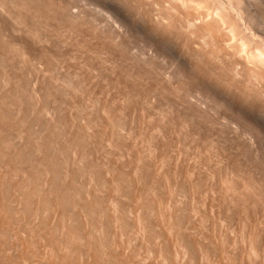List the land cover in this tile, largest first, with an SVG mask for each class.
Returning <instances> with one entry per match:
<instances>
[{"label":"rangeland","instance_id":"374dc122","mask_svg":"<svg viewBox=\"0 0 264 264\" xmlns=\"http://www.w3.org/2000/svg\"><path fill=\"white\" fill-rule=\"evenodd\" d=\"M5 2L3 3V1L2 0H0V8L2 7V6H4L5 8H6V10H4V11H2L4 8L2 7V9L0 10V22H2L3 20V22H2V24L0 23V40H1V37H2V41H0V53H1V55H0V85H1V87H0V95L2 94L3 96H0L1 98H0V100L2 101V100H4V101H0V119H1V115H5V119H7V120H4V116L2 117V119L0 120V121H2V120H4V121H2L3 122V124H5V123H7V124H5V126L6 125H8V123H9V125L8 126H6V129L7 128H9V129H7L5 132H4V135L6 136L7 135V131H8V135H9V132H10V134L11 135H9L11 138V140L9 139H7L9 142H11L12 143V146L13 147H19L18 146V144L20 145V149L18 148L17 149V147H16V150L14 149V151H18V154H20V156H22L24 153V158H25V160H26V162H25V160H24V162H25V164H22L21 162L23 161V159H22V157L20 158L19 157V155L17 154V152H15V153H9L10 151H8V150H11V152L13 151V149H10L12 146H9V145H11V143L9 144V142H8V144H4V143H6V142H4V143H2V144H4V147H6V145H8V147H10L9 149H8V147H6L7 149H2V148H0V151H1V149H2V151L0 152V153H2L3 152V150H7L6 151V153L4 152V154L2 153V156H0V157H2L3 159H4V157H6L7 156V160H8V153L9 154H11L10 156L12 157V156H14V158L17 156V157H19V158H17L18 159V162H19V159H21V161L19 162L20 164H22V165H24V167H22L21 165H19V163H18V165L19 166H21L20 168H21V170H24V169H26V171L24 170V173H22V175L24 176H22L21 175V173H19L18 174V172H20V171H18V170H20V169H18L19 168V166L17 167L16 165V167L15 166H13L12 164V167L10 166V168H12V169H18L17 170V173H16V171H14L16 174H18V175H16L14 172L13 173H11L12 172V169H11V171H10V173H9V175H8V173H5V171L7 172V170H8V172H9V170L10 169H8V167H9V165H7V163L9 162V160L11 161V159L12 160H16V158L14 159L13 157L11 158L10 156H9V160L7 161H4V160H2L1 159V161H0V179H2V175L5 173L6 174V176L4 177V178H6V181L7 182H9V184H11V186H13V188L12 187H10V190H12L13 192H18L17 193V195L15 194V195H13V197L14 196H18V195H23V194H21L20 192H22V190L24 191V189H26L29 185H30V183H29V180L31 181L32 180V182H31V185H30V187L31 188H28L27 190H25L24 192L26 193H24V192H22V193H24V197H25V200L27 199V197L31 194V191L34 193V189L36 188V192L38 193H41V191H40V189L42 188L41 186H43L44 184H42L43 182L44 183H46V184H48V183H50L51 182V180L53 181L52 183H50L51 185L52 184H54V185H56V184H58L57 186H54V187H56L55 188V190L53 191L52 189L54 188V187H48L46 184V186H44V187H46L45 189L48 191H46V190H43V191H45L44 193L42 192L41 194H45L46 192L48 193V198L46 197V196H44V197H46L47 199H51V200H53L52 199V197H54L55 198V196L58 198V194H59V192H60V195L59 196H61L62 197V199H59L61 202H62V205L64 206V212H62V213H64L63 214V220L64 219H66V220H68L69 218H72V219H70L69 221H70V223H69V221H63V222H65L64 224L63 223H61L62 221H59V219L62 217V214H60V211L59 212H57L56 211V209H55V207L54 206H52L53 207V212L51 211L50 212V207H51V204L53 203V201L55 200H53V201H51V204H50V202L48 203V205H47V208H48V206H49V211H48V213H46L47 211V208H45L44 210H43V206L44 205H46L47 204V202L49 201V200H47L46 198V203L44 204V200H43V202H41V201H39L40 203H39V205H40V207L38 208L37 206H38V200H42V199H40V198H42V196H40L39 195V193L37 194V195H39V199L37 198V200H35V198H33V197H38L35 193V196L33 195V193H32V195H30V199L28 198V200H26V202H27V206H26V204L24 205V204H22V206L21 207H19L16 203H18V204H20V202L19 201H22L23 200V202H25L24 201V199H23V196L21 197H19V198H22V199H18V201H17V199H16V203L14 202V198H18V197H12L11 195V197H12V199H13V201H12V203H15L14 205H13V207H12V203L10 204L9 202V200H7L6 201V204H8L9 203V205H11V207L12 208H14L15 207V205L17 206V207H15V211L17 212L16 214H19L20 212V214H22V212L23 211H25L26 212V214H28V217H30L29 219H28V217H26L27 215L23 212V214L24 215H18L19 216V218H22V220H24V221H16V219H19V218H17V217H14L13 215H14V213H15V211L12 209H10L11 210V212L13 213L12 215H11V213H10V216L12 217H14V218H12L13 220H15L14 222H15V224L16 223H20V224H14L13 223V221H12V223L14 224V226H10V227H5L6 225H3L4 227H5V229H7V228H9L8 230H6L5 231V229H4V227H3V229L4 230H2V228H1V232H0V235H1V233H2V235L0 236V244L1 245H3V247H1V245H0V250H1V255H0V264H15V263H17V261H15V260H18V263L17 264H19V257L21 256V258L22 259H20L21 261L23 260V258H24V263L26 264L27 262H28V264H34L33 263V261H34V259L35 260H37L38 258H39V260H38V263L40 264V263H42V264H48V262H47V260L45 261H41L42 260V258H40V256L42 257L44 254L43 253H45V251H48V249L50 250L54 245H55V247H53V248H56L57 246V244H56V241H57V243L60 241H62L61 243H63L64 241L66 242L67 240H68V233H69V231H71L69 234H71L69 237H71L72 238V240L74 241V239H78V242L76 243L75 241L74 242H72L71 241V238H69V240L66 242L67 243V246H66V248L68 249V251H69V247L70 246H68V244L69 245H71L72 246V243H74V246L71 248V249H73V251L70 249V251L68 252L67 251V249H65V247H64V249H65V251H66V253L68 252L69 254H71V255H69L68 253H67V255H69V256H65L66 258L65 259H67L68 257H70L69 259L70 260H72V263H71V261L69 260V259H67L66 261L63 259V258H61L62 257V255L65 253L64 252V249L62 248L63 246H65L66 245V243H64V245L62 246V244H60L59 246L62 248H60L59 246H58V248L59 249H61V250H59L58 248V250L60 251V252H64L62 255L61 254H59L60 252L56 249V250H54V251H56L55 253H56V256H55V253H54V256L55 257H57V259H58V261H57V259H55V264L57 263V264H59V263H61V264H76V263H78V264H82V263H87L88 261H91V259L92 258H90V257H93V255L94 254H100L101 253V258L103 257V256H106V254L105 253H102V252H105V251H103L109 244H110V248L109 247H107V248H109V249H105L106 251H107V254H108V256H106V259L103 257L102 258V262H103V264L105 263V264H111V262H109V261H113L112 262V264H126V263H128V264H138L139 262V264H144L143 262H145V263H147V261H149L148 262V264H152V261H153V263H155V264H160L161 262L163 263L164 261H165V263H163V264H166V262H168L169 264H191L190 263V261H192L193 260V263L194 264H200V262H201V264H219V262L222 260L223 261V264H228V261H227V259L230 257V259H229V263L230 264H233V263H235V262H237L238 260V262H239V264H243V263H247L248 261L250 262H248V264H252V263H254V264H261V263H264V233H262L263 231H264V210L262 211V208L264 207V205L262 206V208H261V205H260V207H259V205H258V209H256V207H255V209L254 210H257L256 212H254V210H253V212H252V210L250 209V213L248 214V213H245L244 212V210H241L242 209V207H240V206H238L237 205V202L235 203L234 202V204L231 202V198H232V194H231V198H230V193L228 192V193H226L225 191H223V192H219V191H222V190H225V186L224 185H222L221 186V182H222V180H223V176L224 175H222V180H220V178H221V176H219V174H218V172L219 173H223L224 174V171H225V168L229 165V163H224V162H226V161H228V160H230V159H234V157H235V159L237 158H239L240 159V161L239 162H241V160H242V163L245 161V158H246V161H247V159H248V161L247 162H249V163H245L246 165H244V164H242V163H240V165H243V166H241V168L242 167H244L243 169H244V171L245 172H248V173H250L251 174V176H253V178L255 179V176H256V181H259V183L261 184V187H262V185H263V189H264V177L262 178V176H261V173L260 172H263L262 174H264V141H263V137L262 136H264V134H262V133H264V128L262 127V126H259L260 124H259V122H258V120H255V119H259V115L258 116H255L254 114H255V112H257V111H259L258 109H255V107L257 108V105L260 103L259 102V98L260 99H262L261 97V95H259V93H260V91L262 90V85L264 84V58H263V56H264V32H262L263 30H264V26L262 27V26H259L258 24L256 25L255 24V26L253 25V24H250V23H247L244 27H238V25L237 24H235V23H232V20L230 21H225L224 23H221L222 22V20H221V22H220V24L221 25H219V23H218V27L219 28H217V27H214V26H212V27H207L206 25H202V23L199 21V22H196V23H198L199 25H196L195 27H193L192 25H188V22L186 21L187 20V18H190V16H192V15H194L195 14V10L193 9V11H192V8H194V5H196L195 3H194V1H196V0H192V2H193V4L194 5H192V2H191V0H184V2H188V5L189 6H187V5H185V8L183 9V5L184 4H180V3H177V4H180L179 6L176 4V3H174V2H172V0H163L162 2H161V0L159 1V0H113V2L114 3H112V0H57L58 2H59V4L57 3V1L56 2H54L53 3V5H55L56 3L58 4V5H55L56 6V8H58L59 10H57L56 8L55 9H53L52 7L53 6H51V8L55 11H50L51 10V8H49L50 7V5L49 4H47V2H45V0L43 1V0H18L19 2L17 3V0H9V3H7L8 2V0H4ZM7 1V2H6ZM12 1V2H11ZM16 3H15V2ZM24 1V2H23ZM35 1V2H34ZM45 3V4H47L48 6H45V7H47V9H49V10H47L46 12H47V14L48 15H46V16H48L49 18H50V20H51V22H50V20H49V18L47 17V19L45 18V16H43L44 15V13H46L45 12V9H44V11L43 10H41V8L43 7H40L39 8V10L40 11H38V9L36 10V8H34L35 7V5H32V4H36V6H41L42 4L43 5H45L43 2ZM47 1V0H46ZM55 1V0H54ZM157 1V2H156ZM167 1V2H166ZM170 1V2H169ZM216 1V2H215ZM23 2V3H22ZM28 2V3H27ZM29 2H32V3H29ZM65 2H66V4H65ZM108 2V3H107ZM118 2H119V5L117 6V4H118ZM127 2V3H126ZM148 2V3H147ZM161 2V3H160ZM164 2V3H163ZM219 2V3H218ZM21 4V6L19 7V8H21V9H17L16 8V6L18 7L20 4ZM39 3V4H38ZM117 3V4H116ZM130 3V4H129ZM144 3V4H143ZM156 3V4H155ZM172 3V4H171ZM8 4V5H7ZM10 4V5H9ZM22 4H23V6H22ZM24 4H27L26 6L28 7V5L30 4L31 6H29L28 7V9H27V7L26 6H24ZM38 4V5H37ZM41 4V5H40ZM109 4H111V5H109ZM114 4H116V5H114ZM121 4H123L122 6H121ZM133 4V5H132ZM135 4V5H134ZM158 4H160V5H158ZM164 4V5H163ZM168 4V5H167ZM190 4L192 5V6H190ZM213 4H215V5H213ZM64 5V6H63ZM65 5H67L68 6V8L65 6ZM158 5V6H157ZM163 5V6H162ZM175 7H174V6ZM181 5L183 6V7H181ZM54 6V7H55ZM58 6V7H57ZM71 8H70V7ZM109 6V7H108ZM117 8H116V7ZM119 6H121L119 9H118V7ZM143 6H144V8H143ZM177 6V7H176ZM210 6H211V8H210V13L211 12H213V13H211V14H215L214 16H212L211 15V18L212 17H215V16H217L218 18H219V20L220 19H224L225 18V16H226V13H224L223 12V10H224V6H223V3H222V0H211V2H210ZM214 6V7H213ZM9 7H11V8H9ZM22 7H23V9H22ZM24 7H26V9H27V11L25 10V8ZM37 7V8H38ZM62 7V8H61ZM113 7V8H112ZM115 7V8H114ZM124 8V9H122V10H120L121 8ZM158 9H157V8ZM163 7V8H162ZM186 7H187V10H186ZM190 7V8H189ZM222 7H223V10H222V12H221V9H222ZM35 10H34V9ZM107 8V9H106ZM111 8V9H110ZM131 8V9H130ZM135 8H137V9H135ZM141 8V9H140ZM150 8V9H149ZM181 8V9H180ZM31 9H33L32 11H31ZM43 9V8H42ZM62 9V11H60ZM117 9V10H116ZM168 9H169V11H168ZM190 9H191V12H189L190 11ZM216 9L218 10V11H216ZM263 9V8H262ZM261 9V14H264L263 12V10ZM7 10H8V12H7ZM65 10H66V12H65ZM70 11V12H68V11ZM106 10V11H105ZM123 10H125V11H123ZM155 12H154V11ZM159 10V11H158ZM165 10H166V13H165ZM179 10V11H178ZM180 10H181V12H180ZM184 10V11H183ZM12 11V12H11ZM17 11H19L20 13L21 12H24L23 14H19V12H17V14H14V13H16ZM41 11H43V12H41ZM48 11L51 13H48ZM64 11V12H63ZM112 11V12H111ZM119 11H121V12H119ZM149 11V12H148ZM163 11H164V13H163ZM208 11V12H209ZM215 11V12H214ZM263 11V12H262ZM14 12V13H13ZM54 12V13H53ZM57 12V13H56ZM82 12V13H81ZM138 12V13H137ZM152 12V13H151ZM170 12V13H169ZM177 12V13H176ZM194 12V13H193ZM218 12L220 13V14H218ZM5 13V15H2V14H4ZM9 13V14H8ZM63 13H67V14H63ZM81 13V14H80ZM107 13V14H106ZM113 13V14H112ZM119 13V14H118ZM126 13V14H125ZM167 13H169L168 15H167ZM175 13V14H174ZM193 13V14H192ZM217 13V14H216ZM221 13H222V16H221ZM43 14V15H42ZM55 15V14H57L59 17H55V16H52V15ZM60 14H62V15H60ZM73 15V19H75L74 21H73V19H72V15ZM77 14V15H76ZM116 14V15H115ZM121 14V15H120ZM122 14H124V15H122ZM128 14V15H127ZM145 14V15H144ZM167 16H166V15ZM179 14V15H178ZM18 16V17H15V16ZM36 15V16H35ZM44 17H42V16ZM84 15V16H83ZM126 15V16H125ZM147 15V16H146ZM175 15H176V17H175ZM225 15V16H224ZM19 16H21V17H23L22 19H24L25 18V16H26V18L28 19H26V24L24 23V21L22 22H20V23H18L19 21H20V19H18V18H21V17H19ZM39 16H41V18H43V19H39L40 17ZM50 16H52V17H50ZM63 16V18H65V17H67L66 18V20L68 19V22L67 23H69V24H71L70 26H69V24H68V26H67V24L65 25V22H66V20L64 19V20H62L61 19V17ZM71 16V17H70ZM82 16V17H81ZM86 16V17H85ZM93 16V17H92ZM143 16H145V18L143 17ZM209 16V15H208ZM207 16V18L205 19V22L206 21H208V20H210V19H208L209 17ZM264 16V15H263ZM30 17H31V19H30ZM34 17V18H33ZM55 17V18H54ZM74 17H76V18H74ZM79 17V18H78ZM154 17V18H153ZM156 17V18H155ZM174 17V18H173ZM9 18V19H8ZM18 19L19 21H17L16 19ZM32 18L34 19V20H32ZM56 18H60L61 20L59 21V20H57ZM69 18L72 20H69ZM77 18H78V21H77ZM95 18V19H94ZM150 18H152V19H150ZM160 18V19H159ZM164 18V19H163ZM167 18V19H166ZM182 18V19H181ZM2 19V20H1ZM6 19H8V20H6ZM14 21H13V20ZM53 19V20H52ZM54 19H56L55 21H54ZM86 19V21H84ZM88 19V20H87ZM139 19V20H138ZM161 19H162V21H161ZM176 19V20H175ZM43 20V21H42ZM84 22V23H77V22ZM93 20V21H92ZM98 20V21H97ZM115 20V21H114ZM135 20V21H134ZM163 20H164V23H163ZM44 21H45V23H44ZM47 21V22H46ZM59 21V22H58ZM64 21V22H63ZM72 22V23H70V22ZM77 21V22H76ZM112 21V22H111ZM117 21V22H116ZM127 21V22H126ZM161 21V22H160ZM169 22L168 24L170 25V26H168V24H167V22ZM172 21V22H171ZM176 21V22H175ZM184 21V22H183ZM5 22V23H4ZM9 22V23H8ZM15 22V23H14ZM29 22H31L30 24H29ZM33 22H35V23H33ZM61 22H63V24H61ZM121 22V23H120ZM132 22V23H131ZM143 22V23H142ZM234 22V21H233ZM13 25H12V24ZM55 23L57 24V25H59V26H57V25H55ZM60 23V24H59ZM74 23V24H73ZM91 23H93V26H92V24ZM100 23V24H99ZM118 23V24H117ZM29 24V25H28ZM35 24H36V26H35ZM39 24H40V26H39ZM53 24V25H52ZM73 24V25H72ZM78 24H80L79 26H78ZM85 24V25H84ZM87 24V25H86ZM113 24V25H112ZM139 24V25H138ZM159 24V25H158ZM181 24V25H180ZM183 24V25H182ZM194 24V23H193ZM225 24V25H224ZM5 25H7V26H5ZM10 27H9V26ZM14 25H16V26H18V27H16V26H14ZM23 25H25V26H27V27H25V26H23ZM38 25V26H37ZM78 26L77 27V30H78V32H77V30H76V27H72V26ZM82 25H83V27H82ZM90 25V26H89ZM127 25V26H126ZM176 25V26H175ZM248 25V26H247ZM22 26V27H21ZM28 26H30V27H28ZM33 26V27H32ZM54 26V27H53ZM61 26V27H60ZM64 26V27H63ZM81 26V27H80ZM85 26V27H84ZM95 26V29L93 28ZM157 26V27H156ZM161 26V27H160ZM180 26V27H179ZM187 26H188V28H187ZM32 27V28H31ZM37 27V28H36ZM39 27H42L43 29H45V27H46V29L44 30L45 32H43L44 33V35H43V33H42V31H41V33H42V35H41V33L40 32H38L37 30H42L41 28H39ZM50 27V28H49ZM72 27V29H70ZM80 27V28H79ZM86 27H88V28H86ZM98 27V28H97ZM138 27H141V28H138ZM172 27H174L173 29H172ZM184 27V28H183ZM191 27L194 29V31H196L197 32V34H199V32H202L203 33V35L201 36H199V35H196V33H194V31L191 29ZM196 27H201V29L200 30H204V29H208L207 31H200V30H198ZM223 27H224V29H223ZM263 28V29H260V28ZM26 28V29H25ZM27 28H28V30H27ZM29 28H30V30H29ZM36 28V29H35ZM54 28V29H53ZM73 28H75V29H73ZM79 28V29H78ZM86 28V29H85ZM91 28V29H90ZM101 30H100V29ZM165 28V29H164ZM178 28H180V29H178ZM190 28V29H189ZM197 30H196V29ZM252 28V29H251ZM259 28V29H258ZM32 29V30H31ZM33 29H35V30H33ZM52 29H53V31H52ZM60 29V30H59ZM67 29V30H66ZM81 29V30H80ZM82 29H84V30H87L88 32H86V31H84V30H82ZM89 29V30H88ZM140 29H142V30H140ZM183 29H185V30H183ZM213 29V30H212ZM222 29V30H221ZM229 29V30H228ZM25 30H27V31H25ZM47 30V31H46ZM94 32H93V31ZM175 30V31H174ZM183 32H182V31ZM192 32V33H194V35L193 34H191L190 33V31ZM211 30V31H210ZM224 30V31H223ZM226 30V31H225ZM257 32H256V31ZM14 31V32H13ZM23 31V32H22ZM29 31V32H28ZM31 31H32V33H31ZM65 31V32H64ZM73 31V32H72ZM81 31V32H80ZM104 31H106V32H104ZM143 31V32H142ZM145 31V32H144ZM189 31V32H188ZM215 31V32H214ZM220 31V32H219ZM223 31V32H222ZM245 31V32H244ZM250 31V32H249ZM254 31V32H253ZM21 32V33H20ZM36 33V35H37V33H39V35H35V37L33 36L34 34L33 33ZM60 32H62V33H60ZM69 32H70V34H71V36H70V34H69ZM77 33V34H75V33ZM90 32V33H89ZM91 32H93V34L91 33ZM108 32V34H106ZM140 32V33H139ZM142 32V33H141ZM188 32V33H187ZM229 32V33H228ZM252 32V33H251ZM10 33H12V34H10ZM52 33V34H51ZM57 33V34H56ZM58 33H59V35H58ZM94 33H95V35H94ZM111 33V35H109ZM155 33V34H154ZM171 33V34H170ZM186 33H187V35H186ZM202 33H200V34H202ZM205 33V34H204ZM216 33V34H215ZM219 33V34H218ZM230 33L231 34H233V35H230ZM3 34V35H2ZM6 34V35H5ZM17 34H19V35H17ZM28 34V35H27ZM32 36H31V35ZM46 34V35H45ZM49 34V35H48ZM55 34V35H54ZM75 34V36H73ZM81 36H79V35ZM98 34V35H97ZM108 35V36H105V35ZM115 34V35H114ZM155 35V37L153 36V35ZM213 35V37H215V39H216V43L214 42L215 41V39L214 38H211L212 36H209V35ZM218 34V35H217ZM224 34V35H223ZM22 35V36H21ZM30 35V36H29ZM62 35V36H61ZM76 35H77V38H76ZM99 35H101V37H106V38H101ZM103 35V36H102ZM143 35V36H142ZM152 35V36H151ZM181 35V36H180ZM183 35V36H182ZM191 35V36H190ZM220 35V36H219ZM16 36V37H15ZM23 36H25L24 38H23ZM27 36V37H26ZM29 36V37H28ZM40 36V37H39ZM46 36V37H45ZM58 36H59V38H58ZM61 36V37H60ZM78 36L80 37V38H78ZM84 36V37H83ZM86 36L88 37V39L86 38ZM92 36H93V38H92ZM94 36H96V37H94ZM116 36V37H115ZM151 36V38H149ZM177 36V37H176ZM187 36H188V38H187ZM193 36V37H192ZM198 36V37H197ZM222 36V37H221ZM243 36V37H242ZM245 36V37H244ZM247 36V37H246ZM257 36V37H256ZM260 36V37H259ZM9 37V38H8ZM19 37V38H18ZM55 37H56V39H55ZM67 37V38H66ZM108 37V38H107ZM111 37V38H110ZM184 37V38H183ZM200 37V38H199ZM203 37V38H202ZM209 37V38H208ZM229 37H231V38H229ZM6 38V39H5ZM17 38V39H16ZM32 40H31V39ZM40 38V39H39ZM64 38V39H63ZM85 38V39H84ZM100 38H101V40H100ZM118 38V39H117ZM194 38V39H193ZM208 38V39H207ZM233 38H235V39H233ZM241 38H243L244 40H242ZM253 38L255 39L254 41H253ZM258 38H259V40H258ZM9 41H8V40ZM20 39V40H19ZM22 39H23V41H22ZM30 40V42L32 43V45H31V43L29 42V41H27V40ZM35 41H34V40ZM37 39H39V40H37ZM87 39V40H86ZM91 39V40H90ZM93 39H95V40H93ZM97 39V40H96ZM108 39V41H106V40ZM110 39V40H109ZM111 39H112V41H111ZM114 39V40H113ZM152 39V40H151ZM197 39H199V40H197ZM210 39H212V40H214L213 42H211V40ZM41 40V41H40ZM45 40V41H44ZM50 40V43L48 42ZM70 40V41H69ZM80 40V41H79ZM116 40H118V41H116ZM168 40V41H167ZM184 40H186V41H184ZM193 40V41H192ZM218 40V41H217ZM221 40V41H220ZM262 40V41H261ZM17 41V42H16ZM19 41V42H18ZM22 41V42H21ZM38 41V42H37ZM83 41V42H82ZM91 43H89V42ZM101 43H100V42ZM102 41H103V43H104V45H103V43H102ZM125 41V42H124ZM146 41V42H145ZM238 41V42H237ZM252 41V42H251ZM14 42H16V43H14ZM25 42V43H24ZM52 42V43H51ZM55 42V43H54ZM102 45H100L99 43ZM122 42V43H121ZM163 42H166V43H163ZM201 42H202V44H201ZM208 42H211V43H208ZM236 42V43H235ZM242 42V43H241ZM261 42V43H260ZM36 43V44H35ZM61 43V44H60ZM76 43V44H75ZM81 43V44H80ZM86 43H88V44H86ZM94 43V44H93ZM107 43H108V47H107ZM121 43V44H120ZM126 43V44H125ZM137 43V44H136ZM186 43V44H185ZM204 43V44H203ZM206 43V44H205ZM220 43V44H219ZM254 45H253V44ZM21 44H23V45H21ZM40 44V45H39ZM42 44V45H41ZM48 44V45H47ZM61 46H60V45ZM64 44V45H63ZM82 44H85V46H83ZM111 44V45H110ZM115 44V45H114ZM116 44H117V46H116ZM123 44H124V46H123ZM141 44V45H140ZM164 44H165V46H164ZM224 44H226V45H224ZM228 44H230V45H228ZM235 45L234 47H233V45ZM237 44V45H236ZM239 44H240V46H239ZM5 45L7 46V47H9V48H7V47H5ZM20 45V46H19ZM51 45V46H50ZM63 45V46H62ZM74 45V46H73ZM91 45H93V46H91ZM112 45L114 46L113 48H112ZM119 45H121V46H119ZM139 45V46H138ZM171 45V46H170ZM184 45H186V46H184ZM214 45V46H213ZM243 45V47H241ZM79 46V47H78ZM81 46H83V47H81ZM91 47V48H89V47ZM96 46V47H95ZM100 46V47H99ZM104 46H106V48L104 47ZM127 46V47H126ZM142 46V47H141ZM201 46V47H200ZM203 46V47H202ZM216 46V48H215V50H218V51H215V52H213L214 51V48L213 47H215ZM225 46H227V47H229V48H226ZM231 46V47H230ZM237 46V47H236ZM3 47H5V48H3ZM33 47V48H32ZM86 47V48H85ZM98 47H99V49H98ZM103 49H102V48ZM109 47H110V49H109ZM119 47V48H118ZM120 47H122V48H120ZM124 47V48H123ZM141 47V48H140ZM150 47V48H149ZM152 47V48H151ZM158 47V48H157ZM177 47V48H176ZM196 47H198V48H196ZM200 47V48H199ZM218 47V48H217ZM240 48V51H239V54H236L237 56H235L234 54H232V52H233V48ZM252 47H253V49H252ZM43 48V49H42ZM108 48V49H107ZM115 48V49H114ZM149 48V49H148ZM161 48V49H160ZM165 48V49H164ZM174 48V49H173ZM185 48H187V49H185ZM221 48V49H220ZM243 48V49H242ZM15 49V50H14ZM20 49V50H19ZM49 49V50H48ZM80 49V50H79ZM95 49H97V50H95V51H97L98 52V54H97V52L95 53V54H97V55H95L94 54V50ZM119 49H121V50H119ZM207 49H209V50H207ZM212 49H213V51H212ZM246 49V50H245ZM3 50H4V52H3ZM9 50H12L11 52L9 51ZM38 50V51H37ZM40 50V51H39ZM76 50V51H75ZM103 50H104V52H103ZM106 50H107V52L108 53H106ZM111 50V51H110ZM151 50H153V51H151ZM182 50V51H181ZM185 50V51H184ZM188 50V51H187ZM212 51V53H211V55L213 56V54L214 53H216V54H214V56L216 57L217 56V54H218V56H217V58H213L212 56H210V57H208V55L207 54H210V53H208L209 51ZM221 50V51H220ZM225 50V51H224ZM242 50V51H241ZM256 50H257V52H256ZM20 51H21V53H20ZM34 53H33V52ZM80 51H83V53H81ZM85 51H87V52H85ZM94 51V52H93ZM100 51V52H99ZM120 53H119V52ZM126 51H129V52H126ZM146 51V52H145ZM210 51V52H211ZM243 51H244V53H243ZM248 51V52H247ZM10 52V53H9ZM14 52H16V53H14ZM49 52V53H48ZM90 52V53H89ZM102 52V53H101ZM115 52H117V53H115ZM143 52H144V55H143ZM155 52V53H154ZM160 52V53H159ZM202 52V53H201ZM223 52V53H222ZM226 54H225V53ZM231 52V53H230ZM251 52H253L254 54H257V55H260L259 57L261 58V59H259V60H257V61H255V62H250V64H249V60H248V57H249V55H250V53ZM259 52V53H258ZM30 53V54H29ZM33 53V54H32ZM45 53V54H44ZM71 54V56H69L70 54ZM73 53V54H72ZM89 55H88V54ZM109 53H111V54H109ZM115 53V54H114ZM150 53V54H149ZM171 53V54H170ZM173 53V54H172ZM182 53V54H181ZM206 53V54H205ZM221 53H222V55H221ZM232 54L231 56H230V54ZM249 53V54H248ZM3 54H5L4 56H3ZM22 54V55H21ZM55 56H54V55ZM78 54V55H77ZM86 56V57H84V55ZM100 54V55H99ZM109 54V55H108ZM112 54H114V56L112 55ZM125 54V55H124ZM158 54V55H157ZM179 55V56H176V55ZM200 54H204V55H200ZM226 56H224V55ZM228 54V55H227ZM244 55V56H239V55ZM252 54V53H251ZM7 55V56H6ZM13 55V56H12ZM19 55H21V56H19ZM23 55H24V57H23ZM44 55H45V57H44ZM47 55V56H46ZM49 55V56H48ZM51 55V56H50ZM103 55V56H102ZM116 55H117V57H116ZM152 55V56H151ZM174 55V56H173ZM188 55V56H187ZM221 55V56H220ZM248 55V56H247ZM263 55V56H262ZM2 56H3V59H2ZM76 57L75 59H74V57ZM78 56H80L79 58L80 59H78ZM90 56V57H89ZM105 56L108 58H105ZM120 56H122L121 58H120ZM165 56V57H164ZM196 56V57H195ZM201 56H203V57H201ZM208 58H210V60L213 58V63H214V61H215V59H217V61L219 62V64L221 65L222 63V65H221V67H220V65H218V63H217V65L214 63V65H216V66H214L213 65V63L211 62V61H209V59H207V57ZM234 56V57H233ZM239 56V57H238ZM23 57V58H22ZM27 57H30V59L29 58H27ZM36 57V58H35ZM38 57V58H37ZM47 57H49V58H47ZM87 57H89V58H87ZM92 57V58H91ZM127 57V58H126ZM159 57V58H158ZM220 57H222V59L219 58ZM228 57V58H227ZM231 59H230V58ZM237 57V58H236ZM247 57V58H246ZM7 58V59H6ZM24 58H25V60L26 61H24ZM41 58V59H40ZM51 58V59H50ZM54 58V59H53ZM103 58V59H102ZM115 58V59H114ZM119 58V59H118ZM124 58H126V59H124ZM164 58V59H163ZM182 58V59H181ZM190 58V59H189ZM194 58V59H193ZM200 58V59H199ZM201 58H203V59H201ZM206 58V59H205ZM226 58V59H225ZM239 58V59H238ZM240 58H244V60L243 59H240ZM245 58H246V60H245ZM15 59V60H14ZM33 59H35V60H33ZM85 59V60H84ZM96 59H98V60H96ZM115 61H114V60ZM130 59H131V61H130ZM230 59V60H229ZM238 60V62L237 63H239L240 64V62L241 61H239V60H242V62H244V63H241L240 65H238V64H235L236 66L235 67H237L236 69H237V71L235 70H233L234 71V74L232 73L233 71L232 70H228V69H230V68H228V65H230L233 61H235V60ZM81 60V61H80ZM83 60V61H82ZM90 60H92V61H90ZM95 60V61H94ZM102 60V61H101ZM123 60H124V62H125V64L123 63ZM134 60V61H133ZM202 60V61H201ZM223 60V61H222ZM236 60V61H237ZM41 63H40V62ZM77 61V62H76ZM97 61V62H96ZM99 61V62H98ZM109 61V62H108ZM118 63H117V62ZM146 61V62H145ZM152 61V62H151ZM168 61V62H167ZM170 61V62H169ZM209 61V62H208ZM217 61H215V62H217ZM225 61V62H224ZM228 61V62H227ZM248 61V62H247ZM259 61V62H258ZM261 61V62H260ZM29 62V63H28ZM30 62L32 63V64H30ZM102 62V63H101ZM103 62H105V63H103ZM172 62V63H171ZM180 62V63H179ZM187 62V63H186ZM206 64H205V63ZM231 62V63H230ZM256 62H258V63H256ZM21 63H23V64H21ZM88 63H90V64H88ZM109 64V67H108V64ZM115 63V64H114ZM127 63V64H126ZM132 63V64H131ZM138 63V64H137ZM148 63V64H147ZM152 63V64H151ZM196 63V64H195ZM208 63V64H207ZM230 63V64H229ZM11 64H13L12 66H11ZM28 64V65H27ZM129 64V65H128ZM134 64H136V65H134ZM144 64V65H143ZM189 64H190V66H189ZM192 64V65H191ZM225 64H226V66H225ZM228 64V65H227ZM256 64H259V68H258V65H256ZM261 64V65H260ZM2 65V66H1ZM91 65V66H90ZM139 65V66H138ZM143 66V68L141 67V66ZM155 65V66H154ZM159 65V66H158ZM171 65V66H170ZM183 65V66H182ZM212 65V66H211ZM51 66V67H50ZM84 66H86V68H82V67H84ZM125 66V67H124ZM130 66V68H128V69H130V70H127V67H129ZM145 66V67H144ZM148 66V67H147ZM192 66V68H193V72H192V69L190 68ZM203 66H205V67H203ZM214 66V68H212ZM239 66V67H238ZM247 66H251V67H247ZM255 66V67H254ZM18 67V68H17ZM22 68V69H20V68ZM28 69H27V68ZM107 67V68H106ZM112 67V68H111ZM121 67V68H120ZM132 67V68H131ZM138 67V68H137ZM162 67H163V69H162ZM183 67V68H182ZM185 67H188L189 69H185ZM206 67H207V69H206ZM209 67V68H208ZM218 67V69H219V67L221 68V69H216ZM230 67V66H229ZM257 67V68H256ZM263 67V68H262ZM2 68V69H1ZM6 68V69H5ZM7 68H8V70H10V72H8V70H7ZM24 68V69H23ZM74 68V69H73ZM77 70H76V69ZM100 68V69H99ZM109 68V69H108ZM149 68V69H148ZM157 68H158V70H157ZM213 69V70H211V69ZM239 68V69H238ZM244 68H247L248 70H249V72L252 70V72H250V73H247V74H249V75H247V74H244V73H246V72H248V70L246 69H244ZM249 68H251V69H249ZM4 69V70H3ZM85 69V70H84ZM90 69V70H89ZM103 69H106V71L105 70H103ZM108 69V70H107ZM143 69L145 70V72L143 71ZM167 69V70H166ZM198 69V70H197ZM223 69V70H222ZM244 69V70H243ZM263 69V70H262ZM12 70V71H11ZM19 70H21V71H19ZM24 70V71H23ZM48 72H47V71ZM75 70V71H74ZM82 70V71H81ZM96 70V71H95ZM99 70V71H98ZM111 70V71H110ZM118 70V71H117ZM125 72V74H123L124 72ZM128 71V75H129V78H128V75H127V71ZM134 70V71H133ZM143 71V72H140V71ZM173 70V71H172ZM187 70H189V71H187ZM201 70V71H200ZM238 70H239V72H238ZM254 70V71H253ZM3 71V72H2ZM5 71H6V74H5ZM16 71V72H15ZM45 71V72H44ZM74 71V72H73ZM79 71V72H78ZM133 71V72H132ZM148 71V74L146 73ZM207 71V72H206ZM212 71V72H211ZM232 71V72H231ZM262 71V72H261ZM8 72V73H7ZM12 72V73H11ZM23 72V73H22ZM53 72V73H52ZM69 72V73H68ZM89 72V73H88ZM91 72V73H90ZM94 72V73H93ZM135 72V73H134ZM138 72H139V75H138ZM166 72V73H165ZM188 74H187V73ZM191 72V73H190ZM195 72V73H194ZM218 74H217V73ZM220 72H222V74L220 73ZM225 72V73H224ZM232 73V75H236V76H232V77H230L231 76V73ZM261 72V73H260ZM5 75H4V74ZM36 73V74H35ZM42 73V74H41ZM50 73H51V75H50ZM81 73V75L80 76H78L79 74ZM113 73V74H112ZM115 73V74H114ZM118 73H119V75L121 74V76H119L118 75ZM132 73V74H131ZM137 73V74H136ZM169 73V74H168ZM183 76H181L180 74ZM236 73V74H235ZM252 73V74H251ZM255 73H257L256 74V76H254L255 75ZM9 75L10 76V79L8 78V77H6V75ZM15 74V75H14ZM38 74V75H37ZM40 74V75H39ZM49 74V75H48ZM59 74V75H58ZM63 74V75H62ZM77 74V75H76ZM86 74H90L89 76L88 75H86ZM94 74V75H93ZM135 74H136V76L138 77H136L135 76ZM141 74V75H140ZM146 74V75H145ZM154 74V75H153ZM185 74V75H184ZM210 74V75H209ZM223 74H225L224 76H223ZM229 74V75H228ZM242 74V75H241ZM261 74V75H260ZM7 75V76H8ZM34 75V76H33ZM39 77V78H37V76ZM57 75V76H56ZM62 75V76H61ZM68 75H69V77H68ZM84 75V76H83ZM96 75V76H95ZM110 75V76H109ZM115 75V76H114ZM125 75V76H124ZM127 75V76H126ZM131 75H132V77H131ZM150 75V76H149ZM158 77H157V76ZM160 75V76H159ZM178 75V76H177ZM220 75V76H219ZM238 75V76H237ZM2 76H5L4 78H5V81L4 80H1V79H4V78H2ZM16 76V77H15ZM23 76V77H22ZM29 76H31V78L29 77ZM34 77V79H33V77ZM71 76V77H70ZM76 76V77H75ZM89 78H88V77ZM93 76V78H91ZM123 76H124V80H122L123 79ZM147 77L146 78V80H145V78L143 79V77ZM152 76L154 77V78H152ZM162 76V77H161ZM170 76V77H169ZM174 76V77H173ZM226 76H227V78H226ZM251 76V77H250ZM12 77H14L13 79H11ZM22 77V78H21ZM43 77H46V78H43ZM66 77V78H65ZM107 77V78H106ZM116 77V78H115ZM118 77V78H117ZM127 77V78H126ZM130 77H131V80H130ZM141 77V78H140ZM178 77V79H176ZM216 77L218 78V77H220V78H218V79H216ZM236 77H238L239 79H237ZM248 77V79H246ZM254 77V78H253ZM256 77H258V78H256ZM10 80V83H12V84H10V83H8V85H9V87H11L10 89H9V87H8V85L6 84V82H9V80ZM18 78V79H17ZM28 78V79H27ZM36 78H37V80H36ZM44 79V81H43V79ZM56 78V79H55ZM57 78H58V80H57ZM69 80H68V79ZM75 78H77V79H75ZM85 78V79H84ZM116 80H115V79ZM148 78H150V80L148 79ZM163 78V79H162ZM171 78V79H170ZM181 78V79H180ZM184 78H186V79H184ZM241 78H242V80H241ZM15 79V80H14ZM40 81H39V80ZM50 79H52V80H50ZM66 79H67V81H66ZM71 79V80H70ZM90 79H91V82H90ZM94 79V80H93ZM108 79V80H107ZM129 79V80H128ZM157 79H158V81H160V83L157 81ZM174 79H176V80H174ZM192 79H194V80H192ZM206 79V80H205ZM220 79H222V80H220ZM223 79H225V80H223ZM31 80V81H30ZM64 82H63V81ZM77 80V81H76ZM85 80H88L87 82L85 81ZM99 80V81H98ZM104 80V81H103ZM134 80V81H133ZM143 82H142V81ZM182 80H184V81H186V82H184L183 81V83H182ZM190 80V81H189ZM202 80H205L206 82H207V80H209L207 83H206V88L205 89H211V93H210V89H209V93L207 92V94L208 95H211L212 94V92H213V94H215L214 92H215V90L216 89H218V90H216V91H218V93L220 92L219 90H221V92H220V94L218 95V93H217V97H216V95H214L215 97H216V99L218 98V96H219V100H220V98H222V100H220V101H223V103L222 102H220V104L218 103L219 102V100L217 101L215 98H214V96H213V98L215 99H213L212 98V95L210 96V98H212L215 102H212L213 100L212 99H210L208 96H207V94L205 93L207 90H205L204 89V84H205V82L202 84V86H203V88L201 87V81ZM218 80H219V82H222V84L224 85H222L221 83H220V85H222V88H221V86L219 85V83H217L218 82ZM232 80H234V81H232ZM237 80V81H236ZM245 80L247 81V82H245ZM249 80V81H248ZM12 81V82H11ZM15 81V82H14ZM27 81V82H26ZM34 81V82H33ZM38 81L40 82V83H42V84H39L38 83ZM55 81V82H54ZM81 81V82H80ZM95 81V82H94ZM101 81V82H100ZM116 81V82H115ZM118 81V82H117ZM128 81H131V82H128ZM136 81V82H135ZM140 81V82H139ZM144 81H146V83L144 82ZM168 81V82H167ZM180 81V82H179ZM193 81H195L194 83H193ZM223 81H225V82H223ZM239 81V82H238ZM251 81V82H250ZM254 81V82H253ZM5 82V83H4ZM18 82V83H17ZM30 82H31V84H30ZM48 82V83H47ZM61 82H63V83H61ZM78 82V83H77ZM90 82V83H89ZM105 82V83H104ZM125 82V83H124ZM148 82V83H147ZM151 82V83H150ZM163 82V83H162ZM174 82H176V83H174ZM178 82V83H177ZM200 82V83H199ZM217 83L216 85L218 86V88H217V86H215L214 84L215 83ZM238 82V83H237ZM241 82V83H240ZM248 82H250V83H248ZM261 82V83H260ZM4 83V84H3ZM15 83V84H14ZM28 85H27V84ZM34 83H36V84H34ZM37 83H38V85H37ZM44 83H45V85H44ZM53 83V84H52ZM56 83V84H55ZM70 83H72V85H69ZM82 83H83V85H82ZM89 83V84H88ZM119 83V84H118ZM129 83H131V85L129 84ZM155 83V84H154ZM165 83V84H164ZM168 83V84H167ZM174 83V84H173ZM181 83L182 84H184L185 83V85H181ZM188 83V84H187ZM213 83V84H212ZM243 83V84H242ZM257 83V84H256ZM6 84V85H5ZM18 84H19V86H18ZM23 84V86H21V85ZM24 84H26V85H24ZM34 85V88H33V85ZM46 84H47V86H48V88L49 87H51V88H46L47 86H46ZM57 84H58V86H57ZM66 84V85H65ZM87 84H88V86H87ZM90 84H91V86H90ZM99 84V85H98ZM105 84V85H104ZM107 84V85H106ZM110 84V85H109ZM135 86H134V85ZM146 84V86L144 87V85ZM169 84H170V86H169ZM181 86H180V85ZM208 84H209V86H208ZM212 84V85H211ZM225 84H227V85H225ZM242 84V85H241ZM247 84H249V87H248V85ZM252 84V85H251ZM259 84V85H258ZM12 85V86H11ZM38 87H37V86ZM55 85V86H54ZM85 85V86H84ZM102 87H101V86ZM109 85V86H108ZM114 85V86H113ZM119 85L121 86V87H119ZM158 85V86H157ZM210 85H211V87H210ZM254 85H256V86H259L258 87V89L261 87V89H260V91H259V93L257 92L256 93V86H254ZM261 85V86H260ZM6 86V87H5ZM16 86V87H15ZM26 86V87H25ZM31 86V87H30ZM46 86V87H45ZM70 86V87H69ZM72 86V87H71ZM82 86V87H81ZM93 86V87H92ZM100 86V87H99ZM107 86V87H106ZM151 86H153L152 88H151ZM197 86V87H196ZM214 86V87H213ZM226 86V87H225ZM239 86V87H238ZM245 89V91L247 92V90L246 89H248L249 91L251 90V87L253 88V86L254 87H256L255 88V92L254 93H252V90H251V96H253V97H251L250 98V95L249 96H247L249 93H245V91H243L244 89L242 88V87ZM8 87V88H7ZM20 87V88H19ZM25 87V88H24ZM28 87V88H27ZM52 87H53V89H52ZM56 87V88H55ZM74 87V88H73ZM80 87V88H79ZM98 89H97V88ZM137 89H136V88ZM147 87V88H146ZM177 87H179V88H177ZM183 87H184V89H183ZM209 87V88H208ZM212 87H213V89H215V90H213L212 89ZM216 87V88H215ZM247 87V88H246ZM15 88V89H14ZM18 88V89H17ZM35 88H37L38 90H36ZM68 88V89H67ZM70 88H72V89H77L76 91H73L72 89L70 90ZM82 88V89H81ZM86 88V89H85ZM100 88H102V89H100ZM108 88V89H107ZM115 88V89H114ZM151 88V89H150ZM155 88V89H154ZM164 88V89H163ZM174 88V89H173ZM193 88V89H192ZM221 88V89H220ZM223 88L224 89H226L227 91H231L230 93L229 92H227L226 90H223ZM237 88H239V90H240V92H238L237 90ZM240 88H242V89H240ZM250 88V89H249ZM3 89H5V91L3 90ZM26 89V90H25ZM28 89H30V90H28ZM35 89V90H34ZM40 89V90H39ZM52 89V90H51ZM56 89H57V92H56ZM85 89V90H84ZM91 89V90H90ZM136 89V90H135ZM175 89H177V90H175ZM184 91H183V90ZM203 89V90H202ZM230 89H232V90H230ZM254 89V88H253ZM10 90V91H9ZM16 90V91H15ZM22 91V92H20V91ZM45 90V91H44ZM51 90V91H50ZM87 90H89V91H87ZM114 90V91H113ZM123 90V91H122ZM139 90V91H138ZM140 90H142V91H140ZM151 90V91H150ZM154 90V91H153ZM156 90H158V91H156ZM160 90V91H159ZM179 90V91H178ZM197 90H198V93H197ZM204 90H205V92H204ZM213 90V91H212ZM242 90V91H241ZM18 91V92H17ZM31 91H32V93H31ZM34 91V92H33ZM35 91H36V94H35ZM47 91V92H46ZM55 91V92H54ZM61 91V92H60ZM71 91V92H70ZM87 91V92H86ZM103 91V92H102ZM105 91L107 92V93H105ZM108 91H112V92H108ZM122 92V93H120V92ZM130 91V92H129ZM134 91H135V94H134ZM161 91H164L163 93H161ZM172 91V92H171ZM174 91V92H173ZM178 91V92H177ZM189 91V92H188ZM200 91V92H199ZM202 91V92H201ZM225 92V93H222V92ZM236 91H237V93H236ZM258 91V90H257ZM4 92V93H3ZM38 92V93H37ZM42 92V93H41ZM44 92H46V93H44ZM53 92V94H51ZM72 92H74V93H72ZM90 92V93H89ZM95 92V93H94ZM116 92H117V94H116ZM126 92V93H125ZM158 92V93H157ZM159 92H160V95H159ZM178 93V95H177V93ZM192 92V93H191ZM233 92V93H232ZM242 92V93H241ZM7 93V94H6ZM17 93H18V95H17ZM27 93V94H26ZM41 93V94H40ZM49 95H48V94ZM59 93V94H58ZM61 93V94H60ZM69 93V94H68ZM75 93H76V95H75ZM80 93V94H79ZM86 93V94H85ZM115 93V96L113 95ZM140 95H139V94ZM144 93V95H142ZM153 93L155 94V96L153 95ZM166 93H169V94H166ZM205 93V94H204ZM222 93V94H221ZM227 93V96L226 95H224V94H226ZM243 93H245V95L243 94ZM10 94V95H9ZM14 94V95H13ZM17 96H16V95ZM32 94V95H31ZM40 94V95H39ZM72 94H73V96H72ZM78 94V95H77ZM100 94V95H99ZM104 95L103 96V98H102V95ZM111 94V95H110ZM123 94H125L129 99H127V98H125L124 96H123ZM138 94V95H137ZM162 94V95H161ZM164 94V95H163ZM185 94V95H184ZM234 95L233 96V99H232V101H231V99L229 100L227 97H228V95L232 98V95ZM259 95V97H257V96H254V95ZM13 95V96H12ZM27 95V96H26ZM31 95V96H30ZM34 95V96H33ZM37 95V96H36ZM67 95V96H66ZM119 95V96H118ZM166 95H168V96H166ZM176 95V96H175ZM206 95V96H205ZM222 97H221V96ZM224 95V96H223ZM239 95V96H238ZM6 96V97H5ZM14 96H16V97H14ZM30 96V97H29ZM41 96H42V99H40L41 98ZM51 96H52V98H51ZM68 96H70V97H68ZM76 96V97H75ZM90 96H92V98L90 97ZM98 98H97V97ZM111 96H113L112 98H111ZM143 96H144V98H143ZM182 96V97H181ZM10 97V98H9ZM75 97V98H77V101H72V100H74L73 98ZM88 98V99H86V98ZM105 97H106V99H105ZM109 97V98H108ZM117 97V98H116ZM119 97V98H118ZM135 97V98H134ZM147 97H149L148 99H147ZM164 97V98H163ZM167 97H168V99H167ZM197 97H199V98H197ZM226 97V98H225ZM243 97V98H242ZM247 97H248V99L250 98L252 101H253V104L252 103H250L249 104V102H252V101H249L248 99H247ZM4 98V99H3ZM14 98V99H13ZM27 98V99H26ZM31 98H32V100H31ZM35 98V99H34ZM40 99V101L42 102H40L39 100H37V99ZM44 98V99H43ZM51 98V99H50ZM54 98H57V100L56 99H54ZM61 98V99H60ZM72 100H71V99ZM101 98V99H100ZM133 98V99H132ZM155 98H156V100H155ZM160 98V99H159ZM176 98V99H175ZM205 98V99H204ZM239 98V99H238ZM50 99V100H49ZM82 99V100H81ZM94 99V100H93ZM107 99H109L108 101L109 102H107ZM111 99V100H110ZM114 99V100H113ZM118 99V100H117ZM125 99H126V101H125ZM142 99H143V102H142ZM149 99H150V102H149ZM166 99V100H165ZM190 99V100H189ZM198 99H201V100H199L198 101ZM224 99V100H223ZM227 101H226V100ZM236 99H238V100H236ZM254 99V100H253ZM19 100H20V102H19ZM76 100V99H75ZM85 100V101H84ZM101 100V101H100ZM104 100V101H103ZM106 100V101H105ZM119 100H121L120 102H121V104H120V102H119ZM125 102H124V101ZM132 100V101H131ZM147 101V102H145V101ZM162 100V101H161ZM170 100V101H169ZM238 101V103L239 102H241V103H243L244 102V100H245V106H243V107H241L242 105H244V103L243 104H241V103H239V105H241V106H239L238 105V103L235 101ZM258 100V101H257ZM13 101V102H12ZM31 101V102H30ZM40 102L39 104L37 103V102ZM55 101H56V103H55ZM81 101V102H80ZM90 103H89V102ZM93 101H94V103H96V104H98V105H96V104H94L93 103ZM130 101V102H129ZM157 101V102H156ZM182 101V102H181ZM198 101V102H197ZM202 101V102H201ZM217 101V102H216ZM224 101H226V103H227V106H228V108H229V110H228V108H227V106H226V103H224ZM231 103H233L232 105L233 106H238L239 107V109H238V107L236 108H234L233 106L231 107V105H228V104H231ZM17 102V103H16ZM28 104H27V103ZM58 102H60V103H58ZM74 102V103H73ZM117 102V103H116ZM167 102H169V103H167ZM184 102V103H183ZM196 102V103H195ZM229 102V103H228ZM257 104V105H255L254 106V104L255 103ZM20 103V104H19ZM29 103H30V105H29ZM35 103H36V105H35ZM44 103L46 104V106L44 105ZM72 103V104H71ZM76 103V105H74ZM79 103H81V104H79ZM105 103V104H104ZM129 103V104H128ZM133 103V104H132ZM140 103V104H139ZM147 103V104H146ZM166 103V104H169V105H166V106H164V104ZM187 103V104H186ZM205 103V104H204ZM214 103L216 104H219V105H221V106H215L214 105ZM222 103V104H221ZM235 103V104H234ZM24 104V106L22 107V105ZM43 104V105H42ZM48 104V105H47ZM50 104V105H49ZM57 104V105H56ZM63 104H64V107H63ZM66 104V105H65ZM89 104V105H88ZM91 104V105H90ZM104 104V105H103ZM128 104V105H127ZM132 104V105H131ZM151 104H153V105H151ZM192 104V105H191ZM207 104L209 105V108H208V106H207ZM216 104V105H217ZM225 104V105H224ZM247 104V105H246ZM249 104V105H248ZM261 104H262V102H261ZM6 105V106H5ZM21 105V107H19ZM26 105H27V108H26ZM52 105H53V107H52ZM84 105V106H83ZM95 105V106H94ZM100 105H102V106H100ZM105 105H107V109H106V106ZM124 105V106H123ZM131 105V106H130ZM142 105H144V106H142ZM151 105V106H150ZM157 105V106H156ZM177 107H176V106ZM183 105V106H182ZM201 105V106H200ZM29 106V107H28ZM34 106H36V108L34 107ZM77 106V107H76ZM88 106V107H87ZM89 106H90V108H89ZM98 106V107H97ZM110 106V107H109ZM126 106V107H125ZM161 106V107H160ZM174 106V107H173ZM189 106V107H188ZM191 106V107H190ZM207 106V107H206ZM230 106V107H229ZM248 108H247V107ZM15 107V108H14ZM32 107H34V109L32 108ZM66 107V108H65ZM71 109H69V108ZM80 109H79V108ZM94 107V108H93ZM104 107V108H103ZM113 109H112V108ZM130 107V108H129ZM136 107V108H135ZM141 107V108H140ZM142 107H144L143 108V110H142ZM149 107V108H148ZM160 107V108H159ZM167 107V108H166ZM179 107L181 108V110L179 109ZM220 107V108H219ZM254 108V109H251V108ZM3 108V109H2ZM5 108H7L6 109V111H5ZM12 110H11V109ZM20 108H22L21 110H20ZM50 110H49V109ZM91 108H93V110H91ZM99 108V109H98ZM111 108L112 110H109V109ZM123 110H122V109ZM126 108V109H125ZM145 108H146V110H145ZM159 110H158V109ZM178 109V111H177V113H176V110ZM194 108V109H193ZM219 108V109H218ZM222 108V109H221ZM231 108V109H230ZM243 108L244 109V111H241V113H239V111L241 110V109ZM245 108H247L246 110H245ZM10 109V110H9ZM18 109V110H17ZM28 109V110H27ZM30 109V110H29ZM33 109V110H32ZM41 109V110H40ZM60 109V110H59ZM63 109H65V110H63ZM75 111H74V110ZM105 109V110H104ZM130 109H132V110H130ZM134 109V110H133ZM147 109H149V110H147ZM166 109V110H165ZM184 109V110H183ZM212 109V110H211ZM234 109L236 110H238V112L237 111H234ZM242 109V110H243ZM24 110V111H23ZM35 110H36V112H35ZM56 110V111H55ZM69 110V111H68ZM107 110V111H106ZM109 110V111H108ZM116 110H118V112L116 111ZM145 110V111H144ZM153 110V111H152ZM163 110H165V112L163 111ZM190 112H189V111ZM199 110V111H198ZM206 110H207V112H206ZM231 110H233V112H235L236 114H237V116L239 117L240 116V114H242L241 115V117L244 119V118H246L247 116V118L249 119V118H252V123H253V125H252V123L250 124L249 122H250V120L251 119H249V120H247V119H245L246 120V122L245 121H241V119L242 118H240V119H238V118H235L234 116H236L235 114H232L233 112H231ZM250 110V111H249ZM253 110V112H251ZM254 110H255V112H254ZM4 111V114H2V112ZM19 111H21V112H19ZM32 111H33V113H32ZM41 111V112H40ZM60 111V112H59ZM90 111L93 113V115H94V117H93V115H92V113H90ZM101 111V112H100ZM114 111H116V112H114ZM138 111V112H137ZM167 111V112H166ZM169 111H170V113H169ZM172 111V112H171ZM185 111V112H184ZM187 111V112H186ZM205 111V112H204ZM218 111V112H217ZM221 111V112H220ZM231 113V115L229 114V112ZM11 113V112H13V113H11V114H9V113ZM18 112V113H17ZM51 112H52V115H51ZM72 113V115H71V113ZM76 112V113H75ZM83 112V114H81ZM85 112V113H84ZM87 112H89V113H87ZM99 112V113H98ZM106 113V115L104 114V113ZM145 112V113H144ZM163 112L165 113V114H163ZM179 112V113H178ZM184 112V113H183ZM192 112V113H191ZM249 112H251V114L252 113H254L253 114V116L255 117L254 118V120H253V117H252V115H251V117H249L250 115L249 114H247V113H249ZM25 113V114H24ZM35 113V114H34ZM59 113V114H58ZM67 113V114H66ZM69 113H70V115H69ZM80 113V114H79ZM110 113V114H109ZM133 113H134V115H133ZM148 113V114H147ZM168 113V114H167ZM171 113H172V115H171ZM186 113V114H185ZM190 113V114H189ZM194 113V114H193ZM225 113V114H224ZM259 113V112H258ZM8 114V115H7ZM34 114V115H33ZM54 114V115H53ZM77 114V115H76ZM89 114V115H88ZM111 114H113L112 116H110V118H109V116L108 115H111ZM116 114L118 115V116H116ZM122 114H124V115H122ZM129 114H131V115H129ZM145 114V115H144ZM171 116H170V115ZM178 114V115H177ZM210 114V115H209ZM220 114V115H219ZM229 114V115H228ZM257 114V113H256ZM10 115V117H7V116H9ZM17 115H19V116H17ZM47 115V116H46ZM86 115V116H85ZM88 115V116H87ZM98 115V116H97ZM121 115V116H120ZM133 115V116H132ZM162 115V116H161ZM164 115V116H163ZM174 115V116H173ZM181 115H182V118H180L181 117ZM195 115V116H194ZM200 115V116H199ZM243 115H245V117L243 116ZM247 115V116H246ZM17 116V117H16ZM22 116H23V118H22ZM42 116H44V117H41ZM49 116V117H48ZM54 116V117H53ZM58 116V117H57ZM72 116H74V118L72 119L71 117ZM75 116H76V118H77V120H75L74 121V119H76L75 118ZM101 116V117H100ZM107 118H106V117ZM130 116V117H129ZM168 117V118H165V117ZM169 116H170V119H171V117H174L172 120H170L169 119ZM193 118H192V117ZM204 116V117H203ZM219 116V117H218ZM233 116V117H232ZM31 117H33V118H31ZM47 117V118H46ZM56 117V118H55ZM98 117V118H97ZM116 117V118H115ZM119 117V118H118ZM121 117V118H120ZM142 117V118H141ZM148 117H150V118H148ZM257 117V118H256ZM9 118V119H8ZM27 118V119H26ZM56 120H55V119ZM64 118V119H63ZM100 118V119H99ZM115 118V119H114ZM125 118V119H124ZM154 118V119H153ZM156 118V119H155ZM162 118V119H161ZM165 120H164V119ZM176 118H178V119H176ZM188 118V119H187ZM191 118V119H190ZM201 118V119H200ZM205 118H206V120H205ZM212 118V119H211ZM223 118V119H222ZM15 119V120H14ZM51 119V120H50ZM53 119V120H52ZM63 119V120H62ZM66 119V120H65ZM81 119V120H80ZM98 119V120H97ZM102 119V120H101ZM110 119V120H109ZM118 121H117V120ZM132 119V120H131ZM140 119V120H139ZM144 119H145V121H144ZM147 119V120H146ZM158 119H160L161 120V122H158V121H160V120H158ZM185 119H187V120H185ZM190 119V120H189ZM204 119V120H203ZM238 119V120H237ZM11 120V121H10ZM30 120V121H29ZM45 120V121H44ZM80 122H79V121ZM91 120H94L93 122L91 121ZM107 120H108V122H107ZM131 122H130V121ZM136 120V121H135ZM155 120V121H154ZM157 120V121H156ZM163 120V121H162ZM176 120V121H175ZM182 120H184V121H182ZM225 120V121H224ZM19 121H21L20 123H19ZM28 122V123H26V122ZM39 121V122H38ZM47 121H48V123H49V125L47 124ZM57 121V122H56ZM67 121H69V122H67ZM98 121V122H97ZM113 121H117L116 123L117 124H115V122H113ZM147 121V122H146ZM152 121V122H151ZM165 121V122H164ZM167 121H169V122H167ZM173 121V122H172ZM176 123H175V122ZM179 121V122H178ZM185 121H187L186 123H185ZM239 121H241L242 123H245V124H249L250 126L252 125V126H254L253 128V130L251 131V127L249 128L250 129V132H253V131H255V129H256V131L258 132H254L256 135H255V137H258L259 136V133L261 132V131H263V132H261L260 133V135L261 136H259V137H261V138H258V141L257 140H255V137H254V133H247L248 131H249V129H247L246 127H249L248 125H245V124H242V123H239ZM247 121H249V122H247ZM5 122V123H4ZM34 124H33V123ZM46 124H45V123ZM52 122V123H51ZM65 122V123H64ZM72 122V123H71ZM86 122V123H85ZM97 122V123H96ZM101 124H100V123ZM103 122V123H102ZM105 122V123H104ZM107 122V123H106ZM112 122V123H111ZM125 122V123H124ZM134 122V123H133ZM143 123V125L141 124V129H139L140 128V123ZM157 122V123H156ZM163 122H164V124H163ZM167 122V123H166ZM183 122V123H182ZM201 122H203V123H201ZM208 122V123H207ZM215 122V123H214ZM12 123H14L13 125H12ZM32 123V124H31ZM39 123V124H38ZM43 123V124H42ZM57 123V124H56ZM61 123V124H60ZM80 125H79V124ZM89 123V124H88ZM96 125H95V124ZM100 124V125H97V124ZM122 123V124H121ZM128 123V124H127ZM145 123V124H144ZM162 123V124H161ZM169 123H171L170 124V126H169ZM178 123H182V126L181 125H179ZM193 123V124H192ZM220 123V124H219ZM225 123V124H224ZM228 123V124H227ZM233 123V124H232ZM236 123V124H235ZM19 124V125H18ZM51 124H53L52 126H51ZM66 124H67V126H66ZM73 124V125H72ZM83 124H85V125H83ZM107 126H105V125ZM122 126H121V125ZM158 124H160V125H158ZM165 124L167 125V126H165ZM173 124V125H172ZM176 124V125H175ZM187 126H186V125ZM192 124V125H191ZM243 126H242V125ZM12 127H11V126ZM18 125V126H17ZM24 125V126H23ZM27 125V126H26ZM37 125V126H36ZM39 125V126H38ZM74 125H76V126H74ZM89 125V126H88ZM93 125V126H92ZM117 125H119V127L117 126ZM124 125V126H123ZM131 125V126H130ZM136 125H138V126H136ZM146 125H148L147 127H146ZM153 125H155V126H153ZM188 125H191V126H188ZM206 125H207V127H206ZM211 127H210V126ZM217 125V126H216ZM229 125V126H228ZM232 125H235V126H233V128L236 130V128H237V131H235V132H233V130H231V129H233L232 128ZM240 125V126H239ZM259 127H258V126ZM5 126H3V127H5ZM75 128H73V127ZM88 126V127H87ZM99 128H98V127ZM103 126V127H102ZM108 126H109V128H110V130H108V132L105 130V129H109L108 128ZM117 126V127H116ZM154 128H152V127ZM160 127V130L158 129L159 127ZM169 126V127H168ZM173 126V127H172ZM221 126V127H220ZM222 126H223V128H222ZM26 127V128H25ZM39 127V128H38ZM68 127V128H67ZM83 127H84V129H83ZM92 127V128H91ZM95 127V128H94ZM105 127V128H104ZM116 127V128H115ZM122 127H123V129H122ZM133 127V128H132ZM139 127V128H138ZM156 127V128H155ZM158 127V128H157ZM162 127H163V129H162ZM165 127V128H164ZM177 127V128H176ZM183 127V128H182ZM184 127H185V130L187 129V128H189V129H187L188 131H189V133H190V137H188L189 135V133L187 134L186 133V131H184ZM191 127H193L192 129H190ZM204 127V128H203ZM217 127V128H216ZM225 127H226V129H225ZM231 129H230V128ZM240 127V128H239ZM244 127H245V130H247V132L246 131H244L243 129H244ZM37 128V129H36ZM46 128H47V131H46ZM70 128V129H69ZM86 128H90V129H88V130H90V131H88V133L86 132L87 131V129ZM104 128V130H102ZM112 128V129H111ZM144 128V129H143ZM147 128H149L148 129V131H147ZM215 128V129H214ZM220 128H221V130H220ZM238 128H239V131H241V133L242 134H240V132L238 131ZM3 129H5V128H3ZM23 129H25V130H23ZM27 129V130H26ZM30 129H32V131H30ZM44 129V130H43ZM49 129V130H48ZM51 129V130H50ZM78 129V130H77ZM86 129V130H85ZM101 129V130H100ZM151 129V130H150ZM155 130V131H153V130ZM168 129V130H167ZM170 129V130H169ZM176 129H177V131H176ZM181 130L182 131V133H181V131H179V130ZM198 129V130H197ZM219 129V130H218ZM227 129H228V131H227ZM242 129V130H241ZM13 130V131H12ZM24 132H23V131ZM41 130V131H40ZM61 130H63L62 132H61ZM74 130V131H73ZM85 130V131H84ZM93 130H95V131H93ZM113 130V132H115L116 134V136L115 135H112V134H114V133H110L111 131ZM118 130H120V132H118ZM123 130V131H122ZM126 130V131H125ZM131 130V131H130ZM133 130H135L134 132H133ZM140 130V131H139ZM143 131V133H142V131ZM163 130H165V131H163ZM223 130H224V133H223ZM226 130V131H225ZM229 130H231L233 133H231ZM260 130V131H259ZM22 131V132H21ZM34 131V132H33ZM53 131V132H52ZM77 131V132H76ZM80 131V132H79ZM84 131V132H83ZM91 131H93V132H91ZM100 131V132H99ZM127 133H125V132ZM139 131V132H138ZM146 131V132H145ZM152 131V132H151ZM159 131H160V133H159ZM168 131V132H167ZM174 131V132H173ZM176 131V132H175ZM187 131V132H188ZM197 131V132H196ZM219 131V132H218ZM243 131L244 132H246V133H244L245 135H243ZM27 132V133H26ZM41 132V133H40ZM43 132H45V133H43ZM49 132V133H48ZM66 132V133H65ZM74 132V133H73ZM99 134L98 136H97V133ZM103 132V133H102ZM117 132L118 133H120V134H117ZM122 132V133H121ZM130 132V133H129ZM141 132V134L142 135H139V133ZM154 132V133H153ZM157 132V133H156ZM163 132V133H162ZM171 132V133H170ZM184 132V133H183ZM193 132V133H192ZM210 132V133H209ZM229 132V133H228ZM239 132V133H238ZM6 133V134H5ZM19 133V134H18ZM20 133H22V134H20ZM47 133H48V135H47ZM57 135H56V134ZM59 133V134H58ZM79 135H77V134ZM81 133V134H80ZM83 133V134H82ZM92 133V134H91ZM108 133H109V135H108ZM136 133V134H135ZM167 133V134H166ZM197 133V134H196ZM201 133V134H200ZM213 135H212V134ZM231 134V135H228V134ZM239 135H243L244 136V138L242 137V136H238L237 134ZM31 134V135H30ZM33 134H34V136H33ZM40 134V135H39ZM43 134V135H42ZM65 136H64V135ZM67 134V135H66ZM68 134H70V135H68ZM87 136H86V135ZM93 134H95V135H93ZM101 134H103V135H101ZM107 134V136H105ZM125 136H124V135ZM129 134V135H128ZM160 136L159 137V139L161 140H158V135ZM164 134V135H163ZM172 134H173V136H172ZM192 134V135H191ZM15 135V136H14ZM20 135H22V137H20ZM23 135H25V136H23ZM56 135V136H55ZM63 135V136H62ZM86 137H85V136ZM93 135V136H92ZM118 135H120V137L118 136ZM131 135V136H130ZM135 135V136H134ZM137 135V136H136ZM138 135H139V137H138ZM149 135V136H148ZM154 135V137L152 138V136ZM171 135V136H170ZM179 135V136H178ZM183 137H182V136ZM198 135V136H197ZM205 135V136H204ZM208 135V136H207ZM221 135V136H220ZM229 137H228V136ZM235 135H237L236 137H238V139L241 137L242 139L240 140V143L243 145V143L245 142V140H247L248 138V140H247V142H248V145L250 144L251 145V147H250V145L248 146V145H245V143H244V146H242V145H240V143L238 142V139L237 138H233V136H235ZM248 135V136H247ZM251 135H253V136H251ZM8 136V137H9ZM48 138H46V137ZM54 136V137H53ZM81 136H82V138H81ZM96 136V137H95ZM101 138H100V137ZM112 136H115V137H113L112 138ZM124 136V137H123ZM130 136V137H129ZM134 136V137H133ZM151 136V138H149ZM164 136H165V138H164ZM188 138H190V140H188L187 139V137ZM191 136H193V137H191ZM223 136V137H222ZM228 138H227V137ZM231 136H232V138L235 140V141H237L238 143H239V145H238V148L239 147H241L242 149H241V151H239V149L236 147V144H237V142L235 143V141L234 140H231V139H229V138H231ZM245 136H247L248 138H246ZM18 137H20V138H18ZM24 137V138H23ZM27 137V138H26ZM39 137V138H38ZM64 137V138H63ZM78 139H77V138ZM93 137V138H92ZM99 137V138H98ZM107 137V138H106ZM109 137H110V139H109ZM126 137H128V138H126ZM136 137V138H135ZM142 137V138H141ZM172 137H174V138H171ZM178 137V138H177ZM179 137H180V139H179ZM186 137V138H185ZM195 137V138H194ZM200 139H199V138ZM250 137H251V139H250ZM253 137H254V139H253ZM7 138V137H6ZM34 138V139H33ZM75 138H76V140H75ZM90 138V139H89ZM91 138H92V140H91ZM95 138H96V140H95ZM115 138V139H114ZM131 138H132V140H131ZM141 138V139H140ZM147 138V139H146ZM148 138H149V140H148ZM156 140H155V139ZM162 138H164V139H162ZM168 138V139H167ZM171 139V141H170V139ZM192 138V139H191ZM203 138V139H202ZM208 138V139H207ZM220 138V139H219ZM223 138V139H222ZM246 138V139H245ZM263 138V139H262ZM13 139V140H12ZM50 139V140H49ZM56 139H57V141H56ZM79 139H82L81 141L79 140ZM97 139H98V142H97ZM107 142V145H108V147H107V145H105L106 144V142L104 141V140ZM115 141H114V140ZM123 139V140H122ZM127 139H128V142L129 143H127V142H125V141H127ZM135 139V140H134ZM139 139V140H138ZM144 139V140H143ZM152 139H153V141H152ZM186 139V141H184ZM196 139V140H195ZM213 139V140H212ZM245 139V140H244ZM254 140V142H253V140ZM260 139V140H259ZM1 140V139H0ZM15 140H17L18 142H16ZM21 140V141H20ZM64 140V141H63ZM86 140V141H85ZM87 140H88V142H87ZM112 140V141H111ZM117 140H118V142H117ZM122 140V141H121ZM163 140H164V142H163ZM178 140H180V142L178 141ZM188 140V141H187ZM252 140V141H251ZM262 140V141H261ZM30 141V142H29ZM75 141H77L76 143H75ZM79 141V142H78ZM124 141V142H123ZM138 141V142H137ZM140 141V142H139ZM148 141V142H147ZM151 141V142H150ZM193 141H194V143H193ZM200 141V142H199ZM202 141H204V143L206 144V143H208V144H202L201 142ZM206 141H208V142H206ZM213 141V142H212ZM218 141V142H217ZM220 141V142H219ZM226 141V142H225ZM229 141V142H228ZM233 141V142H232ZM244 141V142H243ZM257 141V142H256ZM1 142V141H0ZM27 142V143H26ZM50 142V143H49ZM62 142V143H61ZM63 142H64V144H63ZM82 142V143H81ZM94 144H93V143ZM101 144H100V143ZM134 143L135 144V146H134V144H131V143ZM154 142V143H153ZM158 142V143H157ZM168 142V143H167ZM171 142V143H170ZM183 142H185L184 144H183ZM197 142V143H196ZM199 142V143H198ZM234 144H232V143ZM247 142H246V144H247ZM253 142V144H251V143ZM260 142V143H259ZM23 144L22 146H21V144ZM47 143V144H46ZM56 143L58 144V145H56ZM61 143V144H60ZM87 143V144H86ZM99 143V144H98ZM103 143H104V145H103ZM112 144V145H110V144ZM118 143V144H117ZM124 143H126V144H124ZM141 143H142V145H141ZM143 143H145V145L143 144ZM151 143V144H150ZM159 143H161L160 145H159ZM164 143H165V145L167 146H165L164 145ZM167 143V144H166ZM169 143H170V145H169ZM180 145H179V144ZM220 143H222V144H220ZM226 143V144H225ZM1 144V143H0ZM36 144H40V148H39V146L37 147V146H35ZM52 144H54V145H52ZM67 146H66V145ZM72 144V145H71ZM79 144V145H78ZM131 146H130V145ZM137 144V145H136ZM153 144H155V146H156V148L154 147V145ZM175 144V145H174ZM194 144V145H193ZM197 144H199L198 146H197ZM214 144H215V146H214ZM229 144H232V145H229ZM254 144H256V146L254 145ZM25 145V146H24ZM43 147H42V146ZM64 145V146H63ZM78 145V146H77ZM89 147H88V146ZM99 145H101L100 147H99ZM116 145H117V151H116ZM129 145V146H128ZM141 145V146H140ZM148 145V146H147ZM158 145V146H157ZM162 145L164 146L163 148H166V149H163L162 148ZM181 145H183V146H186V147H183V146H181ZM217 145V146H216ZM219 145V146H218ZM253 145V146H252ZM2 146V145H1ZM0 146V147H1ZM28 146H31V147H28ZM57 146V147H56ZM58 146H60L59 148H58ZM80 146H82V147H80ZM87 146V147H86ZM109 146L111 147L110 148V150L108 149L109 148ZM119 146V147H118ZM124 146H125V148H124ZM127 146V147H126ZM134 146V147H133ZM139 146V147H138ZM143 146V147H142ZM174 146V147H173ZM179 146H181V147H179ZM189 146H190V148H189ZM196 146H197V148H196ZM206 147V150H205V147ZM212 146H213V148H212ZM222 146V147H221ZM229 146V148L230 149H232L231 151H229L228 152V150H229V148L227 149V147ZM247 148H246V147ZM263 148H262V147ZM3 147V146H2ZM12 147V148H13ZM39 148V149H37V151H36V148ZM41 147L43 148V149H41ZM64 147V148H63ZM98 147V148H97ZM104 149H102V148ZM121 147V148H120ZM123 147V148H122ZM131 147V150L129 149V148ZM147 147V148H146ZM150 148V150H151V148L153 147V149L152 150H154V151H150V150H148L149 148ZM170 147V148H169ZM202 149H201V148ZM204 147V148H203ZM217 147V148H216ZM219 147H220V149L222 148H224V150L223 151H227V154L228 153H231V152H234L235 153V156L231 153V154H228V155H230V157L229 158H227L228 157V155L224 152L223 153V155H222V151L221 150H218L219 149ZM249 147H250V151H252L251 152V154L249 153L250 151L248 150H244L245 148L246 149H249ZM254 147L257 149V150H260V151H256V149L254 150ZM261 149H260V148ZM34 148V149H33ZM48 148V149H47ZM61 148V149H60ZM78 149L77 151H75L76 149ZM89 148V150H87ZM113 148V149H112ZM120 148V149H119ZM132 148H134V150L132 149ZM138 148H140V149H138ZM143 148V149H142ZM157 148H159V149H157ZM183 148V149H182ZM187 148V149H186ZM208 148V149H207ZM217 149V152H216V149ZM252 148V149H251ZM32 149V150H31ZM56 149V150H55ZM67 149H69V150H67ZM75 149V150H74ZM96 149V150H95ZM99 149V150H98ZM107 149V150H106ZM120 151H119V150ZM127 149V150H126ZM140 150L139 152L141 153V157H142V160H144V162L141 160V158H139L140 156H139V152H137L136 150ZM169 149V150H168ZM181 149V150H180ZM186 149V150H185ZM203 149L206 151H203ZM210 149H212V150H214L215 151V154H217L216 156H215V154H214V151L212 152V150H210ZM225 149H227V150H225ZM263 149V150H262ZM19 150H20V152H19ZM24 150V151H23ZM38 150L40 151V150H43V151H45V154H43L44 152H41L40 151V155H35V152L36 153H38L39 154V152H38ZM62 150V151H61ZM72 150V151H71ZM95 152H94V151ZM113 150H114V152H113ZM125 150V151H124ZM146 150V151H145ZM165 150H166V152H165ZM180 150V151H179ZM183 150V151H182ZM189 150V151H188ZM193 150H196V151H193ZM210 150V151H209ZM234 150V151H233ZM23 151V152H22ZM26 151V152H25ZM29 153H28V152ZM54 151V152H53ZM98 151H100V152H98ZM103 151V152H102ZM119 151V152H118ZM124 151V152H123ZM132 153H131V152ZM143 152V156H142V152ZM149 153H148V152ZM156 151H158V153L156 152ZM168 151H169V154H168ZM199 153H198V152ZM218 151H221V154L218 156ZM242 151H244V153H242ZM255 151V152H254ZM76 152V153H75ZM78 152V153H77ZM82 152V153H81ZM84 152H85V154H84ZM97 152V153H96ZM125 152L127 153V154H125ZM128 152H129V154H128ZM133 152L135 153V154H133ZM152 152H154L153 154H152ZM161 152V153H160ZM183 154H182V153ZM192 152V153H191ZM206 154H205V153ZM209 152V153H208ZM237 152V153H236ZM243 154H241V153ZM257 152V153H256ZM262 154H261V153ZM69 153V154H68ZM100 153V154H99ZM110 153V154H109ZM116 153V154H115ZM144 153H146V154H144ZM152 155H151V154ZM198 153V154H197ZM201 153H202V155H201ZM240 153V154H239ZM247 153H248V155H247ZM258 153H260V154H258ZM15 154V155H14ZM30 155V157H29V155ZM67 154V155H66ZM80 155V157H79V155ZM96 154H98V155H96ZM106 154V155H105ZM108 154V155H107ZM148 154V155H147ZM160 154H162L161 155V159H163L162 161H164L165 162V164H164V162L163 163H161L162 161H161V159L159 158V156L158 155H160ZM176 154V155H175ZM179 154V155H178ZM185 154H186V156H185ZM197 154V157L198 158H195V155ZM202 156H200V155ZM227 155V159L228 160H224V162H222L223 161V159L225 158L224 157V155ZM239 154V156L238 157H236V155H238ZM253 154V155H252ZM256 154V155H255ZM6 155V156H5ZM26 155V156H25ZM27 155H28V157H27ZM35 155V156H34ZM41 155H44V156H41ZM47 155V156H46ZM60 155V156H59ZM64 155V156H63ZM81 155H82V159H81ZM94 155V156H93ZM111 155V156H110ZM119 157H118V156ZM123 155H125V158L126 159H128V160H126L125 158H124V156ZM132 155V156H131ZM151 155V157H149ZM168 156V155H170V156H168V157H163L162 158V156ZM172 155V156H171ZM184 155V156H183ZM187 155H189V156H187ZM204 155H206V157L204 156ZM208 155H209V157H208ZM212 155V156H211ZM214 155V156H213ZM225 155V156H226ZM233 155V156H232ZM259 155V156H258ZM35 158H34V157ZM37 156V157H36ZM56 156V157H55ZM73 156V157H72ZM76 156V157H75ZM92 156V157H91ZM108 156V157H107ZM112 156H113V158L115 159V158H117V160L116 161H114V159H112ZM134 156V157H133ZM146 156V157H145ZM148 156V157H147ZM152 156H154V157H152ZM183 156V157H182ZM210 156L212 157V158H214V159H212V158H210ZM243 156V158H241ZM256 156H257V158H256ZM46 157H48V158H46ZM61 157V158H60ZM72 157V158H71ZM85 157V158H84ZM107 157V158H106ZM131 159H130V158ZM175 157V158H174ZM177 157V158H176ZM186 157V158H185ZM201 157V159H199ZM215 157H217V158H215ZM219 157V158H218ZM220 157H224L223 159H220ZM232 157V158H231ZM249 157V158H248ZM251 157V158H250ZM260 157V158H259ZM33 158V159H32ZM38 158V159H37ZM53 160H52V159ZM75 158V159H74ZM76 158H78L77 160H76ZM91 158H93V159H91ZM95 158L97 159V160H95ZM104 158V159H103ZM122 159V161L120 160V159ZM146 158V159H145ZM148 158L150 159V160H148ZM153 158V159H152ZM164 158H165V160H167V161H165L164 160ZM168 158V159H167ZM174 158V159H173ZM180 160H179V159ZM196 160H195V159ZM205 158H207V160L205 159ZM225 158V159H226ZM253 158V159H252ZM70 159V160H69ZM71 159H73V160H71ZM80 159V160H79ZM105 159H111V160H106L105 161ZM156 160V162H157V164H156V162H153V163H151L152 161H155ZM173 159V160H172ZM185 161H184V160ZM192 159V160H191ZM213 160V161H211V160ZM216 159V160H215ZM238 159V160H239ZM250 159V160H249ZM254 159H259L260 161L258 162V161H256V160H254ZM262 159V160H261ZM32 160H34V161H32ZM43 160V161H42ZM46 160V161H45ZM51 160V161H50ZM61 160V161H60ZM86 160H88V163H87V161ZM99 160V161H98ZM131 160H133V162H131ZM170 160H171V162H170ZM175 160H176V162H175ZM193 160H194V163H193ZM197 160H199V162L197 161ZM205 160H206V162H205ZM210 160V161H209ZM5 163V162H7V163H5L8 167H6L7 168V170H6V168H5V164L3 163V162ZM29 161V162H28ZM48 161H50V162H48ZM54 161L56 162V163H54ZM58 161V162H57ZM67 162V165H68V168L66 167V165H64V164H66L65 162ZM72 161H74V162H72ZM77 161H78V163H77ZM80 161V162H79ZM84 161V162H83ZM86 161V162H85ZM94 163H93V162ZM130 161V162H129ZM135 161V162H134ZM137 161V162H136ZM147 161H148V163H147ZM174 161V162H173ZM181 161V162H180ZM217 161V162H216ZM252 161H254V162H252ZM17 162V161H16ZM15 161L14 162H9V163H13V164H15L16 163ZM32 162V163H31ZM52 162V164H48V163H51ZM64 162V163H63ZM71 162H72V165L74 164L75 166H77V167H73V169L72 170H74L75 168V170L74 171H76L77 169H78V171H76V174L79 172V170L80 169H84L83 170V172H82V170H80L83 174H78V175H80V177L78 178L77 177V175L75 176V178H74V176L73 175H75V172L74 171H67L66 169H68V170H70L71 169V167H70V164H71ZM81 162H83V163H81ZM104 162H106V163H104ZM115 162H117V163H115ZM125 162V163H124ZM128 162V163H127ZM139 162H142L141 163V165L139 164ZM184 162H185V164H184ZM190 162V163H189ZM195 162H197V164L195 163ZM207 162H210V163H208L207 164ZM211 162H213V164L211 163ZM220 162H222L223 164H221ZM229 162V161H228ZM253 164H255L256 162L257 163H259V164H257L256 163V165H253ZM29 165H28V164ZM38 163H40V164H42V167H41V165L39 164L38 165ZM45 163H46V166H47V168L50 166V168H43V167H46L45 166ZM59 163V164H58ZM64 165H62V164ZM86 163V164H85ZM102 163V164H101ZM115 163V164H114ZM145 163H146V165H145ZM150 163V164H149ZM161 163V164H160ZM167 163H169V165L171 166H169ZM171 163V164H170ZM177 163V164H176ZM180 163V164H179ZM201 163V164H200ZM204 163V164H203ZM250 163H251V165H250ZM2 164H4V165H2ZM17 164V163H16ZM32 164L34 165V166H32ZM36 164V165H35ZM62 165V168L60 167V166H58V167H60L61 169H59L60 171L63 169V171H58V169H57V165ZM85 166H84V165ZM103 164H105V166L103 165ZM106 164H108L109 165V167H108V165H106ZM114 164V165H113ZM134 164V165H133ZM135 164H137V165H135ZM148 164V165H147ZM190 164V165H189ZM209 164H211L212 166H213V168H212V166H210ZM228 164V165H227ZM52 165H53V167H56V171L54 170V169H52L53 167H52ZM55 165V166H54ZM79 165V166H78ZM81 165V166H80ZM144 165V166H143ZM152 167H151V166ZM153 165H155L154 167H153ZM180 167H178V166ZM184 165V166H183ZM189 165V166H188ZM193 166V168H192V166ZM206 165H208V166H210V167H205ZM217 166V167H215L214 168V166ZM222 165V166H221ZM227 165V166H226ZM249 167H248V166ZM253 165V166H252ZM4 166V167H3ZM37 166V167H36ZM39 166L41 167V168H39ZM87 166H88V168H87ZM121 166H122V168H121ZM130 166V167H129ZM133 166V167H132ZM135 166V167H134ZM137 166V167H136ZM138 166H139V169H138ZM140 166H142V167H140ZM145 166H146V169H145ZM177 166V167H176ZM186 166H188V167H186ZM263 166V167H262ZM3 169H2V168ZM14 167V168H13ZM28 167V168H27ZM32 167V168H31ZM36 167V168H35ZM69 167H70V169H69ZM89 167H91V168H89ZM100 167H103V168H100ZM111 167V168H110ZM117 167V168H116ZM124 167V168H123ZM147 167H149V168H147ZM159 167V168H158ZM163 167H165V169L163 168ZM166 167H168V168H166ZM170 167V168H169ZM173 167L175 168V169H173ZM201 167V168H200ZM222 167H223V169H222ZM225 167V168H224ZM248 167V168H247ZM257 167V168H256ZM23 168V169H22ZM35 168V169H34ZM37 168H38V170H37ZM44 169V171H43V169ZM128 168V169H127ZM140 168H141V170H140ZM151 168V169H150ZM182 168V169H181ZM184 168V169H183ZM186 168H187V170H186ZM190 168V169H189ZM217 168V169H216ZM219 168V169H218ZM247 168V169H246ZM262 169V170H260V169ZM47 169V171H45ZM52 169V171H49V170H51ZM96 169V170H95ZM101 169V170H100ZM130 169V170H129ZM132 169H133V171H132ZM152 169H154L153 171H152ZM156 169V170H155ZM161 169H163V170H161ZM168 169V170H167ZM202 169H203V171H202ZM213 169H215V171H217L216 173H215V171L213 170ZM221 169V170H220ZM249 169V170H248ZM257 169V170H256ZM32 170H33V172H32ZM37 170V171H36ZM99 170V171H98ZM107 170L109 171V173L107 172ZM134 170H137V171H134ZM138 170H139V172H138ZM161 170V171H160ZM178 170V171H177ZM180 170V171H179ZM195 170H197L196 172H195ZM198 170H199V172H200V170H201V172H202V174H201V172H200V174H199V172H198ZM205 170H207L206 172H204ZM212 170V171H211ZM250 170H251V172H250ZM259 170V171H258ZM41 171V172H40ZM49 171V172H48ZM53 171H54V173H53ZM66 171H67V174L69 175V173L68 172H71L73 175H72V177H73V179L75 180L76 179V177L78 178V180H76V183H74V180L72 181V177L70 178V175L68 176V177H66L67 176V174H66ZM102 171V172H101ZM130 171V172H129ZM141 171V172H140ZM143 171H145V172H143ZM150 171V172H149ZM155 171H156V173H155ZM157 171H158V173H157ZM173 171V172H172ZM183 171V172H182ZM214 171V172H213ZM242 171V170H241ZM258 173H257V172ZM4 172V173H3ZM25 172H26V174H25ZM42 172H44V173H42ZM48 172V173H47ZM50 172H52V173H50ZM55 172H56V174L57 175H55V176H53V178L54 177H56L55 179H52V174L54 175L55 174ZM61 173V174H63L64 172H65V174H66V176H64L65 174H63L62 175V177H61V174L59 175V173ZM63 172V173H62ZM87 172H89L90 173V175L87 173ZM102 174H101V173ZM111 172V173H110ZM153 172V173H152ZM160 172H161V174H162V176L160 177L159 176V174H160ZM164 172V173H163ZM175 172H177V173H175ZM181 172H182V174H181ZM198 172V173H197ZM208 172V173H207ZM243 172V171H242ZM241 172V173H242ZM256 174H255V173ZM3 173V174H2ZM32 173V174H31ZM50 173V174H49ZM80 173V172H79ZM86 173V174H85ZM94 173H96V174H94ZM115 173V174H114ZM121 173V174H120ZM128 173H130V176H132V177H130L129 176V174ZM134 175H133V174ZM137 173V174H136ZM149 173V174H148ZM175 173V174H174ZM206 173H207V175H206ZM211 175H210V174ZM225 173H226V171H225ZM248 173H246V175H248ZM252 173H254V174H252ZM4 174V175H5ZM11 174V175H10ZM93 174H94V176H93ZM107 174V175H106ZM113 174V175H112ZM118 174H120V175H118ZM123 174V175H122ZM145 174V175H144ZM160 174V175H161ZM166 176H165V175ZM167 174H168V176H167ZM177 175L176 177L175 176H172V175ZM180 174V175H179ZM187 174L189 175V177H192V178H189L188 176H187ZM190 174H191V176H190ZM196 174H198V175H196ZM203 174H205L204 176H203ZM214 174H216V175H214ZM249 174V175H250ZM8 175V176H7ZM17 176V178H15L16 176ZM31 175V176H30ZM34 175V176H33ZM37 175V176H36ZM45 175H51V176H49L50 177V179L51 180H49V177L48 176H45ZM91 177V179L90 180H92V181H90V180H88L89 179V176ZM114 175H115V179H113L114 178ZM124 175H126V176H124ZM139 175H140V177H139ZM144 175V176H143ZM148 175H149V178H148ZM179 175V176H178ZM184 175V176H183ZM194 175V176H193ZM226 175V174H225ZM242 175V174H241ZM243 175H244V173H243ZM245 175V176H246ZM10 176V178L8 179V177ZM15 176V177H14ZM64 176V177H63ZM82 176V177H81ZM93 176V177H92ZM100 176V177H99ZM106 176L108 177V176H110V177H108L107 179H106ZM111 176H112V179H111ZM123 176H124V178H123ZM134 176H136V177H134ZM157 176V177H156ZM164 176V177H163ZM171 176V177H170ZM200 176H201V178H200ZM207 176V177H206ZM216 176V177H215ZM19 177V178H18ZM25 177L27 178V177H30V179L29 178H27L26 180H28V181H26L25 180ZM46 177H48L47 179L49 180V181H47L46 182V180L47 179H45L44 180V178H46ZM57 177H59V178H57ZM83 177H85V179L83 178ZM99 177V178H98ZM120 177V178H119ZM130 177V179H128L127 180V178H129ZM141 177H143V179L141 178ZM147 177V178H146ZM151 177V178H150ZM177 177H179V178H177ZM194 177V178H193ZM215 177V178H214ZM217 177H219V178H217ZM261 177V178H260ZM3 178V180H5ZM12 178V179H11ZM43 178V179H42ZM62 178L64 179H66V178H70L71 179V181H69V179L67 180L68 182L66 183V182H64V181H62ZM87 178V179H86ZM119 178V179H118ZM141 178V179H140ZM165 178H167V179H165ZM171 178H173V179H171ZM183 178V179H182ZM184 178L185 179H187V180H184ZM189 178V179H188ZM196 178V179H195ZM197 178H199L198 180H197ZM204 178H205V180H204ZM207 178V179H206ZM209 178H211L210 179V181H211V183L209 182ZM212 178H214V179H212ZM224 178H225V176H224ZM258 178L259 179H261V180H258ZM16 179V180H15ZM40 179V180H39ZM41 179H42V181H41ZM58 179V180H57ZM59 179H60V181H59ZM135 179L138 181V183H137V181H135ZM139 179V180H138ZM147 179H149V180H147ZM157 181H156V180ZM176 179V180H175ZM179 179V180H178ZM182 179V180H181ZM193 179V180H192ZM218 181H217V180ZM3 180H1V181H3ZM10 180V181H9ZM20 181V182H18V181ZM24 180L26 181V182H28L27 183V185H25V183H24ZM44 180V181H43ZM65 180V181H66ZM103 180H105L104 182H103ZM107 180V181H106ZM123 182H122V181ZM125 180V181H124ZM127 180V181H126ZM147 180V181H146ZM153 180V181H152ZM155 180V181H154ZM165 180H166V183H165ZM167 180H169L170 182H168ZM188 180H191L192 182L191 183H189L190 181H188ZM203 180V181H202ZM212 180H213V182H212ZM263 180V181H262ZM39 181V182H38ZM77 181H78V183L79 184H77ZM87 181H90V182H88V183H86ZM118 181H120L119 183H118ZM139 181H143V182H140L139 183ZM145 181V182H144ZM174 181L176 182L175 184L177 185H175L174 184ZM181 181H183V182H181ZM195 181V182H194ZM196 181H198V182H196ZM206 181V183L208 184V186H207V184H203L202 182H205ZM18 182V183H17ZM24 184H23V183ZM41 182V183H40ZM62 182V183H61ZM96 182H97V184L98 183H100V184H98V185H100V186H98V185H96L95 186V184H96ZM146 182H154V184L152 183V185H150V184H148V183H146ZM159 182V183H158ZM179 182V183H178ZM185 182H187V183H185ZM209 182V183H208ZM220 184H219V183ZM15 183V184H14ZM38 185H37V184ZM65 183V184H64ZM82 183L84 184L83 186H82ZM94 183V184H93ZM122 183V184H121ZM126 183H128V184H126ZM133 183V184H132ZM146 184L145 185V187H144V184ZM158 183V184H157ZM162 183V184H161ZM168 183V184H167ZM171 183V184H170ZM184 183V184H183ZM201 183H202V186H201ZM258 183V184H259ZM0 184H1V182H0ZM13 184V185H12ZM18 184V185H17ZM78 186H77V185ZM80 184H81V186H80ZM86 184H90V185H92V186H90V185H86ZM115 184V185H114ZM119 184V186L121 187H123V189H122V187L120 188L119 186H117ZM141 184V185H140ZM156 184V185H155ZM165 184V185H164ZM186 184V185H185ZM187 184H188V186H187ZM191 184H193V185H191ZM196 184H198V185H200V186H197ZM211 184H213L212 185V187H214V189L212 188V190H210L211 188H210V186H211ZM225 184V183H224ZM259 184V185H260ZM21 185V186H20ZM24 185H25V187H24ZM36 187H35V186ZM39 185H41L40 187V189L37 187V186H39ZM61 185H62V187H61ZM66 185L68 186V187H66ZM78 187V189H76V186ZM93 185L95 186V187H93ZM114 185V186H113ZM125 185V186H124ZM131 185H133V186H131ZM136 185V186H135ZM143 185V186H142ZM154 185V186H153ZM160 185L162 186V187H160ZM171 187H175V188H171ZM173 185V186H172ZM196 185V187H193V186H195ZM204 185V186H203ZM215 185H217V186H215ZM219 185V186H218ZM226 185V184H225ZM16 186V187H15ZM18 186V187H17ZM50 186V185H49ZM59 186H60V188H59ZM84 186H86L87 187V189H86V187H84ZM92 187V190H91V188L90 187ZM116 186L117 187H119V188H117V190L119 191H117L116 190ZM127 186H128V188H127ZM137 186H138V189H137ZM140 186V187H139ZM141 186L143 187L142 189H141ZM147 186V187H146ZM163 186H165L164 187V189H163ZM187 186V187H186ZM14 187L16 188V189H14ZM20 187V188H19ZM43 187V188H44ZM81 188V191H80V188ZM98 187V189H96ZM109 187V188H108ZM131 187V188H130ZM134 187V188H133ZM158 187V189H156ZM160 187V188H159ZM167 187V188H166ZM199 187H203L201 190H200V188ZM206 189H205V188ZM216 187V188H215ZM221 187H225L224 189H220ZM12 188V189H11ZM18 188V189H17ZM22 188V189H21ZM24 188V189H23ZM32 188H33V190H32ZM42 188V189H43ZM48 188H49V190H48ZM50 188H52L51 190L53 191V193L50 191ZM88 188H90L89 190H91V192L88 190ZM93 188H95V189H93ZM145 188L147 189V188H149V189H147V190H145ZM178 188V189H177ZM193 188V189H192ZM199 188V189H198ZM209 188V189H208ZM261 188V189H262ZM19 189H21V190H19ZM68 189V190H67ZM73 189V190H72ZM85 189V190H84ZM129 189V190H128ZM154 189H155V191H154ZM159 189H161V190H159ZM168 189V190H167ZM171 189V190H170ZM180 189V190H179ZM185 189V190H184ZM190 191H189V190ZM192 189V190H191ZM195 189V190H194ZM18 190V191H17ZM39 190V191H38ZM60 190V191H59ZM76 190H77V192H76ZM87 190V191H86ZM105 190V191H104ZM134 190V191H133ZM143 190H145V191H143ZM149 190H152V191H149ZM164 190V191H163ZM177 191V192H174V191ZM199 190L201 191V192H199ZM207 190H208V193H207ZM210 190V191H209ZM215 190V191H214ZM26 191H30L28 194H27V192ZM58 191V192H57ZM75 192V193H77V195H79L80 194V198L79 197H77V195L75 194V193H72V192ZM83 191V192H82ZM84 191H86V192H84ZM89 191V192H88ZM93 191V192H92ZM94 191H96L95 193H94ZM98 191L101 193V194H103V195H101V194H99L98 193ZM108 191V192H107ZM114 191H115V193H114ZM143 191V192H142ZM160 191V192H159ZM163 191V192H162ZM168 191V192H167ZM170 191H171V193H170ZM183 191V192H182ZM185 191H188V193L187 192H185ZM194 191V192H193ZM202 191H203V193H202ZM264 191V190H263ZM13 192H11V193H13ZM54 192H55V194H54ZM67 192H69V193H67ZM88 192V194L89 193H91V195H89L88 196V194H85V193H87ZM109 192L111 193V194H109ZM116 192L118 193L117 195H116ZM137 192H138V194H137ZM158 192V193H157ZM180 192V193H179ZM191 192V193H190ZM195 192H197V193H195ZM204 192H206V194L204 193ZM213 192H215L214 194H213ZM217 192V193H216ZM219 192V193H218ZM226 193V194H224V196L223 195H221V194H223V193ZM10 193V194H11ZM52 193V197L50 198V194ZM57 193V194H56ZM64 193V194H63ZM97 193V194H96ZM116 195L115 197H114V194ZM127 193H129V194H127ZM135 193V194H134ZM144 193V194H143ZM152 193H153V196H152ZM155 193H156V195H155ZM173 193V194H172ZM174 193L175 194H178V195H174ZM193 193V194H192ZM202 193V194H201ZM221 193V194H220ZM264 193V192H263ZM75 194V195H74ZM125 194H126V196H125ZM133 194H134V196H133ZM143 194V195H142ZM159 194V195H158ZM162 194H163V196H162ZM171 194V195H170ZM184 194V195H183ZM192 194V195H191ZM197 194V195H196ZM212 194V195H211ZM219 194V195H218ZM227 194H229V196L227 195ZM28 195V196H27ZM53 195H55V196H53ZM64 195V196H63ZM71 195V196H70ZM97 195V196H96ZM131 195V196H130ZM144 195H146L145 196V198L144 197H142L141 198V196H144ZM158 195V196H157ZM166 195H168V196H166ZM174 196V198H175V196H176V198L174 199V198H172L173 196ZM181 195H182V197H181ZM203 195V196H202ZM205 195V196H204ZM209 195H211V196H209ZM215 195V198L213 197ZM27 196V197H26ZM33 196V197H32ZM68 198H67V197ZM75 196V197H74ZM86 196H87V198H86ZM91 196V197H90ZM125 196V197H124ZM135 196H140L139 197V200L138 199H136L137 197H135ZM172 196V197H171ZM177 196H178V199H177ZM187 196V197H186ZM191 196H193L194 197V199L191 197ZM199 196V197H198ZM221 198V200H220V198ZM225 196H226V198H225ZM34 199H32V198ZM70 197V198H69ZM93 197V198H92ZM112 197V198H111ZM119 197V198H118ZM130 197V198H129ZM136 199H134V198ZM150 197V198H149ZM152 197H154V199H158L157 201H155V200H153L152 199ZM163 197H165V199H167V200H165V199H163ZM166 197H168V198H166ZM170 197V198H169ZM182 198V199H180V198ZM186 197V198H185ZM196 197V198H195ZM217 197V198H216ZM223 197L227 200V202H226V200L225 199H223ZM78 200H77V199ZM111 198V199H110ZM129 198V199H128ZM146 198L147 199H149V200H146ZM198 198H201V199H199V200H197ZM219 198V199H218ZM32 199V200H31ZM64 199H66V200H64ZM76 199V200H75ZM98 199V200H97ZM102 199V200H101ZM113 199H114V201H113ZM122 199H125V200H127V201H125V200H122ZM132 199V200H131ZM141 199L143 200V202L141 201ZM161 199H162V201L164 202V204L162 203V201H161ZM171 199H173V200H171ZM192 199V200H191ZM203 199H205V200H203ZM215 199V200H214ZM218 199V200H217ZM229 199V200H228ZM30 200L31 201H33V202H30ZM76 202H74V201ZM88 200V201H87ZM95 200V201H94ZM100 200V201H99ZM112 200V201H111ZM120 200V201H119ZM128 200H129V203H127L128 202ZM136 201V205H134L135 204V201ZM152 202H151V201ZM180 200V202H178V201ZM197 200V201H196ZM211 200H214L213 202L211 201ZM223 200L225 201L224 203H223ZM233 200V199H232ZM64 201H66V202H64ZM89 201H91V202H89ZM97 201H99V202H97ZM116 201V202H115ZM125 203H124V202ZM132 202V204H131V202ZM138 201H140V202H138ZM146 201V202H145ZM155 203H154V202ZM170 201V202H169ZM183 201V202H182ZM228 201H230V202H228ZM262 201H264V200H262ZM23 202H21V203H23ZM94 202V203H93ZM97 202V203H96ZM115 202V203H114ZM121 202V203H120ZM142 202V203H141ZM149 202V203H148ZM167 204H166V203ZM172 202V203H171ZM195 202V203H194ZM197 202H198V204H199V206H197L198 204H197ZM200 202V203H199ZM37 203V204H36ZM42 203L44 204V205H42ZM75 205H74V204ZM85 203L87 204L86 206H85ZM111 204V206L112 205H114V208L116 209H114L113 208V206L111 207L110 206V204ZM123 203V204H122ZM139 203H140V205H141V207H146L145 209L144 208H140V205H139ZM143 203H146L145 205L143 204ZM152 203V204H151ZM161 203V204H160ZM174 203V209H173V206H172V204ZM182 203H183V206L185 207H182ZM194 203V204H193ZM205 205H204V204ZM209 203V204H208ZM214 203H217V204H214ZM229 203V204H228ZM263 203V202H262ZM262 203H259V204H262ZM30 204V205H29ZM34 204H36V205H34ZM98 205V204H100L99 205V208L97 207L96 208V206H95V208L92 206V205ZM105 206H104V205ZM108 204V205H107ZM117 205V207L118 208H116V205ZM126 204V205H125ZM128 204H129V206L131 205V207L132 206H134V207H129L128 206ZM143 204V205H142ZM158 204V205H157ZM159 204H160V206L163 204L164 206H166L165 208H164V206H163V214H161L162 212V207H159ZM170 204H171V206H170ZM179 206V207H181V208H183V209H181V208H179L177 205ZM180 204V205H179ZM188 204V205H187ZM190 204V205H189ZM192 204H193V206H192ZM203 204V205H202ZM212 204H214V205H211ZM225 204H228V205H225ZM232 204V205H231ZM235 204H236V206H235ZM264 204V203H263ZM9 205H6V206H9ZM34 205V206H33ZM42 205V206H41ZM52 205H54V204H52ZM153 205V206H152ZM167 205H168V207H167ZM196 205V206H195ZM210 205V206H209ZM216 205V206H215ZM220 205V206H219ZM25 206H26V208H25ZM31 206V207H30ZM70 206V207H69ZM76 208V209H74V207ZM77 206H79L78 208L79 209H77ZM82 206V207H81ZM88 206H91V207H93L92 208V210H91V207H88ZM103 206V207H102ZM136 206H138V209H137V211L135 210L136 209ZM170 206V207H169ZM189 206H191L190 207V209H189ZM202 206H205V207H202ZM225 206H227V210H226V208H225ZM22 207H24L25 208V210H23L24 208H22ZM27 207H29V208H27ZM68 207V208H67ZM73 207V209H70V208H72ZM102 207V208H101ZM106 209H105V208ZM111 207V208H110ZM126 207H129V209H133L131 212H130V210L129 209H127ZM152 207V208H151ZM171 207H172V209L173 210H175V212L173 211V210H171ZM197 207H198V209H197ZM210 207H213L212 209L210 208ZM214 207H215V210L214 211H212L213 209H214ZM219 207V208H218ZM234 207H235V209H234ZM238 207V208H237ZM8 209L10 208V207H7ZM32 208H33V210H32ZM35 208V209H34ZM37 208V209H36ZM40 208H41V210H40ZM85 208H88L87 209V211L85 210ZM90 208V209H89ZM110 208V209H109ZM120 208V210H118ZM155 208V209H154ZM160 209V211H159V209ZM179 208V209H178ZM193 208V209H192ZM206 210H205V209ZM222 208V209H221ZM238 210H237V209ZM259 208L261 209V210H259ZM20 209V211L18 212V210ZM81 209V210H80ZM82 209H83V211H85L84 213H83V211H82ZM103 209V210H102ZM104 209H105V211H104ZM109 209V210H108ZM112 209H114V210H112ZM143 211H142V210ZM196 209V210H195ZM219 209V210H218ZM229 209V210H228ZM231 209V210H230ZM22 210V211H21ZM30 210V211H29ZM37 210H39V212L37 213L36 211ZM68 210V211H67ZM74 211V212H72V211ZM91 210V211H90ZM95 210H97V211H99V210H101V212L100 213H103L102 211H104L105 213H103V214H106V215H104V216H106V218L105 217H102L103 215L102 214H100L99 212V214L100 215H102L101 217L102 218H104L102 221H98V220H101L100 218H98L99 217V214H97V212L95 211ZM106 210H108L109 212L111 211L112 212V214H111V216H108V214H109V212L107 211L106 212ZM127 210H129V211H127ZM141 211L142 213H143V215H141L142 213L140 212V216H144V211L145 212H147L148 211V213H146L145 215L146 216H152V219L151 218H148V217H145L144 216V220H143V218H141L142 220L140 221V222H142V224H144L143 226L144 227H146V228H149L148 229V231H147V233L145 232V230H146V228H145V230H144V232H143V234H142V231H139V230H141V229H139L140 227V223L138 222V220L140 219V218H137V215L139 214V212L138 211ZM147 210V211H146ZM165 210V211H164ZM178 210V211H177ZM187 210H189V211H187ZM191 210V211H190ZM193 210V211H192ZM219 212H218V211ZM227 212V214H226V212ZM234 210V211H233ZM35 211V212H34ZM43 211V212H42ZM117 211V212H116ZM123 211V212H122ZM168 211V212H167ZM184 211V212H183ZM199 211V212H198ZM230 211V212H229ZM233 211V212H232ZM261 211V212H260ZM34 212V213H33ZM51 214H53V213H57V215L58 214H60L61 215V217H60V215H58V217H59V219H58V217H57V215H56V218L53 216V215H49L50 213ZM69 212V213H68ZM72 212V213H71ZM88 212H90V213H88ZM116 212V213H115ZM120 212H121V215L120 216H118V218L120 217V219L118 220L119 221V225H118V222H117V227H118V229H121L120 231H118L115 227V225L113 224V222L115 221V219L117 220V215H115V214H120ZM127 212V213H126ZM130 214H129V213ZM134 212H135V214H134ZM138 212V213H137ZM155 212V213H154ZM158 212V213H157ZM172 212V213H171ZM180 212V213H179ZM182 212H183V214H182ZM198 214H197V213ZM204 214H203V213ZM211 212V213H210ZM217 212V213H216ZM257 213L256 214V216H255V214H252V213ZM46 214L45 215V218H44V214ZM55 213V214H56ZM79 213V214H78ZM86 213V216H85V218H84V214ZM113 213H114V215H113ZM134 215H133V214ZM151 215H150V214ZM160 213V214H159ZM168 213H169V216H168ZM172 214V216H174L175 215V217H172L171 216V214ZM177 213V214H176ZM179 213V214H178ZM190 213V214H189ZM200 213V214H199ZM209 213V214H208ZM232 213V214H231ZM237 213V214H236ZM16 214H15V216H16ZM30 214H33L34 216H30ZM36 214H40L39 215V217H37L38 215H36ZM43 215V217H42V215ZM54 214V215H55ZM68 214V215H67ZM75 214V215H74ZM78 214V215H77ZM83 214V215H82ZM95 214H97V215H95ZM109 214V215H110ZM124 214V215H123ZM153 214H155V215H153ZM184 214H186V215H184ZM207 214V215H206ZM213 214V215H212ZM230 216H229V215ZM245 214V215H244ZM251 214V215H250ZM262 214V215H261ZM49 215V216H48ZM67 215V216H66ZM71 215H72V217H71ZM87 215H89V217L87 216ZM93 215H94V217H93ZM112 215H113V217H115L116 216V218H112V219H114L113 220V222H112V220L110 221V224H109V218L108 217H112ZM130 215V216H129ZM157 215H159V216H157ZM162 215H163V219H162ZM164 215H165V217H164ZM194 215V216H193ZM195 215H196V217H195ZM204 215V217H202ZM217 215V216H216ZM220 217H219V216ZM36 216V217H35ZM41 216V217H40ZM52 216L54 217V218H52ZM78 216H79V218H78ZM121 216H123V218H121ZM134 216V217H133ZM139 215H138V217H140ZM169 218L170 216V218L171 219H167V217ZM184 216V217H183ZM200 216V217H199ZM213 216V217H212ZM238 216H241V217H238ZM253 216H255V217H253ZM260 216H262L263 218H260ZM10 217V218H11ZM25 217V218H24ZM48 217H49V219H48ZM82 217V218H81ZM95 217H97V219L95 218ZM131 217V218H130ZM181 217V220L179 219ZM191 217V218H190ZM210 217V219H208V218ZM215 217V218H214ZM230 218V219H228V218ZM244 217H247V218H244ZM36 218H37V220H36ZM50 218H51V220L53 219V220H55V221H51L50 220ZM76 218H77V220H76ZM84 218V219H83ZM94 218H95V220H94ZM129 218H130V220H129ZM135 218V219H134ZM145 218H148L147 219V223H146V219ZM157 218H159V219H157ZM164 218H165V220H164ZM175 218H177V219H175ZM183 218V219H182ZM186 218V219H185ZM195 218H197L196 220H195ZM201 218V219H200ZM205 218V222L203 221V219ZM217 218H219V219H217ZM224 218V219H223ZM226 218H227V220H226ZM236 218V219H235ZM239 218V219H238ZM253 218V219H252ZM258 218V219H257ZM263 221H261L260 219ZM43 221H42V220ZM62 219H60V220H62ZM89 219V220H88ZM106 219H109V220H106ZM122 219H124L123 221V226L122 225H120V221L122 220ZM128 219V220H127ZM136 219H137V222L136 223H138V227H137V225H136V223H135V221H136ZM153 219H154V222H153ZM161 219V220H160ZM167 219V220H166ZM178 219H179V221H178ZM207 219V220H206ZM47 220V221H46ZM83 220H84V222H83ZM85 220H86V222H85ZM97 220V221H96ZM106 220V221H105ZM149 220V221H148ZM152 220V221H151ZM163 220V221H162ZM171 220V221H170ZM183 220H185V221H183ZM198 220H200V221H198ZM202 220V221H201ZM209 220V223H207V221ZM214 220H217V222L219 223H215L216 221H214ZM223 220V221H222ZM225 220L227 221V222H225ZM230 220H233L232 222L230 221ZM238 220V221H237ZM243 220V221H242ZM249 220V221H248ZM31 221V222H30ZM32 221H34V223L32 222ZM35 221L38 223L39 221H40V224L39 225H43V227H37L36 228V226H38L37 225V223L35 224ZM49 221H50V223H49ZM74 221H75V223H74ZM79 221V222H78ZM80 221H81V223H80ZM88 221V222H87ZM108 221V222H107ZM132 221H134V223L132 222ZM161 221V222H160ZM165 221H167V222H165ZM177 223H175V222ZM178 221V222H177ZM187 221V222H186ZM190 221H194V223L192 224V222H190V225L188 224ZM200 222V223H198V222ZM214 221V222H213ZM222 221V222H221ZM229 221L231 222V223H229ZM235 221V222H234ZM249 222V223H252L251 225L252 226H250V224L249 223H246V222ZM253 221L255 222V223H253ZM256 221H258V222H260V223H257ZM43 222V223H42ZM47 222V223H46ZM55 223L57 226H55L53 223ZM58 222H60L62 225H64V227L66 228V230H64L65 228H61V227H63L61 224H59ZM100 222H102V223H104V224H102V223H100ZM106 222V223H105ZM112 222V223H111ZM157 222V224H155ZM165 222V223H164ZM171 222H173L172 224H171ZM196 222L198 223V224H196ZM11 223V224H12ZM26 223V224H25ZM70 224V226H69V224ZM76 223H78V225L76 224ZM92 223H95V224H92ZM97 223V224H96ZM100 223V224H99ZM115 223V222H114ZM121 223H122V221H121ZM132 223V224H131ZM150 223V224H149ZM153 223L155 224V227H154V225H153ZM162 223H164V224H166V225H164V224H162ZM179 223H181V224H179ZM182 223H184L185 225H183ZM213 223V224H212ZM215 223V224H214ZM221 223H226V224H221ZM257 223V224H256ZM261 223L263 224V226L261 225ZM10 224V223H9ZM12 224V225H13ZM25 224V225H24ZM33 224H35V228L38 230V229H40V228H42V229H40V231H38V232H41L42 230V232L40 233V234H38V232H35V230L36 229H34L33 228V230H31V231H33L34 232V234H33V232H31L32 234H29L30 232V230H29V227H33ZM68 224V225H67ZM75 224V225H74ZM82 224L84 225V226H82ZM101 224H102V227L104 228L105 227V230L102 228V230L104 231V233H103V231L101 232L98 228H97V226L98 227H100L101 226ZM130 224H131V226H130ZM134 224V226H136V227H134V226H132ZM167 224H168V226L169 227H171V226H173V229H171V228H168V226H167ZM176 224L177 226H179V227H177V226H174V225ZM193 225V228H192V225ZM204 224V225H203ZM205 224H207V226L205 225ZM212 224V225H211ZM221 224V225H220ZM256 224V225H255ZM18 225H20V226H18ZM87 225V226H86ZM88 225H90V227L92 228H90ZM92 225V226H91ZM93 225H95V226H93ZM100 225V226H99ZM104 225V226H103ZM109 225V226H108ZM111 225H114V226H112V227H114L115 228V230H113V228L112 227H110ZM126 226V228H125V226ZM130 226V229H129V226ZM152 225V226H151ZM164 225V226H163ZM183 226V228L185 229H183V230H181L182 229V226ZM186 225H187V227H186ZM196 225V227L194 228V226ZM198 225V226H197ZM202 225H203V228H202ZM218 225V226H220V227H216V226ZM224 225V229H223V226ZM228 225H229V227H228ZM245 225H247V226H245ZM255 225V226H254ZM7 226H9V225H7ZM24 226V227H23ZM49 226V227H48ZM55 226V227H54ZM86 226V227H85ZM124 227L123 228V230L125 229V231H123L122 230V227ZM181 226V227H180ZM188 226H191V227H189V230H188ZM200 226V227H199ZM210 226V227H209ZM234 227V228H232V227ZM242 228H241V227ZM254 226V227H253ZM258 226H260V227H258ZM14 227H15V229H14ZM18 227H21L20 229L18 228ZM85 227V228H84ZM95 227H96V229H95ZM161 227V228H160ZM168 229H167V228ZM175 227V228H174ZM178 228V230H177V228ZM204 227H209V229H207V228H204ZM211 227H213V228H211ZM216 227V228H215ZM252 227V228H251ZM256 227V228H255ZM258 227V228H257ZM263 227V228H262ZM13 228V229H12ZM45 228H47L46 230H45ZM50 228V229H49ZM53 228V229H52ZM83 228V229H82ZM88 228H90V229H88ZM101 228V227H100ZM107 228V229H106ZM109 228H110V230H109ZM112 228V229H111ZM133 228H135V229H133ZM137 228V229H136ZM156 228V229H155ZM162 228H165V229H162ZM191 228V229H190ZM219 228H220V230H221V228L223 229L222 231H220L219 230ZM227 228V229H226ZM241 228V229H240ZM253 228H255V230L253 229ZM262 228V229H261ZM10 229L12 230V232H10ZM18 229V230H17ZM62 231H60V230ZM83 230V231H80V230ZM95 229V230H94ZM128 231H127V230ZM151 229V230H150ZM157 229H158V231H160V234H158L159 232L157 231ZM159 229H162V230H159ZM172 231H171V230ZM175 229H176V231H179V232H176L175 231ZM180 229V230H179ZM187 229V230H186ZM196 231H195V230ZM203 229V230H202ZM227 231H226V230ZM231 229H233V231L231 230ZM239 229V230H238ZM245 229V230H244ZM250 229V230H249ZM259 229V230H258ZM15 230V232L17 231L18 232V235L23 231V230H25L24 232L25 233H22L21 234V236L20 237H18L19 238V242H21L22 241V239H20V238H22V235L24 234H26L25 235V238L24 239H26V240H28L27 238H29L30 239V237L32 238L34 235H42V233H44L43 234V236L41 237L40 236V238H39V236L37 235V237L35 238V240H34V237L30 240V241H32V240H34L33 241V243H32V247L31 248H29L30 246H31V242L29 241V243L30 244H28L27 242L28 241H26V242H24V239H23V241L22 242H24V243H22L23 245H25V249H27L26 247H28V249L30 250L27 254H31L30 252H32V254L33 255H30V256H32V257H30V258H28V257H26V256H24V257H22V253H20L22 250H20V248H22L23 250H24V246L21 244L20 245V243H17L16 244V247L18 246V244H19V246H18V249H16L15 247H11V244L13 245V243L14 242H18L17 241V237H15V235L17 236V232L15 233V235H14V233H13V231ZM50 232H48V231ZM54 231V234H53V231ZM58 230V231H57ZM94 230V231H93ZM99 230V231H98ZM109 230V231H108ZM116 230H117V232H116ZM132 232H130V231ZM134 230V231H133ZM135 230H137V231H135ZM153 230H154V232H156V234L155 233H153L152 234V232H153ZM167 230V231H166ZM175 231V233H173L174 231ZM200 230H202V231H200ZM253 230V234L256 236V240H254V241H256V242H258V243H254V241H253V245H254V247L256 246V248H258L257 246H259V245H261L262 244V246H260L258 249H259V251H258V249H255V251L253 252V251H248V250H252L251 248H249L248 249V245L247 244H249L250 243V241L251 240H253V239H255V236L253 235V236H251L252 235V231ZM79 231H80V233H79ZM85 231V232H84ZM114 231H115V233H114ZM121 231H123L122 233H124V234H122V237H121ZM172 232L171 233V238L169 237V239H168V236H170V233L169 232ZM189 231V232H188ZM194 233H193V232ZM200 233H199V232ZM207 231V232H206ZM212 233H214V234H216L215 236H214V234H212ZM215 231V232H214ZM218 231V232H217ZM220 231V232H219ZM224 231V232H223ZM228 231H229V233H228ZM235 231H237V233H235ZM241 231V232H240ZM248 231V233H249V235H248V233H246ZM250 231V232H249ZM260 231H262V232H260ZM9 232V233H8ZM57 232V233H56ZM63 232H65V233H67V234H65L64 233V236L62 235V233ZM87 232H89V235H87L86 233ZM91 232H92V234H91ZM95 232H99L98 233V235L97 236H99V237H97L96 236V234H95ZM100 232L103 234H101V235H99L100 234ZM113 232V233H112ZM119 232H120V234H119ZM137 232V233H136ZM150 234H152V235H150ZM165 232L166 233H168V234H165ZM185 232V233H184ZM190 232H191V234H190ZM222 232V233H221ZM240 234H239V233ZM257 232V233H256ZM11 233H13V234H11ZM36 233V234H35ZM47 233H49V234H47ZM61 234L60 236H61V238L64 240H61V238H60V236H59V234ZM76 233H77V235L78 236H76ZM109 233H110V236H109ZM118 233V234H117ZM131 233V234H130ZM162 233V234H161ZM164 233V234H163ZM187 233V234H186ZM199 233V234H198ZM202 233V234H201ZM203 233H204V235H203ZM206 233H208V234H206ZM218 233L221 235H218ZM224 233V234H223ZM228 233V238H227V234ZM234 233V234H233ZM242 233V234H241ZM243 233H245V234H247V235H245V234H243ZM251 233V234H250ZM258 233H260V234H258ZM46 234H47V237L50 239H48L47 237H46ZM51 234H53L54 235V237L52 238V236L53 235H51ZM84 234V235H83ZM85 234H86V236H85ZM95 234V235H94ZM113 234H116V235H114V236H117V238L116 237H114L113 236ZM128 236H127V235ZM133 234V236H130V235H132ZM138 234H140V235H138ZM141 234L143 235V236H141ZM144 234H147V235H150L149 237H147V235H144ZM175 234H180V235H178L179 237H180V241H179V239L177 240L178 242H176L177 244L179 243V242H181V241H184V242H182V246H181V244L179 243V245H177L176 243H175V240H172V242H170L171 241V239H175V238H173V235H174V237H177V238H179L177 235H175ZM185 234V235H184ZM190 235V237H189V235ZM193 234V236H191ZM200 237V236H203V237H205V238H201V240L200 239H197L198 237H197V235ZM233 234V235H232ZM236 234V235H235ZM239 234V235H238ZM4 235V236H3ZM6 235H7V237H6ZM11 235V236H10ZM15 237H13V236ZM24 235H23V237H24ZM28 235H32V236H28ZM51 235V236H50ZM118 235L120 236V237H118ZM124 235V236H123ZM136 235V236H135ZM138 235V236H137ZM158 235H160L159 237H160V240H158ZM166 237H165V236ZM168 235V236H167ZM184 235V236H183ZM243 235V236H242ZM3 236V237H2ZM26 236H27V238H26ZM45 236V238H43ZM65 236H66V239H65ZM82 236H85V237H82ZM87 236H89L88 238H87ZM94 236V237H93ZM101 236H103V237H101ZM111 236H113V237H111ZM126 236V238L128 239V237H131L130 239H128V240H126V238L124 239V237ZM136 238H135V237ZM141 236V237H140ZM145 236V237H144ZM162 236V237H161ZM185 237V238H183V237ZM195 236V237H194ZM209 236H211V237H209ZM214 237V239L216 238V236H218L217 238V240L215 239H213V237ZM225 236V238H226V242L225 243H222V242H224L225 241V239L223 238V237ZM242 236V237H241ZM244 236H246V237H244ZM249 236V237H248ZM12 237V238H11ZM107 237H108V240H107ZM135 239H134V238ZM151 237H154V238H151ZM156 237V238H155ZM165 237V238H164ZM186 237H187V239H186ZM189 237V238H188ZM231 237V238H230ZM233 237V238H232ZM237 237V239H235ZM248 237V238H247ZM252 237H253V239H252ZM2 238V239H1ZM6 238V239H5ZM47 238V239H46ZM56 238V239H55ZM57 238H59V239H57ZM94 238V239H93ZM97 238V239H96ZM112 238H115V239H117V240H113ZM120 238V239H119ZM122 238H123V240H122ZM138 238V239H137ZM140 238H141V241H143V243H145L146 242V246H145V244H143L141 241H138V240H140ZM150 238V239H149ZM182 238H183V240H182ZM243 238H245L244 240L245 241H243ZM250 238V240H248ZM7 239H8V241H7ZM13 239L15 240V241H13ZM43 239V240H42ZM85 239V240H84ZM98 241V243H97V241ZM110 239V240H109ZM137 239V240H136ZM154 241H152V240ZM156 239V240H155ZM162 239V240H161ZM163 239H164V242H165V239H166V242H165V245H164V242H163ZM186 239V240H185ZM197 239V240H196ZM207 239V240H206ZM210 239V240H209ZM229 239H231L230 241H229V243H228V245L226 244L227 242H228V240ZM4 240H6V241H4ZM13 242V243H11V241ZM45 240V241H44ZM50 241V242H48V241ZM53 240V241H52ZM54 240H55V242H54ZM93 240V241H92ZM100 240H102V241H104V244L105 245H103V242H101ZM149 241L150 240V242L149 243H147V241ZM189 240H193V241H189ZM209 240V241H208ZM212 240V241H211ZM214 240V241H213ZM218 240H222V241H219L218 242ZM238 240V241H237ZM2 241H3V243H2ZM43 243H42V242ZM77 241V240H76ZM81 241V242H80ZM83 241V242H82ZM87 241V242H86ZM95 241V242H94ZM115 241H117L116 243H115ZM119 241V242H118ZM131 243H129V242ZM151 241H152V243H151ZM158 241H161V242H158ZM169 241V242H168ZM198 241V242H197ZM201 241V242H200ZM216 241V242H215ZM235 241V242H234ZM6 242V246H4V243ZM35 242H37L36 244H35ZM59 242V243H60ZM69 242H71V244L69 243ZM79 242L81 243V244H83L84 246H85V248L87 247L88 249H89V247L88 246H90L91 245V242L92 243H95V244H92V245H94V246H92L93 248H95V249H98L99 248V252L97 251L96 253H95V251L96 250H94V249H92L91 250V246H90V251L86 248H84L83 247V245L81 246V244H79ZM90 242V243H89ZM99 242H101L100 243V245L102 244L103 246H105L104 248H103V250H101L102 252H100V248L101 247H95V246H97V245H99ZM106 242V243H105ZM114 242V243H113ZM126 242V243H125ZM135 244V243H137V244H135L137 247H135V245L133 244V243ZM163 242V245L161 244ZM175 243V245H174V243ZM191 244H190V243ZM210 242V243H209ZM213 242V243H212ZM248 242V243H247ZM252 242V241H251ZM7 243H8V245H7ZM48 243V244H47ZM53 243V244H52ZM108 243V244H107ZM115 245V244H118V245H116V246H113V244ZM122 243V244H121ZM124 243V244H123ZM154 243H155V245H154ZM161 245H160V244ZM172 243V245L175 247L176 245H177V248H178V246H181V248H178L179 249V251H180V249H181V251H180V253L182 252V254H183V250L185 249L187 252H185L184 251V254L182 255V254H180L179 253V251L177 250V248L175 247H173L172 245H170ZM183 243H185V244H183ZM188 243V244H187ZM193 243L195 244L196 243V245H194L193 246ZM200 243H202V244H200ZM205 243V244H204ZM206 243H207V245H206ZM230 243H232V244H230ZM236 243V244H235ZM246 245H245V244ZM27 244H28V246H27ZM33 244H34V247H33ZM43 244V245H42ZM50 244H52L51 246L52 247H50ZM130 246V247H128V245ZM133 244V245H132ZM140 244V245H139ZM141 244H143V246L141 245ZM149 244V245H148ZM201 246H200V245ZM212 244V245H211ZM221 244H223V245H221ZM245 245V248H244V245ZM251 244V243H250ZM35 245L37 246L36 248H38V249H34L35 248ZM39 245H40V247H39ZM46 245V246H45ZM150 245H152V247L150 248ZM157 245V246H156ZM160 245V246H159ZM187 245V246H186ZM199 245V246H198ZM206 245V246H205ZM217 245V246H216ZM218 245H220V246H218ZM10 248H14L15 249V251H14V249H10ZM13 246H15V243H14V245ZM21 246V247H20ZM23 246V247H22ZM45 248H44V247ZM102 246V247H103ZM113 246V247H112ZM118 246H119V248H118ZM133 246V247H132ZM149 248H148V247ZM156 246V247H155ZM158 246L159 247H161V250H159L158 249ZM163 246H165V247H163ZM168 246V247H167ZM170 246V247H169ZM183 246H185V248H183ZM208 246H210V247H208ZM213 246V247H212ZM222 246H224V247H222ZM231 246H232V248H231ZM233 246H234V248H233ZM240 246V247H239ZM251 246V245H250ZM249 246V247H250ZM20 247V248H19ZM82 247V248H81ZM123 248V247H125V248H129L128 250L127 249H125V248H123V251H122V249H121V251H120V248ZM142 247V248H141ZM146 247L148 248V249H146ZM193 247H195V248H193ZM200 247V248H199ZM202 247V248H201ZM213 249H212V248ZM216 247V248H215ZM220 247H222L223 249H224V251H221V250H223L222 248H220ZM227 247V248H226ZM243 247V248H242ZM253 247V248H254ZM9 248V249H8ZM46 248H48V249H46ZM82 249L81 251L83 252H81L80 251V249ZM115 248H118L119 249V251H118V249H117V251L115 250ZM131 248H132V250H131ZM133 248H135V249H133ZM136 248H138V250L140 251V253L139 252H137L138 250L136 249ZM143 248H144V250H143ZM166 248V249H165ZM193 248V249H192ZM197 248V249H196ZM205 249L206 251H207V253H206V251H204V250H202V249ZM209 248L211 249L210 251H208L209 250ZM218 248H220V249H218ZM228 249V250H226V249ZM235 248H237V249H240V250H236ZM3 249V250H2ZM27 249V250H28ZM45 249V250H44ZM74 249H76V250H79V251H75ZM102 249V248H101ZM114 249V250H113ZM125 249V250H124ZM152 249V251L151 252H147V251H150V250ZM156 250V252L154 251V250ZM158 249V250H157ZM167 249H169V250H171V253H170V251L168 250L167 251ZM183 249V250H182ZM191 249V250H190ZM200 249L202 250V251H200ZM233 249H235V250H233ZM261 249H262V251H261ZM7 250V251H6ZM16 250H18V253H16ZM35 250V251H34ZM94 250V251H93ZM112 250V251H111ZM146 250V251H145ZM164 250H165V253H164V255L166 256V258H167V256L168 257H170L171 259H169V258H167L166 260H165V256L162 254L163 252H164ZM172 250H174L173 252H172ZM175 250H177V253L178 254H176L175 255V253H176V251ZM214 250V251H213ZM226 250V251H225ZM244 250V251H243ZM2 251H3V254H2ZM11 251V252H10ZM25 251V250H24ZM37 251H39V252H37ZM74 251H75V254H74ZM92 251L94 252L93 254H92ZM115 251H116V254H118V257L115 255ZM128 251V252H127ZM130 251H132L130 254H127V253H129ZM133 251H135V252H133ZM144 252V254H146V256H148L149 257V255H150V257H149V259H146V256L144 255V254H142L143 252ZM161 253H160V252ZM205 252V255H204V253L203 254H201L202 252ZM212 251V252H211ZM218 251V252H217ZM240 253H239V252ZM257 251V252H256ZM27 252V251H26ZM52 252H53V250H52ZM70 252H72V253H70ZM86 252V253H85ZM112 252H113V254H112ZM123 252V253H122ZM125 252H127V253H125ZM139 253V254H137V253ZM154 252V253H153ZM169 252V253H168ZM208 252H210V254H208ZM217 252V253H216ZM222 252H224L222 255H221V253ZM229 254H227V253ZM244 252V253H243ZM245 252H250V254H251V252H253V253H255L256 252V254L257 253H259L258 255H259V257H258V259L257 258H255V256H254V258H251L250 256H252V255H249V253L247 254V253H245ZM7 253V254H6ZM10 253V255H8ZM11 253H12V257H10L11 256ZM36 253H38V254H36ZM66 253H65V255H66ZM80 253V254H79ZM86 255H85V254ZM87 253H88V255H87ZM110 253V254H109ZM135 253V254H134ZM149 253H152V254H156L155 255V257H157V259L159 258V257H161V258H159L158 260L155 258V257H151V254H149ZM167 253V254H166ZM173 253H174V255H173ZM186 253V254H185ZM189 253H192V254H189ZM213 253H216L217 254V256H215L216 254H214L213 255ZM219 253V254H218ZM234 253V254H233ZM239 253V254H238ZM261 253V254H260ZM6 254V255H5ZM20 255L19 257H18V255ZM34 254L37 256L36 258H35V256H34ZM58 254V255H57ZM73 254V255H72ZM79 254V255H78ZM104 254V255H103ZM159 254H161V255H159ZM170 254H171V256H170ZM199 254H200V256H199ZM207 254V255H206ZM263 254V255H262ZM9 257H8V256ZM14 255V256H13ZM39 255V256H38ZM76 255V256H75ZM78 255V256H77ZM84 255V256H83ZM103 255V256H102ZM113 257H112V256ZM124 255L129 259H127V258H125L124 257ZM139 255H143V256H139ZM164 256V258H163V256ZM185 255H186V257L187 258H185ZM190 255V256H189ZM196 257H195V256ZM202 255H204V256H202ZM210 255V256H209ZM226 255H227V257H226ZM239 256V257H237V256ZM246 255V256H245ZM248 255V256H247ZM260 255H262V256H260ZM5 256V257H4ZM64 256V255H63ZM84 257L83 259L81 258H79V257ZM89 256V257H88ZM95 256V255H94ZM97 256V255H96ZM95 256V257H96ZM121 258H120V257ZM129 256H131V258H129ZM180 256H181V258H180ZM183 256V257H182ZM192 256V257H191ZM209 256V257H208ZM241 256V257H240ZM244 256V257H243ZM257 256V255H256ZM1 257H3V258H1ZM16 257V258H15ZM26 257V258H25ZM90 258V260L88 259V258ZM95 257H93V258H95ZM109 259H108V258ZM116 257V260L114 259ZM133 257L134 258H137L136 260L135 259H133ZM138 257H143V258H138ZM174 257H177V259H179V260H177V259H175ZM193 258L192 260H191V258ZM198 257V258H197ZM208 258V260L211 258V257H213V258H211V262H208V260H207V258ZM219 257V259H217V258ZM234 257V258H233ZM7 258V259H6ZM9 258H10V262H9ZM14 258H15V260H14ZM73 258V259H72ZM85 258H87L88 259V261L86 260L85 261ZM118 258H119V260H118ZM123 258H125L124 259V261H126V262H124L123 263ZM145 258V259H144ZM153 258V259H152ZM188 258H190V259H188ZM195 258V259H194ZM200 258V259H199ZM205 258V259H204ZM216 258V259H215ZM236 258V259H235ZM238 258V259H237ZM247 258V259H246ZM249 258V259H248ZM251 258V259H250ZM5 259V260H4ZM13 259V260H12ZM61 259H62V261H61ZM75 259V260H74ZM106 261H105V260ZM131 259V260H130ZM142 261H141V260ZM162 259H164L163 261H161ZM169 259V260H168ZM181 259H184L183 260V262H182V260ZM202 259V260H201ZM234 259H235V262H233L234 261ZM2 260H4L5 261V263L2 261ZM65 262H64V261ZM69 260V261H68ZM81 260H83V261H81ZM99 260V261H100ZM128 260V261H127ZM146 260V261H145ZM150 260H152V261H150ZM174 260V261H173ZM187 260V261H186ZM204 260V261H203ZM226 260V262L224 263V261ZM231 260V261H230ZM243 260H244V262H243ZM8 261V262H7ZM15 261V262H14ZM59 261H61V262H59ZM76 261V262H75ZM78 261V262H77ZM100 261V262H101ZM117 261V262H116ZM134 261H135V263H134ZM137 261V262H136ZM139 261V262H138ZM179 261H180V263H179ZM215 261V262H214ZM222 261H221V263H222ZM251 261H255V262H252L251 263ZM3 262V263H2ZM7 262V263H6ZM67 262V263H66ZM69 262V263H68ZM80 262V263H79ZM102 262H101V264H102ZM109 262V263H108ZM120 262V263H119ZM142 262V263H141ZM157 262V263H156ZM171 262H173V263H171ZM177 262V263H176ZM188 262V263H187ZM204 262V263H203ZM233 262V263H232ZM238 262L237 263H235V264H238ZM21 263H23V262H20V264ZM23 263V264H24ZM37 263V264H38ZM161 263V264H162ZM167 263V264H168ZM50 264V263H49Z\"/></svg>","mask_w":264,"mask_h":264},{"label":"bare ground","instance_id":"6f19581e","mask_svg":"<svg viewBox=\"0 0 264 264\" xmlns=\"http://www.w3.org/2000/svg\"><path fill=\"white\" fill-rule=\"evenodd\" d=\"M2 1H3V3L5 2L4 0H2ZM12 1H13V0H12ZM12 1H11V2H12ZM21 1H22V0H21ZM27 1H28V0H27ZM43 1H44V0H43ZM43 1H42V2H43ZM56 1H57V0H55V1H54V0H47V1L45 0V2H47V4L50 5L49 8H51V6H53V7H52L53 9L56 8L55 5H58V4H59V2H58L59 0H58V1H57L58 4L56 3L55 5H53V3L56 2ZM106 1H107V0H106ZM139 1H140V0H139ZM152 1H153V0H152ZM159 1H160V0H159ZM162 1H163V0H161V2H162ZM164 1H165V0H164ZM217 1H218V0H217ZM6 2H7V1H6ZM14 2H15V1H14ZM18 2H19V1L17 0V3H18ZM23 2H24V1H23ZM23 2H22V3H23ZM34 2H35V1H34ZM153 2H154V1H153ZM156 2H157V1H156ZM161 2H160V3H161ZM166 2H167V1H166ZM169 2H170V1H169ZM172 2H174V3H176V4H177V3H180V4H181V3L183 2L182 4H184V5H183L184 7L181 5V7H183V9L185 8V5L189 6V5H188V2L186 3V2H184V0H172ZM191 2H192V0H191ZM210 2H211V0H196V1H194V3H195L196 5H194L193 2H192V5H194V8H192V11H193V9H194V10H195V14L192 15V16H190V18H187L186 21L188 22V25H189V26L192 25L193 27H195L196 25H199V24L196 23V22H199V21H200V22L202 23V25H206L207 27H212V26H214V27L219 28L218 26L221 25V24H220L221 20H222L221 23H224L225 21L227 22V21H229V20H230V21L232 20V23L237 24L238 27H240V28H241V27H244L247 23L253 24L254 26H255V24H256V25L258 24L259 26H262V25L264 26V16H263L264 14H261V12H260L262 8L264 9V0H222L223 6H224V10H223V7H222L221 12H222V10H223V12L225 11L224 13H226V16L224 15L225 18H224V19H220V20H219L220 17L218 18L217 16L211 18V15L214 16L215 14H211V13H213V12L210 13V11H209L210 8H211V6H210ZM215 2H216V1H215ZM7 3H9V0H8ZM15 3H16V2H15ZM27 3H28V2H27ZM29 3H32V2H29ZM43 3H44V2H43ZM107 3H108V2H107ZM112 3H114L113 0H112ZM126 3H127V2H126ZM147 3H148V2H147ZM163 3H164V2H163ZM218 3H219V2H218ZM19 4H20V3H19ZM38 4H39V3H38ZM38 4H37V5H38ZM44 4H45V3H44ZM47 4H45V5H43V4L41 5V4H40L41 6H39V7L36 6V4H32V5H35L34 8H36V10L38 9V11H40L39 8L43 6V7H42L43 9L41 8V10L44 11V9L46 8V9H45V12H46L47 10H49V9H47V7H45V6H48ZM65 4H66V2H65ZM116 4H117V3H116ZM116 4H114V5H116ZM129 4H130V3H129ZM143 4H144V3H143ZM155 4H156V3H155ZM171 4H172V3H171ZM180 4H177V5L179 6ZM7 5H8V4H7ZM9 5H10V4H9ZM26 5H27V4H24V6H26ZM59 5H60V4H59ZM109 5H111V4H109ZM118 5H119V2H118V4H117V6H118ZM122 5H123V4H121V6H122ZM132 5H133V4H132ZM134 5H135V4H134ZM158 5H160V4H158ZM158 5H157V6H158ZM163 5H164V4H163ZM163 5H162V6H163ZM167 5H168V4H167ZM192 5L190 4V6H192ZM213 5H215V4H213ZM20 6H21V4H20L18 7L16 6V8H17V9H21V8H19ZM22 6H23V4H22ZM29 6H31V5L29 4L28 7H29ZM54 6H55V7H54ZM63 6H64V5H63ZM65 6L68 8L67 5H65ZM121 6H119L118 9H119ZM173 6H174V5H173ZM2 7L4 8L2 11L6 10V8H5L4 6H2ZM2 7L0 8V10L2 9ZM26 7H27V6H26ZM26 7H24V8H25V10L27 11L28 7H27V9H26ZM31 7H32V6H31ZM37 7H38V8H37ZM44 7H45V8H44ZM57 7H58V6H57ZM69 7H70V6H69ZM108 7H109V6H108ZM115 7H116V6H115ZM115 7H114V8H115ZM174 7H175V6H174ZM176 7H177V6H176ZM179 7H180V6H179ZM213 7H214V6H213ZM9 8H11V7H9ZM34 8H33V9H34ZM52 8H51L50 11L53 10ZM61 8H62V7H61ZM70 8H71V7H70ZM112 8H113V7H112ZM116 8H117V7H116ZM143 8H144V6H143ZM156 8H157V7H156ZM162 8H163V7H162ZM189 8H190V7H189ZM22 9H23V7H22ZM33 9H31V11H32ZM56 9L59 10L58 8H56ZM106 9H107V8H106ZM110 9H111V8H110ZM122 9H124V8L122 7L120 10H122ZM130 9H131V8H130ZM135 9H137V8H135ZM140 9H141V8H140ZM149 9H150V8H149ZM157 9H158V8H157ZM180 9H181V8H180ZM263 9H262V10H263ZM34 10H35V9H34ZM116 10H117V9H116ZM186 10H187V7H186ZM43 11H41V12H43ZM53 11H54V10H53ZM60 11H62V9H61ZM67 11H68V10H67ZM105 11H106V10H105ZM123 11H125V10H123ZM153 11H154V10H153ZM158 11H159V10H158ZM168 11H169V9H168ZM178 11H179V10H178ZM183 11H184V10H183ZM208 11H209V12H208ZM216 11H218V10L216 9ZM263 11H264V10H263ZM263 11H262V12H263ZM7 12H8V10H7ZM11 12H12V11H11ZM15 12H16V11H15ZM17 12H19V11H17ZM17 12H16V13L13 12V13H14V14H17ZM54 12H55V11H54ZM54 12H53V13H54ZM63 12H64V11H63ZM65 12H66V10H65ZM68 12H70V11H68ZM111 12H112V11H111ZM119 12H121V11H119ZM148 12H149V11H148ZM154 12H155V11H154ZM180 12H181V10H180ZM189 12H191V9H190ZM214 12H215V11H214ZM23 13H24V12H21V13L19 12V14H23ZM43 13H44V12H43ZM48 13H50V12L48 11ZM56 13H57V12H56ZM70 13H71V12H70ZM81 13H82V12H81ZM81 13H80V14H81ZM137 13H138V12H137ZM151 13H152V12H151ZM163 13H164V11H163ZM165 13H166V10H165ZM169 13H170V12H169ZM169 13H167V15H168ZM176 13H177V12H176ZM193 13H194V12H193ZM193 13H192V14H193ZM263 13H264V12H263ZM8 14H9V13H8ZM45 14L48 15L47 12L44 13V15H43V14H42V15L45 16V18L47 19L48 16H46ZM50 14H51V13H50ZM63 14H67V13H63ZM106 14H107V13H106ZM112 14H113V13H112ZM118 14H119V13H118ZM125 14H126V13H125ZM174 14H175V13H174ZM216 14H217V13H216ZM218 14H220V13L218 12ZM2 15H5V13L2 14ZM42 15H41V16H42ZM60 15H62V14H60ZM71 15H72V14H71ZM76 15H77V14H76ZM115 15H116V14H115ZM120 15H121V14H120ZM122 15H124V14H122ZM127 15H128V14H127ZM144 15H145V14H144ZM165 15H166V14H165ZM167 15H166V16H167ZM178 15H179V14H178ZM208 15H209V16H208ZM35 16H36V15H35ZM41 16H39V17H40L39 19H43V18H44L43 16H42L43 18H41ZM52 16H55V17L57 16V17H59L57 14H55V15L53 14ZM52 16H50V17H52ZM83 16H84V15H83ZM125 16H126V15H125ZM146 16H147V15H146ZM207 16L209 17L208 19H210V20H208V21L205 22V19L207 18ZM221 16H222V13H221ZM15 17H18V16L16 15ZM19 17H21V16H19ZM55 17H54V18H55ZM70 17H71V16H70ZM81 17H82V16H81ZM85 17H86V16H85ZM92 17H93V16H92ZM143 17L145 18V16H143ZM175 17H176V15H175ZM22 18H23V17L18 18V19H20V21H19L18 19H16V18H15V19H16L17 21H19L18 23H20L21 21H22V22L24 21V23L26 24V19H27L28 17L26 18V16H25L26 19H25V18L22 19ZM33 18H34V17H33ZM33 18H32V20H34ZM48 18H49V17H48ZM52 18H53V17H52ZM66 18H67V17H65V18H63V16L61 17L62 20H64V19L66 20ZM74 18H76V17H74ZM78 18H79V17H78ZM78 18H77V21H78ZM153 18H154V17H153ZM155 18H156V17H155ZM173 18H174V17H173ZM8 19H9V18H8ZM8 19H6V20H8ZM30 19H31V17H30ZM56 19L59 20V21L61 20L60 18H56ZM56 19H54V21H55ZM72 19H73V15H72ZM94 19H95V18H94ZM150 19H152V18H150ZM159 19H160V18H159ZM163 19H164V18H163ZM166 19H167V18H166ZM181 19H182V18H181ZM1 20H2V19H1ZM12 20H13V19H12ZM27 20H28V19H27ZM49 20H50V18H49ZM52 20H53V19H52ZM57 20H56V21H57ZM69 20H71V19L69 18ZM74 20H75V19H73V21H74ZM87 20H88V19H87ZM138 20H139V19H138ZM175 20H176V19H175ZM3 21H4V20H3ZM3 21H2V22H3ZM13 21H14V20H13ZM42 21H43V20H42ZM56 21H55V22H56ZM59 21H58V22H59ZM71 21H72V20H71ZM77 21H76V22H77ZM79 21H80V20H79ZM84 21H86V19H85ZM92 21H93V20H92ZM97 21H98V20H97ZM114 21H115V20H114ZM134 21H135V20H134ZM161 21H162V19H161ZM161 21H160V22H161ZM233 21H234V22H233ZM2 22H0V23L2 24ZM46 22H47V21H46ZM50 22H51V20H50ZM63 22H64V21H63ZM63 22H61V24H63ZM67 22H68V19H67L66 22H65V25L67 24V26H68L69 23H67ZM69 22H70V21H69ZM111 22H112V21H111ZM116 22H117V21H116ZM126 22H127V21H126ZM166 22H167V21H166ZM171 22H172V21H171ZM175 22H176V21H175ZM183 22H184V21H183ZM4 23H5V22H4ZM8 23H9V22H8ZM14 23H15V22H14ZM30 23H31V22H29V24H30ZM33 23H35V22H33ZM44 23H45V21H44ZM70 23H72V22H70ZM77 23H84V22H81V21H80V22H77ZM120 23H121V22H120ZM131 23H132V22H131ZM142 23H143V22H142ZM163 23H164V20H163ZM168 23H169V22H167V24H168ZM193 23H194V24H193ZM218 23H219V25H218ZM11 24H12V23H11ZM29 24H28V25H29ZM31 24H32V23H31ZM59 24H60V23H59ZM73 24H74V23H73ZM73 24H72V25H73ZM91 24H92V26H93V23H91ZM99 24H100V23H99ZM117 24H118V23H117ZM169 24H170V23H169ZM169 24H168V26H170L172 23H171L170 25H169ZM195 24H196V25H195ZM2 25H3V24H2ZM12 25H13V24H12ZM52 25H53V24H52ZM55 25H57V24L55 23ZM70 25H71V24H69V26H70ZM79 25H80V24H78V26H79ZM84 25H85V24H84ZM86 25H87V24H86ZM112 25H113V24H112ZM138 25H139V24H138ZM158 25H159V24H158ZM180 25H181V24H180ZM182 25H183V24H182ZM200 25H201V24H200ZM200 25H199V26H200ZM202 25H201V26H202ZM224 25H225V24H224ZM243 25H244V26H243ZM5 26H7V25H5ZM8 26H9V25H8ZM10 26H11V25H10ZM10 26H9V27H10ZM14 26H16V25H14ZM23 26H25V25H23ZM35 26H36V24H35ZM37 26H38V25H37ZM39 26H40V24H39ZM57 26H59V25H57ZM78 26H77V27H78ZM89 26H90V25H89ZM126 26H127V25H126ZM175 26H176V25H175ZM247 26H248V25H247ZM263 26H262V27H263ZM16 27H18V26H16ZM21 27H22V26H21ZM25 27H27V26H25ZM28 27H30V26H28ZM32 27H33V26H32ZM32 27H31V28H32ZM53 27H54V26H53ZM60 27H61V26H60ZM63 27H64V26H63ZM72 27H76V26L74 25V26H72ZM72 27H71L70 29H72ZM77 27H76V30H77ZM80 27H81V26H80ZM80 27H79V28H80ZM82 27H83V25H82ZM84 27H85V26H84ZM156 27H157V26H156ZM160 27H161V26H160ZM179 27H180V26H179ZM255 27H256V26H255ZM36 28H37V27H36ZM36 28H35V29H36ZM39 28H41L42 30H40V31L37 30L38 32H40V33H41V31H42V33L45 32L44 30L46 29V27H45V29H43L42 27H39ZM49 28H50V27H49ZM79 28H78V29H79ZM86 28H88V27H86ZM86 28H85V29H86ZM93 28L95 29V26H94ZM97 28H98V27H97ZM138 28H141V27H138ZM173 28H174V27H172V29H173ZM183 28H184V27H183ZM187 28H188V26H187ZM196 28L198 29L199 27H196ZM196 28H195V29H196ZM259 28H260V27H259ZM259 28H258V29H259ZM263 28H264V27H263ZM263 28H260V29H263ZM25 29H26V28H25ZM35 29H33V30H35ZM53 29H54V28H53ZM53 29H52V31H53ZM73 29H75V28H73ZM90 29H91V28H90ZM99 29H100V28H99ZM164 29H165V28H164ZM178 29H180V28H178ZM189 29H190V28H189ZM191 29L194 31V29H193L192 27H191ZM197 29H196V30H197ZM200 29H201V27H200L198 30H200ZM223 29H224V27H223ZM251 29H252V28H251ZM27 30H28V28H27ZM27 30H25V31H27ZM29 30H30V28H29ZM31 30H32V29H31ZM59 30H60V29H59ZM66 30H67V29H66ZM80 30H81V29H80ZM82 30H84V29H82ZM88 30H89V29H88ZM100 30H101V29H100ZM140 30H142V29H140ZM183 30H185V29H183ZM204 30L207 31L208 29H204ZM204 30H200V31H204ZM212 30H213V29H212ZM221 30H222V29H221ZM228 30H229V29H228ZM35 31H36V30H35ZM37 31H36V32H37ZM46 31H47V30H46ZM84 31L88 32L87 30H84ZM92 31H93V30H92ZM174 31H175V30H174ZM181 31H182V30H181ZM185 31H186V30H185ZM189 31H190V30H189ZM189 31H188V32H189ZM210 31H211V30H210ZM223 31H224V30H223ZM223 31H222V32H223ZM225 31H226V30H225ZM255 31H256V30H255ZM13 32H14V31H13ZM22 32H23V31H22ZM28 32H29V31H28ZM64 32H65V31H64ZM72 32H73V31H72ZM77 32H78V30H77ZM80 32H81V31H80ZM93 32H94V31H93ZM93 32H91V33L93 34ZM104 32H106V31H104ZM142 32H143V31H142ZM142 32H141V33H142ZM144 32H145V31H144ZM182 32H183V31H182ZM188 32H187V33H188ZM214 32H215V31H214ZM219 32H220V31H219ZM244 32H245V31H244ZM249 32H250V31H249ZM253 32H254V31H253ZM256 32H257V31H256ZM262 32H264V30H263ZM20 33H21V32H20ZM31 33H32V31H31ZM42 33H41V35H42ZM60 33H62V32H60ZM74 33H75V32H74ZM78 33H79V32H78ZM89 33H90V32H89ZM139 33H140V32H139ZM187 33H186V35H187ZM190 33L193 34V35H194V33H196V35H199V36H200V35H201V36L203 35L202 32H199V34H197L196 31H194V33H192V32L190 31ZM200 33H202V34H200ZM228 33H229V32H228ZM251 33H252V32H251ZM10 34H12V33H10ZM33 34H34L33 36L35 37L36 33L34 32ZM51 34H52V33H51ZM56 34H57V33H56ZM69 34H70V32H69ZM75 34H77V33H75ZM75 34H74L73 36H75ZM106 34H108V32H107ZM154 34H155V33H154ZM170 34H171V33H170ZM204 34H205V33H204ZM215 34H216V33H215ZM218 34H219V33H218ZM218 34H217V35H218ZM2 35H3V34H2ZM5 35H6V34H5ZM17 35H19V34H17ZM27 35H28V34H27ZM30 35H31V34H30ZM30 35H29V36H30ZM37 35H39V33H37ZM37 35H36V36H37ZM43 35H44V33H43ZM45 35H46V34H45ZM48 35H49V34H48ZM54 35H55V34H54ZM58 35H59V33H58ZM78 35H79V34H78ZM94 35H95V33H94ZM97 35H98V34H97ZM104 35H105V34H104ZM109 35H111V33H110ZM114 35H115V34H114ZM152 35H153V34H152ZM152 35H151V36H152ZM208 35H209V34H208ZM223 35H224V34H223ZM230 35H233V34L230 33ZM21 36H22V35H21ZM29 36H28V37H29ZM31 36H32V35H31ZM61 36H62V35H61ZM61 36H60V37H61ZM70 36H71V34H70ZM79 36H80V35H79ZM79 36H78V38L81 37V36H80V37H79ZM99 36L101 37V35H99ZM102 36H103V35H102ZM105 36H108V35H105ZM142 36H143V35H142ZM151 36H150L149 38H151ZM153 36L155 37V35H153ZM180 36H181V35H180ZM182 36H183V35H182ZM190 36H191V35H190ZM203 36H204V35H203ZM209 36H212L211 38H214V39H215V37H213V35H209ZM219 36H220V35H219ZM2 37H3V36H2ZM2 37H1V40H0V41L3 40ZM15 37H16V36H15ZM24 37H25V36H23V38H24ZM26 37H27V36H26ZM39 37H40V36H39ZM45 37H46V36H45ZM83 37H84V36H83ZM88 37H89V36H88ZM88 37L86 36L87 39H88ZM94 37H96V36H94ZM108 37H109V36H108ZM108 37H107V38H108ZM115 37H116V36H115ZM176 37H177V36H176ZM192 37H193V36H192ZM197 37H198V36H197ZM221 37H222V36H221ZM242 37H243V36H242ZM244 37H245V36H244ZM246 37H247V36H246ZM256 37H257V36H256ZM259 37H260V36H259ZM3 38H4V37H3ZM8 38H9V37H8ZM18 38H19V37H18ZM58 38H59V36H58ZM66 38H67V37H66ZM76 38H77V35H76ZM89 38H90V37H89ZM92 38H93V36H92ZM101 38L104 39V38H106V37H101ZM101 38H100V40H101ZM110 38H111V37H110ZM183 38H184V37H183ZM187 38H188V36H187ZM199 38H200V37H199ZM202 38H203V37H202ZM208 38H209V37H208ZM208 38H207V39H208ZM229 38H231V37H229ZM5 39H6V38H5ZM16 39H17V38H16ZM30 39H31V38H30ZM39 39H40V38H39ZM39 39H37V40H39ZM55 39H56V37H55ZM63 39H64V38H63ZM84 39H85V38H84ZM87 39H86V40H87ZM117 39H118V38H117ZM193 39H194V38H193ZM233 39H235V38H233ZM241 39L244 40L243 38H241ZM7 40H8V39H7ZM19 40H20V39H19ZM26 40H27V39H26ZM31 40H32V39H31ZM33 40H34V39H33ZM90 40H91V39H90ZM93 40H95V39H93ZM96 40H97V39H96ZM105 40H106V39H105ZM109 40H110V39H109ZM113 40H114V39H113ZM151 40H152V39H151ZM197 40H199V39H197ZM210 40H211V42L214 41V40H212V39H210ZM254 40H255V39L253 38V41H254ZM258 40H259V38H258ZM8 41H9V40H8ZM22 41H23V39H22ZM22 41H21V42H22ZM27 41L30 42V40H27ZM34 41H35V40H34ZM40 41H41V40H40ZM44 41H45V40H44ZM69 41H70V40H69ZM79 41H80V40H79ZM106 41H108V39H107ZM111 41H112V39H111ZM116 41H118V40H116ZM167 41H168V40H167ZM184 41H186V40H184ZM192 41H193V40H192ZM217 41H218V40H217ZM220 41H221V40H220ZM259 41H260V40H259ZM261 41H262V40H261ZM16 42H17V41H16ZM16 42H14V43H16ZM18 42H19V41H18ZM37 42H38V41H37ZM48 42L50 43V40H49ZM82 42H83V41H82ZM88 42H89V41H88ZM99 42H100V41H99ZM99 42H98V43H99ZM124 42H125V41H124ZM145 42H146V41H145ZM211 42H208V43H211ZM214 42L216 43V39H215ZM237 42H238V41H237ZM251 42H252V41H251ZM24 43H25V42H24ZM30 43H31V42H30ZM32 43H33V42H32ZM32 43H31V45H32ZM51 43H52V42H51ZM54 43H55V42H54ZM89 43H90V42H89ZM100 43H101V42H100ZM100 43H99V44H100ZM102 43H103V41H102ZM121 43H122V42H121ZM121 43H120V44H121ZM163 43H166V42H163ZM235 43H236V42H235ZM241 43H242V42H241ZM260 43H261V42H260ZM35 44H36V43H35ZM60 44H61V43H60ZM60 44H59V45H60ZM75 44H76V43H75ZM80 44H81V43H80ZM86 44H88V43H86ZM90 44H91V43H90ZM93 44H94V43H93ZM125 44H126V43H125ZM136 44H137V43H136ZM185 44H186V43H185ZM201 44H202V42H201ZM203 44H204V43H203ZM205 44H206V43H205ZM219 44H220V43H219ZM252 44H253V43H252ZM21 45H23V44H21ZM39 45H40V44H39ZM41 45H42V44H41ZM47 45H48V44H47ZM63 45H64V44H63ZM63 45H62V46H63ZM82 45L85 46V44H82ZM100 45H101V44H100ZM103 45H104V43H103ZM110 45H111V44H110ZM114 45H115V44H114ZM140 45H141V44H140ZM224 45H226V44H224ZM228 45H230V44H228ZM232 45H233V44H232ZM236 45H237V44H236ZM253 45H254V44H253ZM19 46H20V45H19ZM50 46H51V45H50ZM60 46H61V45H60ZM73 46H74V45H73ZM83 46H81V47H83ZM91 46H93V45H91ZM101 46H102V45H101ZM116 46H117V44H116ZM119 46H121V45H119ZM123 46H124V44H123ZM138 46H139V45H138ZM164 46H165V44H164ZM170 46H171V45H170ZM184 46H186V45H184ZM213 46H214V45H213ZM234 46H235V45H233V47H234ZM239 46H240V44H239ZM5 47H7V46L5 45ZM5 47H3V48H5ZM78 47H79V46H78ZM88 47H89V46H88ZM95 47H96V46H95ZM99 47H100V46H99ZM99 47H98V49H99ZM104 47L106 48V46H104ZM107 47H108V43H107ZM113 47H114V46L112 45V48H113ZM126 47H127V46H126ZM141 47H142V46H141ZM141 47H140V48H141ZM200 47H201V46H200ZM200 47H199V48H200ZM202 47H203V46H202ZM225 47H226V48H229V47H227V46H225ZM230 47H231V46H230ZM233 47H232V48H233ZM236 47H237V46H236ZM241 47H243V45H242ZM7 48H9V47H7ZM32 48H33V47H32ZM85 48H86V47H85ZM89 48H91V47H89ZM101 48H102V47H101ZM118 48H119V47H118ZM120 48H122V47H120ZM123 48H124V47H123ZM149 48H150V47H149ZM149 48H148V49H149ZM151 48H152V47H151ZM157 48H158V47H157ZM176 48H177V47H176ZM196 48H198V47H196ZM213 48H214V51H213V49H212L213 52L218 51V50H215L216 46L213 47ZM217 48H218V47H217ZM1 49H2V48H1ZM1 49H0V50H1ZM5 49H6V48H5ZM42 49H43V48H42ZM102 49H103V48H102ZM107 49H108V48H107ZM109 49H110V47H109ZM114 49H115V48H114ZM160 49H161V48H160ZM164 49H165V48H164ZM173 49H174V48H173ZM185 49H187V48H185ZM220 49H221V48H220ZM242 49H243V48H242ZM252 49H253V47H252ZM14 50H15V49H14ZM19 50H20V49H19ZM48 50H49V49H48ZM79 50H80V49H79ZM93 50H94V49H93ZM95 50H97V49H95ZM95 50H94V51H95ZM119 50H121V49H119ZM207 50H209V49H207ZM245 50H246V49H245ZM253 50H254V49H253ZM9 51L11 52L12 50H9ZM37 51H38V50H37ZM39 51H40V50H39ZM75 51H76V50H75ZM94 51H93V52H94ZM110 51H111V50H110ZM151 51H153V50H151ZM181 51H182V50H181ZM184 51H185V50H184ZM187 51H188V50H187ZM210 51H211V50H210ZM210 51L208 52V53H210V54H207L208 57L212 56V55H211L212 51H211V52H210ZM220 51H221V50H220ZM224 51H225V50H224ZM239 51H240V48H233V52H232V54H234L235 56H237L236 54H239ZM241 51H242V50H241ZM3 52H4V50H3ZM10 52H9V53H10ZM12 52H13V51H12ZM32 52H33V51H32ZM80 52L83 53V51H80ZM85 52H87V51H85ZM96 52H97V51H95L94 54H95ZM99 52H100V51H99ZM103 52H104V50H103ZM118 52H119V51H118ZM126 52H129V51H126ZM145 52H146V51H145ZM218 52H219V51H218ZM247 52H248V51H247ZM256 52H257V50H256ZM14 53H16V52H14ZM20 53H21V51H20ZM33 53H34V52H33ZM33 53H32V54H33ZM48 53H49V52H48ZM89 53H90V52H89ZM101 53H102V52H101ZM106 53H108L107 50H106ZM115 53H117V52H115ZM115 53H114V54H115ZM119 53H120V52H119ZM154 53H155V52H154ZM159 53H160V52H159ZM201 53H202V52H201ZM219 53H220V52H219ZM219 53H218V54H219ZM222 53H223V52H222ZM222 53H221V55H222ZM224 53H225V52H224ZM230 53H231V52H230ZM230 53H229V54H230ZM243 53H244V51H243ZM249 53H250V52H249ZM249 53H248V54H249ZM251 53H252V54H251ZM251 53H250V55H249V57H248L249 64H250V62H255V61L261 59V58L259 57L260 55L254 54L253 52H251ZM258 53H259V52H258ZM29 54H30V53H29ZM44 54H45V53H44ZM69 54H70V53H69ZM72 54H73V53H72ZM87 54H88V53H87ZM97 54H98V52H97ZM97 54H95V55H97ZM109 54H111V53H109ZM109 54H108V55H109ZM114 54H112V55L114 56ZM149 54H150V53H149ZM170 54H171V53H170ZM172 54H173V53H172ZM181 54H182V53H181ZM205 54H206V53H205ZM214 54H216V53H214ZM214 54H213V56H212L213 58L215 57ZM218 54H217V56H218ZM225 54H226V53H225ZM232 54H230V56H231ZM0 55H1V53H0ZM4 55H5V54H3V56H4ZM21 55H22V54H21ZM21 55H19V56H21ZM53 55H54V54H53ZM77 55H78V54H77ZM83 55H84V54H83ZM88 55H89V54H88ZM99 55H100V54H99ZM124 55H125V54H124ZM143 55H144V52H143ZM157 55H158V54H157ZM200 55H204V54H200ZM209 55H210V56H209ZM221 55H220V56H221ZM223 55H224V54H223ZM227 55H228V54H227ZM3 56H2V59H3ZM6 56H7V55H6ZM12 56H13V55H12ZM46 56H47V55H46ZM48 56H49V55H48ZM50 56H51V55H50ZM54 56H55V55H54ZM69 56H71V54H70ZM102 56H103V55H102ZM151 56H152V55H151ZM173 56H174V55H173ZM176 56H179V55L177 54ZM187 56H188V55H187ZM217 56H216L215 58H217ZM224 56H225V55H224ZM239 56H244V55L241 54V55H239ZM239 56H238V57H239ZM247 56H248V55H247ZM262 56H263V55H262ZM23 57H24V55H23ZM23 57H22V58H23ZM44 57H45V55H44ZM71 57H72V56H71ZM73 57H74V56H73ZM79 57H80V56H78V59L81 58V57H80V58H79ZM84 57H86V56L84 55ZM89 57H90V56H89ZM89 57H87V58H89ZM116 57H117V55H116ZM121 57H122V56H120V58H121ZM164 57H165V56H164ZM195 57H196V56H195ZM201 57H203V56H201ZM206 57H207V56H206ZM208 57H207V59H209V61H211V62L213 63V61H212L213 58L210 60L211 57H210V58H208ZM225 57H226V56H225ZM233 57H234V56H233ZM27 58L30 59V57H27ZM35 58H36V57H35ZM37 58H38V57H37ZM47 58H49V57H47ZM75 58H76V57H74V59H75ZM91 58H92V57H91ZM105 58H107V57L105 56ZM126 58H127V57H126ZM126 58H124V59H126ZM158 58H159V57H158ZM203 58H204V57H203ZM203 58H201V59H203ZM218 58H219V57H218ZM220 58L222 59V57H220ZM220 58H219V59H220ZM227 58H228V57H227ZM229 58H230V57H229ZM236 58H237V57H236ZM246 58H247V57H246ZM246 58H245V60H246ZM263 58H264V56H263ZM0 59H1V58H0ZM6 59H7V58H6ZM40 59H41V58H40ZM50 59H51V58H50ZM53 59H54V58H53ZM102 59H103V58H102ZM107 59H108V58H107ZM114 59H115V58H114ZM114 59H113V60H114ZM118 59H119V58H118ZM163 59H164V58H163ZM181 59H182V58H181ZM189 59H190V58H189ZM193 59H194V58H193ZM199 59H200V58H199ZM205 59H206V58H205ZM225 59H226V58H225ZM230 59H231V58H230ZM230 59H229V60H230ZM238 59H239V58H238ZM240 59H243V60H244V58H240ZM14 60H15V59H14ZM33 60H35V59H33ZM75 60H76V59H75ZM84 60H85V59H84ZM96 60H98V59H96ZM236 60H237V59H236ZM236 60L233 61L232 63L230 62V63H231V64L229 63L230 65L227 64V65H228V68H230V69H228V70H232V71H233V70H234V71L236 70V71H237V69H236L237 67H235V66H236L235 64L240 65L241 63H244V62H242V60H239V61H241L240 64H239V63H237L238 60H237V61H236ZM24 61H26L25 58H24ZM80 61H81V60H80ZM82 61H83V60H82ZM90 61H92V60H90ZM94 61H95V60H94ZM101 61H102V60H101ZM114 61H115V60H114ZM130 61H131V59H130ZM133 61H134V60H133ZM201 61H202V60H201ZM209 61H208V62H209ZM215 61H217V59H215ZM215 61H214V63H215L216 65H217V63H218V65H220V64H219V62H220L219 60H218L219 62H218V61L215 62ZM222 61H223V60H222ZM39 62H40V61H39ZM76 62H77V61H76ZM96 62H97V61H96ZM98 62H99V61H98ZM108 62H109V61H108ZM116 62H117V61H116ZM125 62H126V61H125ZM125 62H124V60H123V63H124V64H125ZM145 62H146V61H145ZM151 62H152V61H151ZM167 62H168V61H167ZM169 62H170V61H169ZM224 62H225V61H224ZM227 62H228V61H227ZM247 62H248V61H247ZM258 62H259V61H258ZM258 62H256V63H258ZM260 62H261V61H260ZM28 63H29V62H28ZM40 63H41V62H40ZM101 63H102V62H101ZM103 63H105V62H103ZM117 63H118V62H117ZM171 63H172V62H171ZM179 63H180V62H179ZM186 63H187V62H186ZM204 63H205V62H204ZM214 63H213V65H214ZM263 63H264V62H263ZM21 64H23V63H21ZM30 64H32V63L30 62ZM88 64H90V63H88ZM107 64H108V63H107ZM114 64H115V63H114ZM126 64H127V63H126ZM131 64H132V63H131ZM137 64H138V63H137ZM147 64H148V63H147ZM151 64H152V63H151ZM195 64H196V63H195ZM205 64H206V63H205ZM207 64H208V63H207ZM222 64H223V63H222ZM222 64H221V65H222ZM244 64H245V63H244ZM12 65H13V64H11V66H12ZM27 65H28V64H27ZM128 65H129V64H128ZM134 65H136V64H134ZM143 65H144V64H143ZM191 65H192V64H191ZM216 65H214V66H216ZM221 65H220V67H221ZM250 65H251V64H250ZM256 65H258V68H259V64H256ZM260 65H261V64H260ZM263 65H264V64H263ZM1 66H2V65H1ZM90 66H91V65H90ZM136 66H137V65H136ZM138 66H139V65H138ZM140 66H141V65H140ZM154 66H155V65H154ZM158 66H159V65H158ZM170 66H171V65H170ZM182 66H183V65H182ZM189 66H190V64H189ZM211 66H212V65H211ZM214 66H213L212 68H214ZM225 66H226V64H225ZM229 66H230V67H229ZM50 67H51V66H50ZM108 67H109V64H108ZM124 67H125V66H124ZM141 67L143 68V66H141ZM144 67H145V66H144ZM147 67H148V66H147ZM203 67H205V66H203ZM220 67H219V69H221ZM238 67H239V66H238ZM247 67H251V66H247ZM254 67H255V66H254ZM17 68H18V67H17ZM19 68H20V67H19ZM26 68H27V67H26ZM82 68H86V66H84V67H82ZM106 68H107V67H106ZM111 68H112V67H111ZM120 68H121V67H120ZM128 68H130V66L127 67V70H130V69H128ZM131 68H132V67H131ZM137 68H138V67H137ZM182 68H183V67H182ZM186 68L189 69L188 67H185V69H186ZM190 68L192 69V72H193V68H192V66H191ZM208 68H209V67H208ZM256 68H257V67H256ZM262 68H263V67H262ZM1 69H2V68H1ZM5 69H6V68H5ZM20 69H22V68H20ZM23 69H24V68H23ZM27 69H28V68H27ZM73 69H74V68H73ZM75 69H76V68H75ZM99 69H100V68H99ZM108 69H109V68H108ZM108 69H107V70H108ZM148 69H149V68H148ZM162 69H163V67H162ZM206 69H207V67H206ZM210 69H211V68H210ZM216 69H218V67H217ZM219 69H218V70H219ZM238 69H239V68H238ZM244 69L246 70L247 68H244ZM244 69H243V70H244ZM249 69H251V68H249ZM3 70H4V69H3ZM7 70H8V68H7ZM76 70H77V69H76ZM84 70H85V69H84ZM89 70H90V69H89ZM103 70L106 71V69H103ZM127 70H126V71H127ZM157 70H158V68H157ZM166 70H167V69H166ZM197 70H198V69H197ZM211 70H213V69H211ZM222 70H223V69H222ZM247 70H248V69H247ZM262 70H263V69H262ZM11 71H12V70H11ZM19 71H21V70H19ZM23 71H24V70H23ZM46 71H47V70H46ZM48 71H49V70H48ZM48 71H47V72H48ZM74 71H75V70H74ZM74 71H73V72H74ZM81 71H82V70H81ZM95 71H96V70H95ZM98 71H99V70H98ZM110 71H111V70H110ZM117 71H118V70H117ZM122 71H123V70H122ZM133 71H134V70H133ZM133 71H132V72H133ZM139 71H140V70H139ZM143 71L145 72L144 69H143ZM143 71H140V72H143ZM172 71H173V70H172ZM187 71H189V70H187ZM200 71H201V70H200ZM232 71H231V72H232ZM234 71L232 72L233 74H234ZM253 71H254V70H253ZM2 72H3V71H2ZM8 72H10V70H8ZM8 72H7V73H8ZM15 72H16V71H15ZM44 72H45V71H44ZM78 72H79V71H78ZM123 72H124V71H123ZM206 72H207V71H206ZM211 72H212V71H211ZM231 72H230V73H231ZM238 72H239V70H238ZM250 72H252V70H251ZM250 72H249V70H248V72H246V73H244V74H247V73H250ZM261 72H262V71H261ZM261 72H260V73H261ZM11 73H12V72H11ZM22 73H23V72H22ZM52 73H53V72H52ZM68 73H69V72H68ZM88 73H89V72H88ZM90 73H91V72H90ZM93 73H94V72H93ZM126 73H127V75H128V71H127ZM134 73H135V72H134ZM146 73L148 74V71H147ZM165 73H166V72H165ZM186 73H187V72H186ZM190 73H191V72H190ZM194 73H195V72H194ZM216 73H217V72H216ZM220 73L222 74V72H220ZM224 73H225V72H224ZM232 73H231V76H230V77H232V76H236V75H232ZM252 73H253V72H252ZM252 73H251V74H252ZM3 74H4V73H3ZM5 74H6V71H5ZM5 74H4V75H5ZM35 74H36V73H35ZM41 74H42V73H41ZM112 74H113V73H112ZM114 74H115V73H114ZM121 74H122V73H121ZM121 74L119 75V73H118L119 76H121ZM123 74H125V72H124ZM131 74H132V73H131ZM136 74H137V73H136ZM136 74H135V76H136ZM168 74H169V73H168ZM179 74H180V73H179ZM187 74H188V73H187ZM217 74H218V73H217ZM235 74H236V73H235ZM256 74H257V73H255L254 76H256ZM7 75H8V74H7ZM7 75H6V77H8V78L10 79V76H9V75L7 76ZM14 75H15V74H14ZM37 75H38V74H37ZM37 75H36V76H37ZM39 75H40V74H39ZM48 75H49V74H48ZM50 75H51V73H50ZM58 75H59V74H58ZM62 75H63V74H62ZM62 75H61V76H62ZM76 75H77V74H76ZM80 75H81V73H80L78 76H80ZM86 75H88V74H86ZM89 75H90V74H89ZM89 75H88V76H89ZM93 75H94V74H93ZM127 75H126V76H127ZM138 75H139V72H138ZM140 75H141V74H140ZM145 75H146V74H145ZM153 75H154V74H153ZM180 75H181V74H180ZM184 75H185V74H184ZM209 75H210V74H209ZM224 75H225V74H223V76H224ZM228 75H229V74H228ZM241 75H242V74H241ZM247 75H249V74H247ZM260 75H261V74H260ZM33 76H34V75H33ZM33 76H32V77H33ZM56 76H57V75H56ZM83 76H84V75H83ZM88 76H87V77H88ZM95 76H96V75H95ZM109 76H110V75H109ZM114 76H115V75H114ZM124 76H125V75H124ZM124 76H123V79H122V80H124ZM149 76H150V75H149ZM156 76H157V75H156ZM159 76H160V75H159ZM177 76H178V75H177ZM181 76H182V75H181ZM219 76H220V75H219ZM237 76H238V75H237ZM4 77H5V76H2V78H4ZM15 77H16V76H15ZM22 77H23V76H22ZM22 77H21V78H22ZM29 77L31 78V76H29ZM68 77H69V75H68ZM70 77H71V76H70ZM75 77H76V76H75ZM131 77H132V75H131ZM131 77H130V80H131ZM133 77H134V76H133ZM133 77H132V78H133ZM136 77H137V76H136ZM142 77H143V76H142ZM157 77H158V76H157ZM161 77H162V76H161ZM169 77H170V76H169ZM173 77H174V76H173ZM182 77H183V76H182ZM250 77H251V76H250ZM8 78H7V79H8ZM13 78H14V77H12L11 79H13ZM37 78H39V77L37 76ZM37 78H36V80H37ZM43 78H46V77H43ZM43 78H42V79H43ZM65 78H66V77H65ZM88 78H89V77H88ZM91 78H93V76H92ZM106 78H107V77H106ZM115 78H116V77H115ZM115 78H114V79H115ZM117 78H118V77H117ZM126 78H127V77H126ZM128 78H129V75H128ZM134 78H135V77H134ZM137 78H138V77H137ZM140 78H141V77H140ZM144 78H145V77H143V79H144ZM146 78H147V77H146ZM146 78H145V80H146ZM152 78H154V77L152 76ZM218 78H220V77H218ZM218 78L216 77V79H218ZM226 78H227V76H226ZM236 78L239 79L238 77H236ZM253 78H254V77H253ZM256 78H258V77H256ZM9 79H8V80H9ZM17 79H18V78H17ZM27 79H28V78H27ZM33 79H34V77H33ZM55 79H56V78H55ZM67 79H68V78H67ZM67 79H66V81H67ZM75 79H77V78H75ZM84 79H85V78H84ZM135 79H136V78H135ZM148 79L150 80V78H148ZM162 79H163V78H162ZM170 79H171V78H170ZM176 79H178V77H177ZM176 79H174V80H176ZM180 79H181V78H180ZM184 79H186V78H184ZM246 79H248V77H247ZM1 80H4V81H5V78H4V79H1ZM14 80H15V79H14ZM38 80H39V79H38ZM50 80H52V79H50ZM57 80H58V78H57ZM68 80H69V79H68ZM70 80H71V79H70ZM77 80H78V79H77ZM77 80H76V81H77ZM93 80H94V79H93ZM107 80H108V79H107ZM115 80H116V79H115ZM128 80H129V79H128ZM178 80H179V79H178ZM192 80H194V79H192ZM205 80H206V79H205ZM205 80H202V81H201V87H202V88H203L202 84L205 82V84H204V89L206 88V86H205L206 83L209 81V80H207V82H206ZM220 80H222V79H220ZM223 80H225V79H223ZM241 80H242V78H241ZM30 81H31V80H30ZM39 81H40V80H39ZM39 81H38V83H39V84H42V83H40ZM43 81H44V79H43ZM52 81H53V80H52ZM62 81H63V80H62ZM78 81H79V80H78ZM85 81L87 82L88 80H85ZM98 81H99V80H98ZM103 81H104V80H103ZM133 81H134V80H133ZM141 81H142V80H141ZM146 81H147V80H146ZM146 81H144V82L146 83ZM157 81H158V79H157ZM183 81H184V80H182V83H183ZM189 81H190V80H189ZM203 81H204V82H203ZM232 81H234V80H232ZM236 81H237V80H236ZM248 81H249V80H248ZM11 82H12V81H11ZM14 82H15V81H14ZM26 82H27V81H26ZM33 82H34V81H33ZM54 82H55V81H54ZM63 82H64V81H63ZM63 82H61V83H63ZM80 82H81V81H80ZM90 82H91V79H90ZM90 82H89V83H90ZM94 82H95V81H94ZM100 82H101V81H100ZM115 82H116V81H115ZM117 82H118V81H117ZM128 82H131V81H128ZM135 82H136V81H135ZM139 82H140V81H139ZM142 82H143V81H142ZM158 82L160 83V81H158ZM167 82H168V81H167ZM179 82H180V81H179ZM184 82H186V81H184ZM194 82H195V81H193V83H194ZM202 82H203V83H202ZM223 82H225V81H223ZM238 82H239V81H238ZM238 82H237V83H238ZM245 82H247V81L245 80ZM250 82H251V81H250ZM250 82H248V83H250ZM253 82H254V81H253ZM4 83H5V82H4ZM4 83H3V84H4ZM8 83H10V80H9V82H6L7 85H8ZM17 83H18V82H17ZM38 83H37V85H38ZM47 83H48V82H47ZM77 83H78V82H77ZM89 83H88V84H89ZM104 83H105V82H104ZM124 83H125V82H124ZM147 83H148V82H147ZM150 83H151V82H150ZM162 83H163V82H162ZM174 83H176V82H174ZM174 83H173V84H174ZM177 83H178V82H177ZM182 83H181V85H185V83H184V84H182ZM199 83H200V82H199ZM208 83H209V82H208ZM214 83H215V82H214ZM217 83H219V85H220V83L222 84V82H219V80H218ZM217 83H215L214 85L217 86V85H218ZM225 83H226V82H225ZM240 83H241V82H240ZM260 83H261V82H260ZM6 84H5V85H6ZM10 84H12V83H10ZM10 84H9V85H10ZM14 84H15V83H14ZM26 84H27V83H26ZM26 84H24V85H26ZM30 84H31V82H30ZM34 84H36V83H34ZM52 84H53V83H52ZM55 84H56V83H55ZM68 84H69V83H68ZM88 84H87V86H88ZM118 84H119V83H118ZM129 84L131 85V83H129ZM154 84H155V83H154ZM164 84H165V83H164ZM167 84H168V83H167ZM187 84H188V83H187ZM212 84H213V83H212ZM212 84H211V85H212ZM216 84H217V85H216ZM242 84H243V83H242ZM242 84H241V85H242ZM256 84H257V83H256ZM9 85H8V87H9ZM20 85H21V84H20ZM27 85H28V84H27ZM32 85H33V84H32ZM37 85H36V86H37ZM44 85H45V83H44ZM65 85H66V84H65ZM69 85H72V83H70ZM82 85H83V83H82ZM98 85H99V84H98ZM104 85H105V84H104ZM106 85H107V84H106ZM109 85H110V84H109ZM109 85H108V86H109ZM133 85H134V84H133ZM135 85H136V84H135ZM135 85H134V86H135ZM179 85H180V84H179ZM181 85H180V86H181ZM211 85H210V87H211ZM222 85H223V84H222ZM222 85H220L221 88H222ZM225 85H227V84H225ZM247 85H248V87H249V84H247ZM251 85H252V84H251ZM258 85H259V84H258ZM11 86H12V85H11ZM18 86H19V84H18ZM21 86H23V84H22ZM46 86H47V84H46ZM46 86H45V87H46ZM54 86H55V85H54ZM57 86H58V84H57ZM84 86H85V85H84ZM90 86H91V84H90ZM100 86H101V85H100ZM100 86H99V87H100ZM113 86H114V85H113ZM121 86H122V85H121ZM121 86L119 85V87H121ZM145 86H146V84L144 85V87H145ZM157 86H158V85H157ZM169 86H170V84H169ZM208 86H209V84H208ZM223 86H224V85H223ZM254 86H256V85H254ZM254 86H253L254 89L251 87L252 93L255 92L254 90H255L256 87H257V88H256V93H257V92L259 93L261 87L258 89L259 86H256V87H254ZM260 86H261V85H260ZM0 87H1V85H0ZM5 87H6V86H5ZM8 87H7V88H8ZM15 87H16V86H15ZM25 87H26V86H25ZM25 87H24V88H25ZM30 87H31V86H30ZM37 87H38V86H37ZM69 87H70V86H69ZM71 87H72V86H71ZM81 87H82V86H81ZM92 87H93V86H92ZM101 87H102V86H101ZM106 87H107V86H106ZM152 87H153V86H151V88H152ZM196 87H197V86H196ZM213 87H214V86H213ZM213 87H212V89H213ZM225 87H226V86H225ZM238 87H239V86H238ZM241 87H242V86H241ZM262 87H263V88H262V90H261L260 93H259V95L262 96V97H261L262 99L259 98V102H260V103L257 105V104L254 102V103H255L254 106L257 105V108L255 107V109H258L259 111L255 112V110H254L255 114H254V113L251 114V112H253V110H252L251 112H249V113H247V114H249V115L251 114L252 117H253V120H254V118H255V117L253 116V114H254L255 116H258V115H259V119H255V120H258V122H259V124H260L259 126H262V127L264 128V84L262 85ZM10 88H11V87H9V89H10ZM19 88H20V87H19ZM27 88H28V87H27ZM33 88H34V85H33ZM46 88H48V86H47ZM49 88H51V87H49ZM49 88H48V89H49ZM55 88H56V87H55ZM73 88H74V87H73ZM79 88H80V87H79ZM96 88H97V87H96ZM135 88H136V87H135ZM146 88H147V87H146ZM151 88H150V89H151ZM177 88H179V87H177ZM208 88H209V87H208ZM215 88H216V87H215ZM217 88H218V86H217ZM221 88H220V89H221ZM242 88H243V87H242ZM242 88H240V89H242ZM244 88H245V87H244ZM244 88H243V89H244ZM246 88H247V87H246ZM14 89H15V88H14ZM17 89H18V88H17ZM35 89L38 90L37 88H35ZM35 89H34V90H35ZM52 89H53V87H52ZM52 89H51V90H52ZM67 89H68V88H67ZM71 89H72V88H70V90H71ZM81 89H82V88H81ZM85 89H86V88H85ZM85 89H84V90H85ZM97 89H98V88H97ZM100 89H102V88H100ZM107 89H108V88H107ZM114 89H115V88H114ZM136 89H137V88H136ZM136 89H135V90H136ZM154 89H155V88H154ZM163 89H164V88H163ZM173 89H174V88H173ZM183 89H184V87H183ZM183 89H182V90H183ZM192 89H193V88H192ZM209 89H210V88H209ZM209 89H208V90L205 89V90H207V91L205 92V90H204V92H205L206 94H207V92L209 93ZM237 89H238L237 91L240 92L239 88H237ZM249 89H250V88H249ZM3 90L5 91V89H3ZM25 90H26V89H25ZM28 90H30V89H28ZM39 90H40V89H39ZM51 90H50V91H51ZM53 90H54V89H53ZM72 90H73V91H76L77 89H75V90L72 89ZM90 90H91V89H90ZM175 90H177V89H175ZM202 90H203V89H202ZM213 90H215V89H213ZM213 90H212V91H213ZM216 90H218V89H216ZM216 90H215V92H214L215 94H213V92H212V94H213V95L211 94V95H212V98H213L214 95H216V97H217V93H218V91H216ZM221 90H222V89H221ZM221 90H219V91L221 92ZM223 90H226V89L223 88ZM230 90H232V89H230ZM246 90H247V92L245 91V89H244L243 91H245V93H249V94L247 95V96H249V95L251 94V90H250V91H249L248 89H246ZM257 90H258V91H257ZM9 91H10V90H9ZM15 91H16V90H15ZM19 91H20V90H19ZM44 91H45V90H44ZM77 91H78V90H77ZM87 91H89V90H87ZM87 91H86V92H87ZM113 91H114V90H113ZM122 91H123V90H122ZM138 91H139V90H138ZM140 91H142V90H140ZM150 91H151V90H150ZM153 91H154V90H153ZM156 91H158V90H156ZM159 91H160V90H159ZM178 91H179V90H178ZM178 91H177V92H178ZM183 91H184V90H183ZM226 91H227V90H226ZM237 91H236V93H237ZM241 91H242V90H241ZM17 92H18V91H17ZM20 92H22V91H20ZM33 92H34V91H33ZM46 92H47V91H46ZM46 92H44V93H46ZM54 92H55V91H54ZM56 92H57V89H56ZM60 92H61V91H60ZM70 92H71V91H70ZM102 92H103V91H102ZM108 92H112V91H108ZM119 92H120V91H119ZM129 92H130V91H129ZM163 92H164V91H161V93H163ZM171 92H172V91H171ZM173 92H174V91H173ZM177 92H176V93H177ZM188 92H189V91H188ZM199 92H200V91H199ZM201 92H202V91H201ZM220 92L218 93V95L220 94ZM227 92H229V91H227ZM230 92H231V91H230ZM230 92H229V93H230ZM3 93H4V92H3ZM31 93H32V91H31ZM37 93H38V92H37ZM41 93H42V92H41ZM41 93H40V94H41ZM72 93H74V92H72ZM89 93H90V92H89ZM94 93H95V92H94ZM105 93H107V92L105 91ZM120 93H122V92H120ZM125 93H126V92H125ZM157 93H158V92H157ZM191 93H192V92H191ZM197 93H198V90H197ZM205 93H204V94H205ZM210 93H211V89H210ZM222 93H225V92L223 91ZM222 93H221V94H222ZM232 93H233V92H232ZM241 93H242V92H241ZM245 93H243V94L245 95ZM6 94H7V93H6ZM26 94H27V93H26ZM32 94H33V93H32ZM32 94H31V95H32ZM35 94H36V91H35ZM40 94H39V95H40ZM47 94H48V93H47ZM51 94H53V92H52ZM58 94H59V93H58ZM60 94H61V93H60ZM68 94H69V93H68ZM79 94H80V93H79ZM85 94H86V93H85ZM116 94H117V92H116ZM134 94H135V91H134ZM138 94H139V93H138ZM138 94H137V95H138ZM155 94H156V93H155ZM155 94L153 93L154 96H155ZM166 94H169V93H166ZM198 94H199V93H198ZM9 95H10V94H9ZM13 95H14V94H13ZM13 95H12V96H13ZM15 95H16V94H15ZM17 95H18V93H17ZM17 95H16V96H17ZM31 95H30V96H31ZM48 95H49V94H48ZM75 95H76V93H75ZM77 95H78V94H77ZM99 95H100V94H99ZM101 95H102V94H101ZM110 95H111V94H110ZM113 95L115 96V93H114ZM139 95H140V94H139ZM142 95H144V93H143ZM159 95H160V92H159ZM161 95H162V94H161ZM163 95H164V94H163ZM177 95H178V93H177ZM184 95H185V94H184ZM211 95H208V94H207V96H208L209 98H210ZM224 95L227 96V93L224 94ZM224 95H223V96H224ZM231 95H232V94H231ZM253 95H254V94H253ZM259 95H258V96H257V95H254V96L259 97ZM0 96H3V95L1 94ZM16 96H14V97H16ZM26 96H27V95H26ZM30 96H29V97H30ZM33 96H34V95H33ZM36 96H37V95H36ZM66 96H67V95H66ZM72 96H73V94H72ZM103 96H104V95H102V98H103ZM118 96H119V95H118ZM123 96L125 97L126 95L123 94ZM166 96H168V95H166ZM175 96H176V95H175ZM205 96H206V95H205ZM220 96H221V95H220ZM233 96H234V95H232V98H231V97L228 95L227 98H228L229 100L231 99V101H232ZM238 96H239V95H238ZM5 97H6V96H5ZM68 97H70V96H68ZM75 97H76V96H75ZM75 97H74V98H75ZM90 97L92 98V96H90ZM96 97H97V96H96ZM112 97H113V96H111V98H112ZM181 97H182V96H181ZM216 97L214 96L215 99H216ZM221 97H222V96H221ZM251 97H253V96L250 95V98H251ZM0 98H1V97H0ZM9 98H10V97H9ZM16 98H17V97H16ZM51 98H52V96H51ZM51 98H50V99H51ZM72 98H73V97H72ZM74 98H73V99H74ZM77 98H78V97H77ZM77 98H75L76 100H75V99L72 100L71 98H70V99H71L72 101H77ZM85 98H86V97H85ZM97 98H98V97H97ZM108 98H109V97H108ZM116 98H117V97H116ZM118 98H119V97H118ZM125 98L129 99L127 96H126ZM134 98H135V97H134ZM143 98H144V96H143ZM148 98H149V97H147V99H148ZM163 98H164V97H163ZM197 98H199V97H197ZM212 98H210V99H212ZM214 98H213V99H214ZM225 98H226V97H225ZM242 98H243V97H242ZM250 98H249V99H250ZM3 99H4V98H3ZM13 99H14V98H13ZM26 99H27V98H26ZM34 99H35V98H34ZM40 99H42V96H41ZM40 99L38 98L37 100L40 101ZM43 99H44V98H43ZM50 99H49V100H50ZM52 99H53V98H52ZM54 99L57 100V98H54ZM60 99H61V98H60ZM86 99H88V98H86ZM100 99H101V98H100ZM105 99H106V97H105ZM132 99H133V98H132ZM159 99H160V98H159ZM167 99H168V97H167ZM175 99H176V98H175ZM204 99H205V98H204ZM213 99H212V100H213ZM215 99H214V100H215ZM238 99H239V98H238ZM238 99H236V100H238ZM247 99H248V97H247ZM249 99H248V100H249ZM31 100H32V98H31ZM81 100H82V99H81ZM93 100H94V99H93ZM108 100H109V99H107V102H109ZM110 100H111V99H110ZM113 100H114V99H113ZM117 100H118V99H117ZM155 100H156V98H155ZM165 100H166V99H165ZM189 100H190V99H189ZM199 100H201V99H198V101H199ZM214 100H213L212 102H215ZM216 100H217V101L219 100V96H218V98H217ZM220 100H222V98H220ZM220 100H219L218 103H219V104H220V102L223 103V101H220ZM223 100H224V99H223ZM225 100H226V99H225ZM236 100H235V101H236ZM253 100H254V99H253ZM0 101H1V100H0ZM2 101H4V100H2ZM2 101H1V102H2ZM84 101H85V100H84ZM100 101H101V100H100ZM103 101H104V100H103ZM105 101H106V100H105ZM120 101H121V100H119V102H120ZM123 101H124V100H123ZM125 101H126V99H125ZM125 101H124V102H125ZM131 101H132V100H131ZM144 101H145V100H144ZM147 101H148V100H147ZM147 101H145V102H147ZM161 101H162V100H161ZM169 101H170V100H169ZM198 101H197V102H198ZM217 101H216V102H217ZM226 101H227V100H226ZM226 101H224V103H226ZM233 101H234V100H233ZM235 101H234V102H235ZM249 101H252V100L250 99ZM257 101H258V100H257ZM12 102H13V101H12ZM19 102H20V100H19ZM30 102H31V101H30ZM36 102H37V101H36ZM40 102H41V101H40ZM40 102H37V103L39 104ZM80 102H81V101H80ZM88 102H89V101H88ZM90 102H91V101H90ZM90 102H89V103H90ZM129 102H130V101H129ZM142 102H143V99H142ZM149 102H150V99H149ZM156 102H157V101H156ZM181 102H182V101H181ZM201 102H202V101H201ZM229 102H230V101H229ZM229 102H228V103H229ZM236 102L238 103V101H236ZM241 102H242V101H241ZM241 102H239V103H241ZM261 102H262V104H261ZM16 103H17V102H16ZM26 103H27V102H26ZM41 103H42V102H41ZM55 103H56V101H55ZM58 103H60V102H58ZM73 103H74V102H73ZM93 103H94V101H93ZM116 103H117V102H116ZM143 103H144V102H143ZM147 103H148V102H147ZM147 103H146V104H147ZM167 103H169V102H167ZM183 103H184V102H183ZM195 103H196V102H195ZM222 103H221V104H222ZM230 103H231V102H230ZM239 103H238V105H239ZM243 103H244V105H242V106L239 105V106H241V107L245 106V103H246L245 100H244ZM243 103H241V104H243ZM250 103L253 104V101H252V102H249V104H250ZM19 104H20V103H19ZM27 104H28V103H27ZM60 104H61V103H60ZM71 104H72V103H71ZM79 104H81V103H79ZM94 104H96V103H94ZM104 104H105V103H104ZM104 104H103V105H104ZM120 104H121V102H120ZM128 104H129V103H128ZM128 104H127V105H128ZM132 104H133V103H132ZM132 104H131V105H132ZM139 104H140V103H139ZM163 104H164V103H163ZM165 104H166V103H165ZM165 104H164V106L169 105V104H166V105H165ZM186 104H187V103H186ZM204 104H205V103H204ZM216 104H217V103H216ZM216 104L214 103V105L217 106V107H218V106H221V105H219V104H217V105H216ZM232 104H233V103L228 104V105H231V107H232V106H233ZM234 104H235V103H234ZM249 104H248V105H249ZM29 105H30V103H29ZM35 105H36V103H35ZM42 105H43V104H42ZM44 105L46 106L45 103H44ZM47 105H48V104H47ZM49 105H50V104H49ZM56 105H57V104H56ZM65 105H66V104H65ZM74 105H76V103H75ZM88 105H89V104H88ZM90 105H91V104H90ZM96 105H98V104H96ZM131 105H130V106H131ZM151 105H153V104H151ZM151 105H150V106H151ZM191 105H192V104H191ZM224 105H225V104H224ZM246 105H247V104H246ZM5 106H6V105H5ZM23 106H24V104L22 105V107H23ZM83 106H84V105H83ZM94 106H95V105H94ZM100 106H102V105H100ZM105 106H106V109H107V105H105ZM123 106H124V105H123ZM142 106H144V105H142ZM156 106H157V105H156ZM175 106H176V105H175ZM177 106H178V105H177ZM177 106H176V107H177ZM182 106H183V105H182ZM200 106H201V105H200ZM207 106H208V108H209V105H208V104H207ZM207 106H206V107H207ZM226 106H227V103H226ZM19 107H21V105H20ZM28 107H29V106H28ZM34 107L36 108V106H34ZM34 107H32V108L34 109ZM52 107H53V105H52ZM54 107H55V106H54ZM54 107H53V108H54ZM63 107H64V104H63ZM76 107H77V106H76ZM87 107H88V106H87ZM97 107H98V106H97ZM109 107H110V106H109ZM125 107H126V106H125ZM160 107H161V106H160ZM160 107H159V108H160ZM173 107H174V106H173ZM188 107H189V106H188ZM190 107H191V106H190ZM229 107H230V106H229ZM233 107H234V108H235V107L237 108L238 106L235 105V106H233ZM246 107H247V106H246ZM248 107H249V106H248ZM248 107H247V108H248ZM14 108H15V107H14ZM26 108H27V105H26ZM65 108H66V107H65ZM68 108H69V107H68ZM70 108H71V107H70ZM70 108H69V109H70ZM78 108H79V107H78ZM89 108H90V106H89ZM93 108H94V107H93ZM93 108H91V110H93ZM103 108H104V107H103ZM111 108H112V107H111ZM111 108H110V109L108 108V109H109V110H112L113 108H112V109H111ZM129 108H130V107H129ZM135 108H136V107H135ZM140 108H141V107H140ZM143 108H144V107H142V110H143ZM148 108H149V107H148ZM166 108H167V107H166ZM219 108H220V107H219ZM219 108H218V109H219ZM227 108H228V106H227ZM243 108H244V107H243ZM243 108H242V109H243ZM247 108H245V110H246ZM2 109H3V108H2ZM6 109H7V108H5V111H6ZM10 109H11V108H10ZM10 109H9V110H10ZM21 109H22V108H20V110H21ZM33 109H32V110H33ZM48 109H49V108H48ZM79 109H80V108H79ZM98 109H99V108H98ZM121 109H122V108H121ZM125 109H126V108H125ZM157 109H158V108H157ZM176 109H177V108H176ZM179 109L181 110L180 107H179ZM193 109H194V108H193ZM221 109H222V108H221ZM230 109H231V108H230ZM238 109H239V107H238ZM240 109H241V108H240ZM242 109L239 111V113H241V111H244V109H243V110H242ZM251 109H254V108L252 107ZM11 110H12V109H11ZM17 110H18V109H17ZM27 110H28V109H27ZM29 110H30V109H29ZM40 110H41V109H40ZM49 110H50V109H49ZM59 110H60V109H59ZM63 110H65V109H63ZM70 110H71V109H70ZM73 110H74V109H73ZM104 110H105V109H104ZM109 110H108V111H109ZM122 110H123V109H122ZM130 110H132V109H130ZM133 110H134V109H133ZM145 110H146V108H145ZM145 110H144V111H145ZM147 110H149V109H147ZM158 110H159V109H158ZM165 110H166V109H165ZM165 110H163V111L165 112ZM183 110H184V109H183ZM211 110H212V109H211ZM228 110H229V108H228ZM23 111H24V110H23ZM55 111H56V110H55ZM68 111H69V110H68ZM74 111H75V110H74ZM106 111H107V110H106ZM116 111L118 112V110H116ZM116 111H114V112H116ZM152 111H153V110H152ZM177 111H178V109L176 110V113H177ZM188 111H189V110H188ZM198 111H199V110H198ZM234 111H237V112H238L237 109H236V110L234 109ZM249 111H250V110H249ZM0 112H1V111H0ZM19 112H21V111H19ZM35 112H36V110H35ZM40 112H41V111H40ZM59 112H60V111H59ZM100 112H101V111H100ZM137 112H138V111H137ZM164 112H163V114H165ZM166 112H167V111H166ZM171 112H172V111H171ZM184 112H185V111H184ZM184 112H183V113H184ZM186 112H187V111H186ZM189 112H190V111H189ZM204 112H205V111H204ZM206 112H207V110H206ZM217 112H218V111H217ZM220 112H221V111H220ZM228 112H229V111H228ZM231 112H233V110H231ZM258 112H259V113H258ZM8 113H9V112H8ZM11 113H13V112H11ZM11 113H9V114H11ZM17 113H18V112H17ZM32 113H33V111H32ZM70 113H71V112H70ZM70 113H69V115H70ZM75 113H76V112H75ZM84 113H85V112H84ZM87 113H89V112H87ZM90 113H92V112L90 111ZM98 113H99V112H98ZM103 113H104V112H103ZM144 113H145V112H144ZM169 113H170V111H169ZM178 113H179V112H178ZM191 113H192V112H191ZM256 113H257V114H256ZM2 114H4V111L2 112ZM13 114H14V113H13ZM24 114H25V113H24ZM34 114H35V113H34ZM34 114H33V115H34ZM58 114H59V113H58ZM66 114H67V113H66ZM79 114H80V113H79ZM81 114H83V112H82ZM104 114L106 115V113H104ZM109 114H110V113H109ZM147 114H148V113H147ZM167 114H168V113H167ZM185 114H186V113H185ZM189 114H190V113H189ZM193 114H194V113H193ZM224 114H225V113H224ZM229 114L231 115L230 112H229ZM229 114H228V115H229ZM232 114H235V115H236V116H234L235 118H238V119L242 118V117H241L242 114H240V116H239L240 118L237 116V114H236L235 112H233ZM5 115H6V114H5ZM5 115H1V119H2V117L4 116V120H7V119H5ZM7 115H8V114H7ZM51 115H52V112H51ZM53 115H54V114H53ZM71 115H72V113H71ZM76 115H77V114H76ZM88 115H89V114H88ZM88 115H87V116H88ZM92 115H93V113H92ZM112 115H113V114L108 115L109 118H110V116H112ZM118 115H119V114H118ZM118 115L116 114V116H118ZM122 115H124V114H122ZM129 115H131V114H129ZM133 115H134V113H133ZM133 115H132V116H133ZM144 115H145V114H144ZM169 115H170V114H169ZM171 115H172V113H171ZM171 115H170V116H171ZM177 115H178V114H177ZM209 115H210V114H209ZM219 115H220V114H219ZM251 115H250L249 117H251ZM17 116H19V115H17ZM17 116H16V117H17ZM46 116H47V115H46ZM85 116H86V115H85ZM97 116H98V115H97ZM113 116H114V115H113ZM120 116H121V115H120ZM161 116H162V115H161ZM163 116H164V115H163ZM170 116H169V119H170ZM173 116H174V115H173ZM194 116H195V115H194ZM199 116H200V115H199ZM243 116L245 117V115H243ZM246 116H247V115H246ZM7 117H10V115L7 116ZM19 117H20V116H19ZM40 117H41V116H40ZM42 117H44V116H42ZM42 117H41V118H42ZM48 117H49V116H48ZM53 117H54V116H53ZM57 117H58V116H57ZM70 117H71V116H70ZM72 117L74 118V116H72ZM72 117H71V118H72ZM93 117H94V115H93ZM100 117H101V116H100ZM105 117H106V116H105ZM129 117H130V116H129ZM191 117H192V116H191ZM203 117H204V116H203ZM218 117H219V116H218ZM232 117H233V116H232ZM247 117H248V116H247ZM247 117L244 118V119L242 118L241 121H245V122H246L245 119H247V120L251 119L250 122L247 121V122H249V123L251 124V123H252V118H249V119H248ZM22 118H23V116H22ZM24 118H25V117H24ZM24 118H23V119H24ZM31 118H33V117H31ZM46 118H47V117H46ZM55 118H56V117H55ZM55 118H54V119H55ZM73 118H72V119H73ZM75 118H76V116H75ZM77 118H78V117H77ZM77 118L74 119V121L77 120ZM97 118H98V117H97ZM106 118H107V117H106ZM115 118H116V117H115ZM115 118H114V119H115ZM118 118H119V117H118ZM120 118H121V117H120ZM141 118H142V117H141ZM148 118H150V117H148ZM165 118H168V117L166 116ZM173 118H174V117H171L170 120H172ZM180 118H182V115H181ZM192 118H193V117H192ZM256 118H257V117H256ZM1 119H0V120H1ZM8 119H9V118H8ZM26 119H27V118H26ZM63 119H64V118H63ZM63 119H62V120H63ZM99 119H100V118H99ZM110 119H111V118H110ZM110 119H109V120H110ZM124 119H125V118H124ZM150 119H151V118H150ZM153 119H154V118H153ZM155 119H156V118H155ZM161 119H162V118H161ZM163 119H164V118H163ZM176 119H178V118H176ZM187 119H188V118H187ZM187 119H185V120H187ZM190 119H191V118H190ZM190 119H189V120H190ZM200 119H201V118H200ZM211 119H212V118H211ZM222 119H223V118H222ZM238 119H237V120H238ZM4 120H2V121H4ZM14 120H15V119H14ZM50 120H51V119H50ZM52 120H53V119H52ZM55 120H56V119H55ZM65 120H66V119H65ZM80 120H81V119H80ZM97 120H98V119H97ZM101 120H102V119H101ZM116 120H117V119H116ZM131 120H132V119H131ZM139 120H140V119H139ZM146 120H147V119H146ZM158 120H160V119H158ZM164 120H165V119H164ZM203 120H204V119H203ZM205 120H206V118H205ZM2 121H0V139H1V140H0V141H1V142H0V143H1L0 146L2 145L3 147L1 146L0 148H2V149L5 148V149H7L6 147H8V145L11 143V142L8 141V140L11 138V137L9 136V135H11V134H10L11 131L9 132V135H8V131H7V135H6V136L4 135V132H5L7 129H9V128L6 129V126H8L9 123H8V125L5 126V124H7V123L4 122L5 124H3ZM10 121H11V120H10ZM29 121H30V120H29ZM44 121H45V120H44ZM78 121H79V120H78ZM91 121L93 122L94 120H91ZM117 121H118V120H117ZM117 121H116V122H117ZM129 121H130V120H129ZM135 121H136V120H135ZM144 121H145V119H144ZM154 121H155V120H154ZM156 121H157V120H156ZM162 121H163V120H162ZM175 121H176V120H175ZM175 121H174V122H175ZM182 121H184V120H182ZM224 121H225V120H224ZM241 121H239V123H242ZM20 122H21V121H19V123H20ZM25 122H26V121H25ZM38 122H39V121H38ZM56 122H57V121H56ZM67 122H69V121H67ZM79 122H80V121H79ZM94 122H95V121H94ZM97 122H98V121H97ZM97 122H96V123H97ZM107 122H108V120H107ZM107 122H106V123H107ZM113 122H115V121H113ZM116 122H115V124H117ZM130 122H131V121H130ZM146 122H147V121H146ZM151 122H152V121H151ZM158 122H161V120L158 121ZM164 122H165V121H164ZM164 122H163V124H164ZM167 122H169V121H167ZM167 122H166V123H167ZM172 122H173V121H172ZM178 122H179V121H178ZM186 122H187V121H185V123H186ZM26 123H28V122H26ZM32 123H33V122H32ZM32 123H31V124H32ZM44 123H45V122H44ZM51 123H52V122H51ZM64 123H65V122H64ZM71 123H72V122H71ZM85 123H86V122H85ZM99 123H100V122H99ZM99 123H98L97 125H100V124H101V123H100V124H99ZM102 123H103V122H102ZM104 123H105V122H104ZM108 123H109V122H108ZM111 123H112V122H111ZM124 123H125V122H124ZM133 123H134V122H133ZM156 123H157V122H156ZM175 123H176V122H175ZM182 123H183V122H182ZM182 123H181V124L178 123V124L182 126ZM187 123H188V122H187ZM201 123H203V122H201ZM207 123H208V122H207ZM214 123H215V122H214ZM13 124H14V123H12V125H13ZM33 124H34V123H33ZM38 124H39V123H38ZM42 124H43V123H42ZM45 124H46V123H45ZM47 124L49 125L48 121H47ZM56 124H57V123H56ZM60 124H61V123H60ZM78 124H79V123H78ZM88 124H89V123H88ZM94 124H95V123H94ZM121 124H122V123H121ZM121 124H120V125H121ZM127 124H128V123H127ZM141 124L143 125V123H142V122L140 123V128L138 127L139 129H141ZM144 124H145V123H144ZM161 124H162V123H161ZM170 124H171V123H169V126H170ZM192 124H193V123H192ZM192 124H191V125H192ZM219 124H220V123H219ZM224 124H225V123H224ZM227 124H228V123H227ZM232 124H233V123H232ZM235 124H236V123H235ZM242 124H245V123H242ZM242 124H241V125H242ZM18 125H19V124H18ZM18 125H17V126H18ZM52 125H53V124H51V126H52ZM72 125H73V124H72ZM79 125H80V124H79ZM83 125H85V124H83ZM95 125H96V124H95ZM104 125H105V124H104ZM106 125H107V124H106ZM106 125H105V126H106ZM158 125H160V124H158ZM172 125H173V124H172ZM175 125H176V124H175ZM185 125H186V124H185ZM191 125H188V126H191ZM245 125H248V126H249V127H246L247 129H249V128L251 127V128H252L251 131L254 129V128H253L254 126H252L253 123H252L251 126H250L248 123L245 124ZM3 126H5V127H3ZM10 126H11V125H10ZM23 126H24V125H23ZM26 126H27V125H26ZM36 126H37V125H36ZM38 126H39V125H38ZM66 126H67V124H66ZM74 126H76V125H74ZM88 126H89V125H88ZM88 126H87V127H88ZM92 126H93V125H92ZM117 126L119 127V125H117ZM117 126H116V127H117ZM121 126H122V125H121ZM123 126H124V125H123ZM130 126H131V125H130ZM136 126H138V125H136ZM147 126H148V125H146V127H147ZM153 126H155V125H153ZM165 126H167V125L165 124ZM169 126H168V127H169ZM186 126H187V125H186ZM209 126H210V125H209ZM216 126H217V125H216ZM228 126H229V125H228ZM233 126H235V125H232V128H233ZM239 126H240V125H239ZM242 126H243V125H242ZM257 126H258V125H257ZM259 126H258V127H259ZM11 127H12V126H11ZM72 127H73V126H72ZM97 127H98V126H97ZM102 127H103V126H102ZM106 127H107V126H106ZM116 127H115V128H116ZM151 127H152V126H151ZM158 127H159V126H158ZM158 127H157V128H158ZM172 127H173V126H172ZM206 127H207V125H206ZM210 127H211V126H210ZM220 127H221V126H220ZM235 127H236V126H235ZM235 127H234V128H235ZM3 128H5V129H3ZM25 128H26V127H25ZM38 128H39V127H38ZM67 128H68V127H67ZM73 128H74V127H73ZM91 128H92V127H91ZM94 128H95V127H94ZM98 128H99V127H98ZM104 128H105V127H104ZM104 128H103L102 130H104ZM108 128H109V126H108ZM132 128H133V127H132ZM152 128H153V127H152ZM155 128H156V127H155ZM164 128H165V127H164ZM176 128H177V127H176ZM182 128H183V127H182ZM192 128H193V127H191L190 129H192ZM203 128H204V127H203ZM216 128H217V127H216ZM222 128H223V126H222ZM229 128H230V127H229ZM234 128H233V129L230 128V129L233 130V132L237 131V128H236V130H235ZM239 128H240V127H239ZM239 128H238V131H239ZM36 129H37V128H36ZM69 129H70V128H69ZM74 129H75V128H74ZM83 129H84V127H83ZM86 129H87L86 132L88 133V131H90V130H88V129H90V128H86ZM86 129H85V130H86ZM111 129H112V128H111ZM122 129H123V127H122ZM143 129H144V128H143ZM148 129H149V128H147V131H148ZM153 129H154V128H153ZM153 129H152V130H153ZM158 129L160 130V127H159ZM162 129H163V127H162ZM187 129H189V128H187ZM187 129L185 130V127H184V131H186V133L188 134L189 131H188ZM193 129H194V128H193ZM214 129H215V128H214ZM225 129H226V127H225ZM4 130H5V131H4ZM23 130H25V129H23ZM23 130H22V131H23ZM26 130H27V129H26ZM43 130H44V129H43ZM48 130H49V129H48ZM50 130H51V129H50ZM77 130H78V129H77ZM85 130H84V131H85ZM100 130H101V129H100ZM105 130L108 132V130H110V128H109V129H105ZM150 130H151V129H150ZM167 130H168V129H167ZM169 130H170V129H169ZM178 130H179V129H178ZM181 130H182V129H181ZM181 130H179V131H181ZM197 130H198V129H197ZM218 130H219V129H218ZM220 130H221V128H220ZM231 130H229V131H230L231 133H233ZM241 130H242V129H241ZM243 130L247 132V130H245V127H244ZM3 131H4V132H3ZM12 131H13V130H12ZM22 131H21V132H22ZM30 131H32V129H30ZM40 131H41V130H40ZM46 131H47V128H46ZM62 131H63V130H61V132H62ZM73 131H74V130H73ZM84 131H83V132H84ZM93 131H95V130H93ZM93 131H91V132H93ZM122 131H123V130H122ZM125 131H126V130H125ZM125 131H124V132H125ZM130 131H131V130H130ZM134 131H135V130H133V132H134ZM139 131H140V130H139ZM139 131H138V132H139ZM141 131H142V130H141ZM153 131H155V130H153ZM163 131H165V130H163ZM176 131H177V129H176ZM176 131H175V132H176ZM187 131H188V132H187ZM225 131H226V130H225ZM227 131H228V129H227ZM244 131H243V135H245L244 133H246V132H244ZM259 131H260V130H259ZM23 132H24V131H23ZM33 132H34V131H33ZM52 132H53V131H52ZM76 132H77V131H76ZM79 132H80V131H79ZM99 132H100V131H99ZM118 132H120V130H118ZM118 132H117V134H120V133H118ZM145 132H146V131H145ZM151 132H152V131H151ZM165 132H166V131H165ZM167 132H168V131H167ZM173 132H174V131H173ZM196 132H197V131H196ZM218 132H219V131H218ZM239 132H240V134H242L241 131H239ZM239 132H238V133H239ZM249 132H250V129H249V131H248L247 133H249ZM254 132H255V133L257 132L256 129H255V131L250 132V133H254ZM261 132H263V131H261ZM261 132H260V133H261ZM26 133H27V132H26ZM40 133H41V132H40ZM43 133H45V132H43ZM48 133H49V132H48ZM48 133H47V135H48ZM65 133H66V132H65ZM73 133H74V132H73ZM96 133H97V132H96ZM102 133H103V132H102ZM110 133H114V134H112V135H115V134H116L115 132H113V130H112ZM121 133H122V132H121ZM125 133H126V132H125ZM129 133H130V132H129ZM142 133H143V131H142ZM153 133H154V132H153ZM156 133H157V132H156ZM159 133H160V131H159ZM162 133H163V132H162ZM170 133H171V132H170ZM181 133H182V131H181ZM183 133H184V132H183ZM192 133H193V132H192ZM209 133H210V132H209ZM223 133H224V130H223ZM228 133H229V132H228ZM228 133H227V134H228ZM247 133H246V134H247ZM255 133H254V137H255V135H256L258 132H257L256 134H255ZM260 133H259V136H261L262 134H264V133H262V134L260 135ZM5 134H6V133H5ZM18 134H19V133H18ZM20 134H22V133H20ZM55 134H56V133H55ZM58 134H59V133H58ZM76 134H77V133H76ZM80 134H81V133H80ZM82 134H83V133H82ZM91 134H92V133H91ZM126 134H127V133H126ZM135 134H136V133H135ZM166 134H167V133H166ZM196 134H197V133H196ZM200 134H201V133H200ZM211 134H212V133H211ZM236 134H237V133H236ZM240 134H239V135L237 134V135H238V136H242V137L244 138V136H243V135H240ZM30 135H31V134H30ZM39 135H40V134H39ZM42 135H43V134H42ZM56 135H57V134H56ZM56 135H55V136H56ZM63 135H64V134H63ZM63 135H62V136H63ZM66 135H67V134H66ZM68 135H70V134H68ZM77 135H78V134H77ZM85 135H86V134H85ZM85 135H84V136H85ZM93 135H95V134H93ZM93 135H92V136H93ZM98 135H99V134L97 133V136H98ZM101 135H103V134H101ZM108 135H109V133H108ZM123 135H124V134H123ZM128 135H129V134H128ZM139 135H142L141 132L139 133ZM139 135H138V137H139ZM157 135H158V134H157ZM163 135H164V134H163ZM188 135H189L188 137H190V133H189ZM191 135H192V134H191ZM212 135H213V134H212ZM228 135H231V134H228ZM228 135H227V136H228ZM237 135L233 136V138L235 137V138L238 139V137H236ZM8 136H9V137H8ZM14 136H15V135H14ZM23 136H25V135H23ZM33 136H34V134H33ZM64 136H65V135H64ZM78 136H79V135H78ZM86 136H87V135H86ZM86 136H85V137H86ZM105 136H107V134H106ZM109 136H110V135H109ZM115 136H116V135H115ZM115 136H112V138L115 137ZM118 136L120 137V135H118ZM124 136H125V135H124ZM124 136H123V137H124ZM130 136H131V135H130ZM130 136H129V137H130ZM134 136H135V135H134ZM134 136H133V137H134ZM136 136H137V135H136ZM148 136H149V135H148ZM170 136H171V135H170ZM172 136H173V134H172ZM178 136H179V135H178ZM181 136H182V135H181ZM197 136H198V135H197ZM204 136H205V135H204ZM207 136H208V135H207ZM220 136H221V135H220ZM227 136H226V137H227ZM247 136H248V135H247ZM247 136H245V137L248 138ZM251 136H253V135H251ZM259 136H258V137H255V140L258 141V138H261V137H259ZM6 137H7V138H6ZM20 137H22V135H20ZM20 137H18V138H20ZM45 137H46V136H45ZM53 137H54V136H53ZM95 137H96V136H95ZM99 137H100V136H99ZM99 137H98V138H99ZM101 137H102V136H101ZM101 137H100V138H101ZM153 137H154V135L152 136V138H153ZM159 137H160V136L158 135V140L161 139V138L159 139ZM182 137H183V136H182ZM186 137H187V136H186ZM186 137H185V138H186ZM188 137H187V139L190 140V138H188ZM191 137H193V136H191ZM222 137H223V136H222ZM228 137H229V136H228ZM228 137H227V138H228ZM254 137H253V139H254ZM262 137L264 138V136H262ZM8 138H9V139H8ZM23 138H24V137H23ZM26 138H27V137H26ZM38 138H39V137H38ZM46 138H47V137H46ZM63 138H64V137H63ZM76 138H77V137H76ZM76 138H75V140H76ZM81 138H82V136H81ZM92 138H93V137H92ZM92 138H91V140H92ZM106 138H107V137H106ZM126 138H128V137H126ZM135 138H136V137H135ZM141 138H142V137H141ZM141 138H140V139H141ZM149 138H151V136H150ZM149 138H148V140H149ZM164 138H165V136H164ZM164 138H162V139H164ZM170 138H171V137H170ZM170 138H169V139H170ZM172 138H174V137H172ZM172 138H171V139H172ZM177 138H178V137H177ZM194 138H195V137H194ZM198 138H199V137H198ZM233 138H232V136H231V138H229V139L234 140L235 138H234V139H233ZM246 138H245V139H246ZM263 138H262V139H263ZM7 139H8V140H7ZM33 139H34V138H33ZM47 139H48V138H47ZM77 139H78V138H77ZM89 139H90V138H89ZM109 139H110V137H109ZM114 139H115V138H114ZM114 139H113V140H114ZM146 139H147V138H146ZM154 139H155V138H154ZM167 139H168V138H167ZM171 139H170V141H171ZM179 139H180V137H179ZM191 139H192V138H191ZM199 139H200V138H199ZM202 139H203V138H202ZM207 139H208V138H207ZM219 139H220V138H219ZM222 139H223V138H222ZM239 139L241 140L242 138L240 137ZM239 139H238V142L240 143V140H239ZM245 139H244V140H245ZM248 139H249V138H248ZM248 139H247V140H248ZM250 139H251V137H250ZM253 139H252V140H253ZM10 140H11V139H10ZM12 140H13V139H12ZM49 140H50V139H49ZM79 140L81 141L82 139H79ZM95 140H96V138H95ZM103 140H104V139H103ZM122 140H123V139H122ZM122 140H121V141H122ZM131 140H132V138H131ZM134 140H135V139H134ZM138 140H139V139H138ZM143 140H144V139H143ZM155 140H156V139H155ZM188 140H187V141H188ZM195 140H196V139H195ZM212 140H213V139H212ZM235 140H236V139H235ZM235 140H234V141H235ZM247 140H245V142L243 141V142L245 143V145H248V142L250 141V140H249V141L247 142ZM252 140H251V141H252ZM259 140H260V139H259ZM3 141H4V142L7 141V142L4 143ZM15 141L18 142L17 140H15ZM20 141H21V140H20ZM56 141H57V139H56ZM63 141H64V140H63ZM82 141H83V140H82ZM85 141H86V140H85ZM104 141H105V140H104ZM111 141H112V140H111ZM114 141H115V140H114ZM132 141H133V140H132ZM152 141H153V139H152ZM160 141H161V140H160ZM178 141L180 142V140H178ZM184 141H186V139H185ZM257 141H256V142H257ZM261 141H262V140H261ZM263 141H264V139H263ZM8 142H9V144H8ZM29 142H30V141H29ZM76 142H77V141H75V143H76ZM78 142H79V141H78ZM87 142H88V140H87ZM97 142H98V139H97ZM105 142H106V141H105ZM117 142H118V140H117ZM123 142H124V141H123ZM125 142L129 143V142H128V139H127V141H125ZM137 142H138V141H137ZM139 142H140V141H139ZM147 142H148V141H147ZM150 142H151V141H150ZM163 142H164V140H163ZM199 142H200V141H199ZM199 142H198V143H199ZM206 142H208V141H206ZM212 142H213V141H212ZM217 142H218V141H217ZM219 142H220V141H219ZM225 142H226V141H225ZM228 142H229V141H228ZM232 142H233V141H232ZM232 142H231V143H232ZM236 142H237V141H235V143H236ZM238 142H237V144H236V147H237V148H238V145H239ZM246 142H247V144H246ZM253 142H254V140H253ZM253 142H252V143L250 142V143L253 144ZM2 143H4V144H8V145H6V147H4V144H2ZM26 143H27V142H26ZM49 143H50V142H49ZM61 143H62V142H61ZM61 143H60V144H61ZM81 143H82V142H81ZM92 143H93V142H92ZM99 143H100V142H99ZM99 143H98V144H99ZM153 143H154V142H153ZM157 143H158V142H157ZM167 143H168V142H167ZM167 143H166V144H167ZM170 143H171V142H170ZM170 143H169V145H170ZM184 143H185V142H183V144H184ZM193 143H194V141H193ZM196 143H197V142H196ZM201 143L203 144L204 141H202ZM208 143H209V142H208ZM208 143H206V144H208ZM241 143H242V142H241ZM241 143H240V145H242ZM244 143H243L242 146H244ZM259 143H260V142H259ZM20 144H21V143H20ZM46 144H47V143H46ZM63 144H64V142H63ZM86 144H87V143H86ZM93 144H94V143H93ZM100 144H101V143H100ZM109 144H110V143H109ZM117 144H118V143H117ZM124 144H126V143H124ZM131 144H134V143L132 142ZM143 144L145 145V143H143ZM150 144H151V143H150ZM160 144H161V143H159V145H160ZM178 144H179V143H178ZM180 144H181V143H180ZM180 144H179V145H180ZM204 144H205V143H204ZM204 144H203V145H204ZM206 144H205V145H206ZM220 144H222V143H220ZM225 144H226V143H225ZM232 144H233V143H232ZM232 144H229V145H232ZM22 145H23V144H21V146H22ZM52 145H54V144H52ZM56 145H58V144L56 143ZM65 145H66V144H65ZM71 145H72V144H71ZM78 145H79V144H78ZM78 145H77V146H78ZM103 145H104V143H103ZM105 145H107V142H106ZM110 145H112V144H110ZM129 145H130V144H129ZM129 145H128V146H129ZM136 145H137V144H136ZM141 145H142V143H141ZM141 145H140V146H141ZM153 145H154V147L156 148L155 144H153ZM164 145H165V143H164ZM174 145H175V144H174ZM193 145H194V144H193ZM198 145H199V144H197V146H198ZM222 145H223V144H222ZM233 145H234V144H233ZM233 145H232V146H233ZM240 145H239V146H240ZM249 145H250V144H249ZM249 145H248V146H249ZM254 145L256 146V144H254ZM9 146H12V143H11V145H9ZM13 146H14V145H13ZM13 146H12V147H13ZM18 146L20 147L19 144H18ZM24 146H25V145H24ZM35 146H37V147L39 146V148H40V144H36ZM41 146H42V145H41ZM54 146H55V145H54ZM63 146H64V145H63ZM66 146H67V145H66ZM87 146H88V145H87ZM87 146H86V147H87ZM89 146H90V145H89ZM89 146H88V147H89ZM100 146H101V145H99V147H100ZM130 146H131V145H130ZM134 146H135V144H134ZM134 146H133V147H134ZM145 146H146V145H145ZM147 146H148V145H147ZM157 146H158V145H157ZM165 146H166V145H165ZM170 146H171V145H170ZM181 146H183V145H181ZM181 146H179V147H181ZM186 146H187V145H186ZM186 146H183V147H186ZM197 146H196V148H197ZM214 146H215V144H214ZM216 146H217V145H216ZM218 146H219V145H218ZM232 146H231V147H232ZM242 146H241V147H242ZM252 146H253V145H252ZM12 147H11V148L8 147V149H9V148H10V149H13L12 152H11V150H8V151H10L9 153L12 154V153L17 152V154H18V151H14V149L16 150V147H17V146H16V147H13V148H12ZM19 147H17V149H18ZM28 147H31V146H28ZM42 147H43V146H42ZM42 147H41V149H43ZM56 147H57V146H56ZM59 147H60V146H58V148H59ZM80 147H82V146H80ZM90 147H91V146H90ZM107 147H108V145H107ZM118 147H119V146H118ZM126 147H127V146H126ZM138 147H139V146H138ZM142 147H143V146H142ZM163 147H164V146L162 145V148H163ZM166 147H167V146H166ZM173 147H174V146H173ZM187 147H188V146H187ZM204 147H205V146H204ZM204 147H203V148H204ZM221 147H222V146H221ZM231 147H230V148H231ZM241 147H239L240 149L238 148L239 151H241V149L243 148V147H242V148H241ZM245 147H246V146H245ZM250 147H251V145H250ZM250 147H249V149H246V148H247V147H246L244 150H247V151L249 150V151H250ZM261 147H262V146H261ZM35 148H36V147H35ZM39 148H36V151H37V149H39ZM63 148H64V147H63ZM97 148H98V147H97ZM101 148H102V147H101ZM110 148H111V147L109 146L108 149L110 150ZM120 148H121V147H120ZM120 148H119V149H120ZM122 148H123V147H122ZM124 148H125V146H124ZM128 148H129V147H128ZM146 148H147V147H146ZM148 148H149V147H148ZM169 148H170V147H169ZM189 148H190V146H189ZM200 148H201V147H200ZM212 148H213V146H212ZM216 148H217V147H216ZM216 148H215V149H216ZM224 148H225V147H224ZM224 148H223V149H222V148L220 149V147H219V149H218V150H221V151H222V155H223V153L225 152V151H223ZM228 148H229V146L227 147V149H228ZM230 148H229L228 152L231 151V150L233 149V148H232V149H230ZM259 148H260V147H259ZM262 148H263V147H262ZM2 149H1V151H2ZM19 149H20V148H19ZM33 149H34V148H33ZM47 149H48V148H47ZM60 149H61V148H60ZM75 149H76V148H75ZM75 149H74V150H75ZM102 149H103V148H102ZM112 149H113V148H112ZM119 149H118V150H119ZM129 149L131 150V147H130ZM132 149L134 150V148H132ZM138 149H140V148H138ZM138 149L136 150L137 152H139V151L141 150V149H140V150H138ZM142 149H143V148H142ZM152 149H153V147L151 148V150H150V148H149L148 150H150V151H154V150H152ZM157 149H159V148H157ZM163 149H166V148H163ZM182 149H183V148H182ZM186 149H187V148H186ZM186 149H185V150H186ZM201 149H202V148H201ZM207 149H208V148H207ZM227 149H225V150H227ZM251 149H252V148H251ZM255 149H256V148L254 147V150H255ZM260 149H261V148H260ZM31 150H32V149H31ZM55 150H56V149H55ZM67 150H69V149H67ZM77 150H78V149H76L75 151H77ZM87 150H89V148H88ZM95 150H96V149H95ZM98 150H99V149H98ZM103 150H104V149H103ZM106 150H107V149H106ZM126 150H127V149H126ZM159 150H160V149H159ZM168 150H169V149H168ZM180 150H181V149H180ZM180 150H179V151H180ZM205 150H206V147H205ZM205 150L203 149V151H205ZM210 150H212V149H210ZM210 150H209V151H210ZM262 150H263V149H262ZM1 151H0V152H1ZM6 151H7V150H6ZM6 151L3 150L2 153L4 154V152L6 153ZM23 151H24V150H23ZM23 151H22V152H23ZM40 151H41V152H44L43 154H45V151H43V150H40ZM40 151L38 150L39 154L35 152V155H36V154H37V155H40ZM61 151H62V150H61ZM71 151H72V150H71ZM78 151H79V150H78ZM89 151H90V150H89ZM93 151H94V150H93ZM116 151H117V145H116ZM119 151H120V150H119ZM119 151H118V152H119ZM124 151H125V150H124ZM124 151H123V152H124ZM145 151H146V150H145ZM150 151H149V152H150ZM182 151H183V150H182ZM188 151H189V150H188ZM193 151H196V150H193ZM213 151H214V150H212V152H213ZM221 151H218V153H219L218 156L221 154ZM233 151H234V150H233ZM256 151H260V150H257V149H256ZM19 152H20V150H19ZM25 152H26V151H25ZM27 152H28V151H27ZM29 152H30V151H29ZM29 152H28V153H29ZM53 152H54V151H53ZM94 152H95V151H94ZM98 152H100V151H98ZM102 152H103V151H102ZM113 152H114V150H113ZM130 152H131V151H130ZM141 152H142V151H141ZM147 152H148V151H147ZM149 152H148V153H149ZM156 152L158 153V151H156ZM165 152H166V150H165ZM197 152H198V151H197ZM199 152H200V151H199ZM199 152H198V153H199ZM205 152H206V151H205ZM205 152H204V153H205ZM216 152H217V149H216ZM251 152H252V151H250L249 153L251 154ZM254 152H255V151H254ZM2 153H0V156H2ZM9 153H8V160H9V156L11 155V154H9ZM75 153H76V152H75ZM77 153H78V152H77ZM81 153H82V152H81ZM96 153H97V152H96ZM131 153H132V152H131ZM139 153H140V152H139ZM153 153H154V152H152V154H153ZM160 153H161V152H160ZM181 153H182V152H181ZM191 153H192V152H191ZM198 153H197V154H198ZM208 153H209V152H208ZM225 153L227 154V151H226ZM231 153L233 154L234 152H231ZM231 153H228V154H231ZM236 153H237V152H236ZM240 153H241V152H240ZM240 153H239V154H240ZM242 153H244V151H242ZM242 153H241V154H242ZM252 153H253V152H252ZM256 153H257V152H256ZM260 153H261V152H260ZM260 153H258V154H260ZM15 154H16V153H15ZM15 154H14V155H15ZM20 154H21V153H20ZM20 154H18V155H19V157L21 158L25 153H24L22 156H20ZM68 154H69V153H68ZM84 154H85V152H84ZM99 154H100V153H99ZM109 154H110V153H109ZM115 154H116V153H115ZM125 154H127V153L125 152ZM128 154H129V152H128ZM133 154H135V153L133 152ZM144 154H146V153H144ZM150 154H151V153H150ZM152 154H151V155H152ZM168 154H169V151H168ZM182 154H183V153H182ZM197 154L195 155V158H198V157H199V156L197 157ZM205 154H206V153H205ZM214 154H215V151H214ZM226 154H225V155H226ZM228 154H227V155H228ZM239 154L236 155V157H238ZM261 154H262V153H261ZM28 155H29V154H28ZM28 155H27V157H28ZM35 155H34V156H35ZM66 155H67V154H66ZM78 155H79V154H78ZM96 155H98V154H96ZM105 155H106V154H105ZM107 155H108V154H107ZM140 155H141V153L139 154V156H140ZM147 155H148V154H147ZM151 155H150L149 157H151ZM161 155H162V154L158 155L159 158L161 157ZM175 155H176V154H175ZM178 155H179V154H178ZM199 155H200V154H199ZM201 155H202V153H201ZM201 155H200V156H201ZM216 155H217V154H215V156H216ZM225 155H224V157L226 158L227 155H226V156H225ZM233 155L235 156V153H234ZM233 155H232V156H233ZM242 155H243V154H242ZM247 155H248V153H247ZM252 155H253V154H252ZM255 155H256V154H255ZM5 156H6V155H5ZM25 156H26V155H25ZM34 156H33V157H34ZM41 156H44V155H41ZM46 156H47V155H46ZM59 156H60V155H59ZM63 156H64V155H63ZM93 156H94V155H93ZM110 156H111V155H110ZM117 156H118V155H117ZM123 156H124V158H125V155H123ZM131 156H132V155H131ZM142 156H143V152H142ZM168 156H170V155H168ZM168 156H165V155H164V156H162V158H163V157L166 158V157H168ZM171 156H172V155H171ZM183 156H184V155H183ZM183 156H182V157H183ZM185 156H186V154H185ZM187 156H189V155H187ZM204 156L206 157V155H204ZM211 156H212V155H211ZM211 156H210V158H212ZM213 156H214V155H213ZM248 156H249V155H248ZM258 156H259V155H258ZM2 157H3V156H2ZM2 157H0V161H1V159L4 160V161L7 160V156L4 157V159H3ZM10 157H11V156H10ZM12 157L14 158V156H12ZM12 157H11V158H12ZM19 157L16 156V157H15L16 160H12V159H11L12 162H14V161L16 162V161H17V162H16L17 164H16V163H15V164H13V163H9V162H11L10 160H9L8 163L5 162V163H7V165L10 164L9 167H8V166L2 161V162L6 165L5 168L8 167V169H10L9 172H8V170H7V168H6L7 172L5 171V173H8V175H9V173H10V171H11V169H12V168H10V166L12 167V165H13V166H15V165L17 166V165H18V163L21 161V159H19V162H18V159H17V158H19ZM29 157H30V155H29ZM36 157H37V156H36ZM55 157H56V156H55ZM72 157H73V156H72ZM72 157H71V158H72ZM75 157H76V156H75ZM79 157H80V155H79ZM91 157H92V156H91ZM107 157H108V156H107ZM107 157H106V158H107ZM118 157H119V156H118ZM133 157H134V156H133ZM145 157H146V156H145ZM147 157H148V156H147ZM152 157H154V156H152ZM201 157H202V156H201ZM201 157H200L199 159H201ZM208 157H209V155H208ZM224 157H223V158H224ZM229 157H230V155H228L227 158H229ZM239 157H240V156H239ZM15 158H14V159H15ZM25 158H26V157H25ZM25 158H24V156L22 157V159H23V161L21 162L22 164H25V162H26ZM34 158H35V157H34ZM46 158H48V157H46ZM60 158H61V157H60ZM84 158H85V157H84ZM129 158H130V157H129ZM139 158H141V160H142V157H141V156H140ZM165 158H164V160H165ZM174 158H175V157H174ZM174 158H173V159H174ZM176 158H177V157H176ZM185 158H186V157H185ZM195 158H194V159H195ZM215 158H217V157H215ZM218 158H219V157H218ZM223 158L220 157V159H223ZM225 158L223 159L222 162H224V160H228L227 158H226V159H225ZM231 158H232V157H231ZM241 158H243V156H242ZM248 158H249V157H248ZM250 158H251V157H250ZM256 158H257V156H256ZM259 158H260V157H259ZM32 159H33V158H32ZM37 159H38V158H37ZM51 159H52V158H51ZM74 159H75V158H74ZM77 159H78V158H76V160H77ZM81 159H82V155H81ZM91 159H93V158H91ZM103 159H104V158H103ZM112 159H114L113 156H112ZM119 159H120V158H119ZM125 159H126V158H125ZM130 159H131V158H130ZM145 159H146V158H145ZM150 159H151V158H150ZM150 159L148 158V160H150ZM152 159H153V158H152ZM160 159H161V158H160ZM167 159H168V158H167ZM173 159H172V160H173ZM178 159H179V158H178ZM180 159H181V158H180ZM180 159H179V160H180ZM205 159L207 160V158H205ZM212 159H214V158H212ZM238 159H239V158H238ZM238 159H237V158L235 159V157H234L233 160L230 159V160H228L229 162H228V161L224 162V163H229V165L227 164L228 166L226 165V166H227L226 168L224 167L226 173H225V171H224V174H223V173H219L220 171L218 172L219 176H221L220 180H222V175L225 176V178H224V176H223V180H222V182H221V186L224 185V186L226 187V188H225V187H221L220 189H224V188H225V190H222V191H219V192H223V191H225L226 193L229 192V193H230V198H231V194H232V198L230 199L231 202H232L233 204H234V202H235V203L237 202V205L239 204L238 206L242 207L241 210H244L245 213H248V214H249V213H250V209H251V210H252V209L254 210L255 207H256V209H258V208H257L258 205H259V207H260V205H261V208H262V206L264 205V204H263L264 201H262V200H264V193H263V192H264V191H263L264 189L262 188L263 185H262V187H261V184H260L261 182L259 183V181H256V176H255V179H254L253 176H251L250 173L245 172L244 169H243L245 166L241 168V166H243V165H240V163H242V160H241V162H239L240 159H239V160H238ZM252 159H253V158H252ZM8 160H7V161H8ZM24 160H25V162H24ZM52 160H53V159H52ZM69 160H70V159H69ZM71 160H73V159H71ZM79 160H80V159H79ZM95 160H97V159L95 158ZM106 160H111V159H105V161H106ZM116 160H117V158L114 159V161H116ZM120 160L122 161V159H120ZM126 160H128V159H126ZM154 160H155V159H154ZM162 160H163V159H161V161H162ZM183 160H184V159H183ZM191 160H192V159H191ZM195 160H196V159H195ZM201 160H202V159H201ZM206 160H205V162H206ZM210 160H211V159H210ZM210 160H209V161H210ZM215 160H216V159H215ZM249 160H250V159H249ZM254 160H256V161H258V162L260 161L259 159H258V160H257V159H254ZM261 160H262V159H261ZM32 161H34V160H32ZM42 161H43V160H42ZM45 161H46V160H45ZM50 161H51V160H50ZM50 161H48V162H50ZM60 161H61V160H60ZM86 161H87V163H88V160H86ZM86 161H85V162H86ZM98 161H99V160H98ZM123 161H124V160H123ZM123 161H122V162H123ZM142 161L144 162V160H142ZM165 161H167V160H165ZM184 161H185V160H184ZM197 161L199 162V160H197ZM211 161H213V160H211ZM245 161H246V158H245ZM245 161H244V162H245ZM247 161H248V159H247ZM247 161L245 162L246 164L249 163V162H247ZM28 162H29V161H28ZM57 162H58V161H57ZM64 162H65V161H64ZM64 162H63V163H64ZM72 162H74V161H72ZM72 162H71V164H70L71 169H70V167H69L70 170L66 169L67 171H71V170L73 169V167L75 166L74 164L72 165ZM79 162H80V161H79ZM83 162H84V161H83ZM83 162H81V163H83ZM92 162H93V161H92ZM106 162H107V161H106ZM106 162H104V163H106ZM129 162H130V161H129ZM131 162H133V160H131ZM134 162H135V161H134ZM136 162H137V161H136ZM153 162H156V160H155V161H152L151 163H153ZM163 162H164V161H162L161 163H163ZM170 162H171V160H170ZM173 162H174V161H173ZM175 162H176V160H175ZM180 162H181V161H180ZM216 162H217V161H216ZM222 162H220V163L223 164ZM244 162H243L242 164L246 165ZM252 162H254V161H252ZM252 162H251V163H252ZM31 163H32V162H31ZM54 163H56V162L54 161ZM65 163H66V164H64V165H66V167L68 168L67 162H65ZM77 163H78V161H77ZM93 163H94V162H93ZM115 163H117V162H115ZM115 163H114V164H115ZM124 163H125V162H124ZM127 163H128V162H127ZM141 163H142V162H139L140 165H141ZM147 163H148V161H147ZM161 163H160V164H161ZM189 163H190V162H189ZM193 163H194V160H193ZM195 163L197 164V162H195ZM208 163H210V162H207V164H208ZM211 163L213 164V162H211ZM251 163H250V165H251ZM256 163H257V162H256ZM256 163H255V164L252 163V164H253V165H256ZM4 164H2V165H4ZM11 164H12V165H11ZM22 164L19 163V165H21L22 167H24V165H22ZM27 164H28V163H27ZM39 164H40V163H38V165H39ZM48 164H52V162H51V163H48ZM58 164H59V163H58ZM61 164H62V163H61ZM61 164H60V165H61ZM85 164H86V163H85ZM101 164H102V163H101ZM114 164H113V165H114ZM149 164H150V163H149ZM156 164H157V162H156ZM164 164H165V162H164ZM167 164L169 165V163H167ZM170 164H171V163H170ZM176 164H177V163H176ZM179 164H180V163H179ZM184 164H185V162H184ZM200 164H201V163H200ZM203 164H204V163H203ZM214 164H215V163H214ZM214 164H213V165H214ZM257 164H259V163H257ZM0 165H1V164H0ZM19 165H18V166H19ZM28 165H29V164H28ZM35 165H36V164H35ZM40 165H41V167H42V164H40ZM56 165H57V164H56ZM60 165H57V169H58V168H59V169L62 168V165H63V164H62L61 166H60ZM64 165H63V166H64ZM83 165H84V164H83ZM103 165L105 166V164H103ZM106 165H108V164H106ZM133 165H134V164H133ZM135 165H137V164H135ZM145 165H146V163H145ZM147 165H148V164H147ZM157 165H158V164H157ZM189 165H190V164H189ZM189 165H188V166H189ZM209 165L212 166L211 164H209ZM253 165H252V166H253ZM16 166H15V167H16ZM18 166H17V167H18ZM21 166H19V168H18V169H20V170H18V169L15 168V169H12V172H11V173H13L14 171H16V173H17V170H18V171H20V172H18V174L21 173V175H22V173H24V170L26 171V169L21 170V168H20ZM32 166H34V165L32 164ZM45 166H46V163H45ZM54 166H55V165H54ZM58 166H60L61 168L58 167ZM72 166H73V167H72ZM78 166H79V165H78ZM80 166H81V165H80ZM84 166H85V165H84ZM143 166H144V165H143ZM150 166H151V165H150ZM154 166H155V165H153V167H154ZM169 166H170V165H169ZM177 166H178V165H177ZM177 166H176V167H177ZM183 166H184V165H183ZM188 166H186V167H188ZM191 166H192V165H191ZM210 166L206 165L205 167H210ZM221 166H222V165H221ZM247 166H248V165H247ZM3 167H4V166H3ZM36 167H37V166H36ZM36 167H35V168H36ZM41 167L39 166V168H41ZM52 167H53V165H52ZM75 167H77V166H75ZM108 167H109V165H108ZM129 167H130V166H129ZM132 167H133V166H132ZM134 167H135V166H134ZM136 167H137V166H136ZM140 167H142V166H140ZM151 167H152V166H151ZM170 167H171V166H170ZM170 167H169V168H170ZM176 167H175V168H176ZM178 167H179V166H178ZM215 167H217V166L215 165L214 168H215ZM248 167H249V166H248ZM248 167H247V168H248ZM262 167H263V166H262ZM1 168H2V167H1ZM13 168H14V167H13ZM27 168H28V167H27ZM31 168H32V167H31ZM35 168H34V169H35ZM43 168H47V166H46V167H43ZM43 168H42V169H43ZM48 168H50V166H49ZM48 168H47V169H48ZM54 168L56 169V167H53L52 169H54ZM64 168H65V167H64ZM64 168H63V169H64ZM87 168H88V166H87ZM89 168H91V167H89ZM100 168H103V167H100ZM110 168H111V167H110ZM116 168H117V167H116ZM121 168H122V166H121ZM123 168H124V167H123ZM147 168H149V167H147ZM158 168H159V167H158ZM163 168L165 169V167H163ZM166 168H168V167H166ZM175 168L173 167V169H175ZM179 168H180V167H179ZM192 168H193V166H192ZM200 168H201V167H200ZM212 168H213V166H212ZM247 168H246V169H247ZM256 168H257V167H256ZM2 169H3V168H2ZM22 169H23V168H22ZM47 169H46L45 171H47ZM52 169L49 170V171H52ZM55 169H54V170H55ZM57 169H56V170H57ZM59 169H58V171H60ZM63 169H62L61 171H63ZM75 169H76V168H75ZM75 169H74V170H75ZM127 169H128V168H127ZM138 169H139V166H138ZM145 169H146V166H145ZM150 169H151V168H150ZM176 169H177V168H176ZM181 169H182V168H181ZM183 169H184V168H183ZM189 169H190V168H189ZM216 169H217V168H216ZM218 169H219V168H218ZM222 169H223V167H222ZM259 169H260V168H259ZM37 170H38V168H37ZM37 170H36V171H37ZM56 170H55V171H56ZM64 170H65V169H64ZM74 170H72V171H74ZM80 170H82V169H80ZM80 170H79L80 173L78 172L77 174H76V171H78V169H77L76 171H74V172H75V175L72 174V173H73L72 171H71L72 173H71V172H68L69 175L71 174V175H70V178L72 177V175L74 176V178H75L76 175H77V177H78V176L80 177V175H78V174H83L82 172H83L84 169L82 170V172H81ZM95 170H96V169H95ZM100 170H101V169H100ZM129 170H130V169H129ZM140 170H141V168H140ZM153 170H154V169H152V171H153ZM155 170H156V169H155ZM161 170H163V169H161ZM161 170H160V171H161ZM167 170H168V169H167ZM186 170H187V168H186ZM213 170L215 171V169H213ZM220 170H221V169H220ZM223 170H224V169H223ZM241 170H242L243 172H242ZM248 170H249V169H248ZM256 170H257V169H256ZM260 170H262V169H260ZM43 171H44V169H43ZM49 171H48V172H49ZM61 171H60V172H61ZM67 171H66V174H67ZM98 171H99V170H98ZM132 171H133V169H132ZM134 171H137V170H134ZM141 171H142V170H141ZM141 171H140V172H141ZM163 171H164V170H163ZM177 171H178V170H177ZM179 171H180V170H179ZM196 171H197V170H195V172H196ZM202 171H203V169H202ZM206 171H207V170H205L204 172H206ZM211 171H212V170H211ZM214 171H213V172H214ZM258 171H259V170H258ZM32 172H33V170H32ZM40 172H41V171H40ZM48 172H47V173H48ZM101 172H102V171H101ZM101 172H100V173H101ZM107 172L109 173L108 170H107ZM129 172H130V171H129ZM138 172H139V170H138ZM143 172H145V171H143ZM149 172H150V171H149ZM172 172H173V171H172ZM182 172H183V171H182ZM182 172H181V174H182ZM198 172H199V170H198ZM198 172H197V173H198ZM200 172H201V170H200ZM200 172H199V174H200ZM216 172H217V171H215V173H216ZM241 172H242V173H241ZM250 172H251V170H250ZM256 172H257V171H256ZM0 173H1V172H0ZM3 173H4V172H3ZM3 173H2V174H3ZM5 173H4V174H5ZM14 173H15V172H14ZM16 173H15V174H16ZM42 173H44V172H42ZM50 173H52V172H50ZM50 173H49V174H50ZM53 173H54V171H53ZM58 173H59V172H58ZM62 173H63V172H62ZM87 173L90 175L89 172H87ZM110 173H111V172H110ZM152 173H153V172H152ZM155 173H156V171H155ZM157 173H158V171H157ZM163 173H164V172H163ZM175 173H177V172H175ZM175 173H174V174H175ZM207 173H208V172H207ZM207 173H206V175H207ZM243 173H244V175H243ZM246 173H248V175H246ZM254 173H255V172H254ZM254 173H252V174H254ZM257 173H258V172H257ZM260 173H261V176H262V178H263V177H264V174H262L263 172H260ZM4 174L2 175V176H3L2 179H0V182H1V184H0V227L2 228V230H4L5 227H10V226L12 227V226H14V224H15L16 221H17V222H18L19 220H20L21 222L24 221V220H22V218H19V216H20V215H24L23 212L26 214V212H25V211H26L25 208H26V206L28 205V204H27V202L29 201L28 198H29L30 195H32V193H33V192L31 191V194H30L29 196L27 195L28 197L26 196V197H27L26 200H28V201L26 202L25 197H24V196H25V195H24V193H25L24 191L27 190L28 188H31L30 185H31L32 180H31V181L29 180L30 185L28 184V185H29V186H28V185H27L28 182H26V181H28V180H26V179H27V178L30 179V177H27V178L25 177V180H26V181L24 180V183H25V185H27L28 187H27L26 189L23 188L24 191L22 190V192H24V193L20 192L21 194L24 195V196H23V195H22V196H23V199H24L25 202H23V200H22V201H19L20 204L16 203V202L18 201V199H22V198H19L21 195L14 196V197H18V198H14V197H13V195H15V194L17 195L18 192H13V191H14V190L12 189L13 186H11V184H9V182L6 181V178H7V177L4 178V177L6 176V174H5V175H4ZM18 174H16V175H18ZM25 174H26V172H25ZM31 174H32V173H31ZM44 174H45V173H44ZM60 174H61V173H59V175H60ZM63 174H65V172H64ZM63 174H61V177H62ZM66 174H65L64 176H66ZM85 174H86V173H85ZM94 174H96V173H94ZM94 174H93V176H94ZM101 174H102V173H101ZM114 174H115V173H114ZM120 174H121V173H120ZM120 174H118V175H120ZM128 174H129V176H130V173H128ZM132 174H133V173H132ZM134 174H135V173H134ZM134 174H133V175H134ZM136 174H137V173H136ZM148 174H149V173H148ZM160 174H161V172H160ZM160 174H159V176L161 177L162 174H161V175H160ZM174 174H173L172 176H175ZM201 174H202V172H201ZM209 174H210V173H209ZM216 174H217V173H216ZM216 174H214V175H216ZM221 174H222V175H221ZM225 174H226V175H225ZM241 174H242V175H241ZM249 174H250V175H249ZM255 174H256V173H255ZM8 175H7V176H8ZM10 175H11V174H10ZM16 175H15V176H16ZM19 175H20V174H19ZM21 175H20V176H21ZM23 175H24V174H23ZM23 175H22V176H23ZM26 175H27V174H26ZM55 175H57L56 172H55L54 175L52 174V179H55V178H56V177L53 178V176H55ZM69 175L67 174L66 177H68ZM83 175H84V174H83ZM89 175H88V176H89ZM106 175H107V174H106ZM112 175H113V174H112ZM122 175H123V174H122ZM144 175H145V174H144ZM144 175H143V176H144ZM164 175H165V174H164ZM179 175H180V174H179ZM179 175H178V176H179ZM196 175H198V174H196ZM204 175H205V174H203V176H204ZM210 175H211V174H210ZM245 175H246V176H245ZM15 176H14V177H15ZM22 176H21V177H22ZM30 176H31V175H30ZM33 176H34V175H33ZM36 176H37V175H36ZM45 176H48V175H45ZM49 176H51V175H49ZM49 176H48V177H49ZM64 176H63V177H64ZM93 176H92V177H93ZM124 176H126V175H124ZM124 176H123V178H124ZM165 176H166V175H165ZM167 176H168V174H167ZM176 176H177V175H176ZM176 176H175V177H176ZM183 176H184V175H183ZM187 176L189 177L188 174H187ZM190 176H191V174H190ZM193 176H194V175H193ZM198 176H199V175H198ZM23 177H24V176H23ZM23 177H22V178H23ZM48 177L44 178V180L47 179ZM77 177H76L75 180H74L73 177H72V181L74 180V183H76V180H78L79 177H78V178H77ZM81 177H82V176H81ZM94 177H95V176H94ZM99 177H100V176H99ZM99 177H98V178H99ZM108 177H110V176H108ZM108 177L106 176V179H107ZM130 177H132V176H130ZM130 177L127 178V180L130 179ZM134 177H136V176H134ZM139 177H140V175H139ZM156 177H157V176H156ZM163 177H164V176H163ZM170 177H171V176H170ZM206 177H207V176H206ZM215 177H216V176H215ZM215 177H214V178H215ZM3 178H4L5 180H3ZM9 178H10V176L8 177V179H9ZM15 178H17V176H16ZM18 178H19V177H18ZM57 178H59V177H57ZM70 178H66V179H67V180L69 179V181H71ZM83 178L85 179V177H83ZM115 178H116V177H115V175H114V178H113V179H115ZM119 178H120V177H119ZM119 178H118V179H119ZM141 178L143 179V177H141ZM141 178H140V179H141ZM146 178H147V177H146ZM148 178H149V175H148ZM150 178H151V177H150ZM177 178H179V177H177ZM189 178H192V177H189ZM189 178H188V179H189ZM193 178H194V177H193ZM200 178H201V176H200ZM214 178H212V179H214ZM217 178H219V177H217ZM260 178H261V177H260ZM11 179H12V178H11ZM42 179H43V178H42ZM42 179H41V181H42ZM66 179H65V178L63 179V178H62V181H64V182L67 183L68 181H67ZM86 179H87V178H86ZM90 179H91V177L89 176V179H88V180H90ZM111 179H112V176H111ZM113 179H112V180H113ZM124 179H125V178H124ZM131 179H132V178H131ZM131 179H130V180H131ZM165 179H167V178H165ZM171 179H173V178H171ZM182 179H183V178H182ZM182 179H181V180H182ZM195 179H196V178H195ZM198 179H199V178H197V180H198ZM206 179H207V178H206ZM210 179H211V178H209V182L211 183ZM1 180H3V181H1ZM15 180H16V179H15ZM39 180H40V179H39ZM44 180H43V181H44ZM49 180H51L50 177H49ZM49 180L47 179L46 182L49 181ZM57 180H58V179H57ZM65 180H66V181H65ZM127 180H126V181H127ZM138 180H139V179H138ZM143 180H144V179H143ZM147 180H149V179H147ZM147 180H146V181H147ZM155 180H156V179H155ZM155 180H154V181H155ZM175 180H176V179H175ZM178 180H179V179H178ZM184 180H187V179L184 178ZM192 180H193V179H192ZM204 180H205V178H204ZM216 180H217V179H216ZM258 180H261V179L258 178ZM9 181H10V180H9ZM17 181H18V180H17ZM59 181H60V179H59ZM90 181H92V180H90ZM90 181H87L86 183H88V182H90ZM104 181H105V180H103V182H104ZM106 181H107V180H106ZM121 181H122V180H121ZM124 181H125V180H124ZM135 181H137V180L135 179ZM152 181H153V180H152ZM156 181H157V180H156ZM167 181L170 182L169 180H167ZM188 181H190L189 183L192 182L191 180H188ZM202 181H203V180H202ZM217 181H218V180H217ZM262 181H263V180H262ZM18 182H20V181H18ZM18 182H17V183H18ZM38 182H39V181H38ZM52 182H53V181L51 180L50 183H52ZM92 182H93V181H92ZM119 182H120V181H118V183H119ZM122 182H123V181H122ZM140 182H143V181H139V183H140ZM144 182H145V181H144ZM181 182H183V181H181ZM194 182H195V181H194ZM196 182H198V181H196ZM209 182H208V183H209ZM212 182H213V180H212ZM22 183H23V182H22ZM24 183H23V184H24ZM40 183H41V182H40ZM50 183L46 184V183L43 182V183H42V184H44L43 186L39 185V186H37V187L40 189L41 187L43 188V187L46 186V185H47L48 187H54V186H57V185H58V184H56V185L52 184V185H51ZM61 183H62V182H61ZM90 183H91V182H90ZM137 183H138V181H137ZM146 183H148V182H146ZM152 183L154 184V182H152ZM152 183L149 182L148 184L152 185ZM158 183H159V182H158ZM158 183H157V184H158ZM165 183H166V180H165ZM175 183H176V182L174 181V184H175ZM178 183H179V182H178ZM185 183H187V182H185ZM202 183H203V184H204V183L207 184L206 181H205V182H202ZM202 183H201V186H202ZM213 183H214V182H213ZM218 183H219V182H218ZM224 183H225L226 185H225ZM258 183H259L260 185H259ZM14 184H15V183H14ZM36 184H37V183H36ZM45 184H46V185H45ZM64 184H65V183H64ZM77 184H79L78 181H77ZM77 184H76V185H77ZM84 184H85V183H84ZM84 184L82 183V186H83ZM93 184H94V183H93ZM98 184H100V183H98ZM98 184H97V182H96L95 186L98 185ZM121 184H122V183H121ZM126 184H128V183H126ZM132 184H133V183H132ZM143 184H144V183H143ZM161 184H162V183H161ZM167 184H168V183H167ZM170 184H171V183H170ZM183 184H184V183H183ZM205 184H204V185H205ZM219 184H220V183H219ZM12 185H13V184H12ZM17 185H18V184H17ZM25 185H24V187H25ZM37 185H38V184H37ZM49 185H50V186H49ZM76 185H75V186H76ZM86 185H90V184H86ZM114 185H115V184H114ZM114 185H113V186H114ZM140 185H141V184H140ZM145 185H146V184H144V187H145ZM155 185H156V184H155ZM164 185H165V184H164ZM175 185H176V184H175ZM177 185H178V184H177ZM177 185H176V186H177ZM185 185H186V184H185ZM191 185H193V184H191ZM196 185H197V186H200V185H198V184H196ZM196 185L193 186V187H196ZM204 185H203V186H204ZM212 185H213V184H211L210 188L212 187ZM20 186H21V185H20ZM34 186H35V185H34ZM40 186H41V187H40ZM77 186H78V185H77ZM77 186H76V189H78ZM80 186H81V184H80ZM90 186H92V185H90ZM90 186H89V187H90ZM95 186L93 185V187H95ZM98 186H100V185H98ZM117 186H119V184H118ZM117 186H116V190H117V188L120 187V186H119V187H117ZM124 186H125V185H124ZM131 186H133V185H131ZM135 186H136V185H135ZM142 186H143V185H142ZM142 186H141V189L143 188ZM153 186H154V185H153ZM169 186H170V185H169ZM172 186H173V185H172ZM176 186H175V187H176ZM178 186H179V185H178ZM187 186H188V184H187ZM187 186H186V187H187ZM207 186H208V184H207ZM215 186H217V185H215ZM218 186H219V185H218ZM10 187H12L11 189H12L13 191L10 190ZM15 187H16V186H15ZM15 187H14V189H16ZM17 187H18V186H17ZM35 187H36V186H35ZM61 187H62V185H61ZM66 187H68V186L66 185ZM84 187H86V186H84ZM121 187H122V186H121ZM121 187H120V188H121ZM139 187H140V186H139ZM146 187H147V186H146ZM160 187H162V186L160 185ZM160 187H159V188H160ZM164 187H165V186H163V189H164ZM170 187H171V186H170ZM175 187L173 186V187H171V188H175ZM188 187H189V186H188ZM19 188H20V187H19ZM42 188L40 189V191H41V193H42V192L44 193L45 191H43V190H46V189H45L46 187H44L43 189H42ZM55 188H56V187H54L53 189L50 188V191L53 193V191L55 190ZM59 188H60V186H59ZM62 188H63V187H62ZM79 188H80V187H79ZM81 188H82V187H81ZM81 188H80V191H81ZM90 188H91V190H92V187H90ZM90 188H88V190H89ZM108 188H109V187H108ZM120 188H119V189H120ZM127 188H128V186H127ZM130 188H131V187H130ZM133 188H134V187H133ZM166 188H167V187H166ZM199 188H200V190H201L203 187H202V188L199 187ZM199 188H198V189H199ZM204 188H205V187H204ZM212 188L214 189V187H212ZM212 188H211L210 190H212ZM215 188H216V187H215ZM261 188H262V189H261ZM17 189H18V188H17ZM21 189H22V188H21ZM21 189H19V190H21ZM51 189H52L53 191H52ZM86 189H87V187H86ZM93 189H95V188H93ZM96 189H98V187H97ZM96 189H95V190H96ZM122 189H123V187H122ZM137 189H138V186H137ZM147 189H149V188H147ZM147 189L145 188V190H147ZM156 189H158V187H157ZM175 189H176V188H175ZM177 189H178V188H177ZM192 189H193V188H192ZM192 189H191V190H192ZM205 189H206V188H205ZM208 189H209V188H208ZM32 190H33V188H32ZM34 190H35L34 193L37 195L39 192H38V193L36 192V188H35ZM48 190H49V188H48ZM67 190H68V189H67ZM72 190H73V189H72ZM84 190H85V189H84ZM91 190H89V191L91 192ZM120 190H121V189H120ZM128 190H129V189H128ZM145 190H143V191H145ZM159 190H161V189H159ZM167 190H168V189H167ZM170 190H171V189H170ZM179 190H180V189H179ZM184 190H185V189H184ZM188 190H189V189H188ZM194 190H195V189H194ZM200 190H199V192H201ZM210 190H209V191H210ZM226 190H227L228 192H227ZM17 191H18V190H17ZM38 191H39V190H38ZM46 191H47V190H46ZM59 191H60V190H59ZM86 191H87V190H86ZM86 191H84V192H86ZM89 191H88V192H89ZM104 191H105V190H104ZM117 191H118V190H117ZM133 191H134V190H133ZM143 191H142V192H143ZM147 191H148V190H147ZM149 191H152V190H149ZM154 191H155V189H154ZM163 191H164V190H163ZM163 191H162V192H163ZM173 191H174V190H173ZM189 191H190V190H189ZM214 191H215V190H214ZM11 192H13V193H11ZM26 192H27V194H28L30 191H29V192L26 191ZM47 192H48V191H47ZM47 192H46L45 194H41V193H39V195L42 196V198H40L39 195H37L38 197H33V196H32L33 198H35V200H37V198H38V199H39V198L42 199V200H38V202H37V203H38V206L36 205L37 203L34 204V205H36V206L39 208V207H40V205H39L40 202H39V201L43 202V200H44V201H45L44 204H45L46 201L49 200V201L47 202L46 205H44V204L42 203V205H44V206L42 207L43 210H44L45 208H47L48 203L50 202V204H51V201H53V200L55 199V200L53 201V203H52V204H54V205L51 204V207H50L51 209H50L49 206H48V208H47V210H46V211H47L46 213H48L49 209H50V212H51V211L53 212V207H52V206H54L55 209H56V211L58 210L57 212L60 211V214H62V217H61L60 214H58V215H60V217H61L60 219H62V218H63V214H64L65 212L63 211V210H64V206L62 205V202H61L62 200H61V201L59 200V199H62V197L59 196V195H60V192H59V194H58V198H59V199H58L55 195H53V196H55V198L52 197V193L50 194V198L52 197L53 200H51V199H47L48 196H49ZM57 192H58V191H57ZM71 192H72V191H71ZM76 192H77V190H76ZM78 192H79V191H78ZM78 192H77V193H78ZM82 192H83V191H82ZM88 192L85 193V194H88ZM92 192H93V191H92ZM95 192H96V191H94V193H95ZM107 192H108V191H107ZM118 192H119V191H118ZM152 192H153V191H152ZM159 192H160V191H159ZM167 192H168V191H167ZM174 192H177V191H174ZM182 192H183V191H182ZM185 192L188 193V191H185ZM193 192H194V191H193ZM219 192H218V193H219ZM225 192H224L223 194H221V193H220V194L224 196V194H226ZM10 193H11V194H10ZM34 193H33V195L35 196ZM67 193H69V192H67ZM72 193H75V192H72ZM77 193H75V194L77 195ZM98 193L101 194L99 191H98ZM114 193H115V191H114ZM114 193H113V194H114ZM157 193H158V192H157ZM170 193H171V191H170ZM179 193H180V192H179ZM190 193H191V192H190ZM195 193H197V192H195ZM202 193H203V191H202ZM202 193H201V194H202ZM204 193L206 194V192H204ZM207 193H208V190H207ZM214 193H215V192H213V194H214ZM216 193H217V192H216ZM18 194H19V193H18ZM25 194H26V193H25ZM54 194H55V192H54ZM56 194H57V193H56ZM63 194H64V193H63ZM75 194H74V195H75ZM96 194H97V193H96ZM109 194H111V193L109 192ZM117 194H118V193L116 192V195H117ZM127 194H129V193H127ZM134 194H135V193H134ZM134 194H133V196H134ZM137 194H138V192H137ZM143 194H144V193H143ZM143 194H142V195H143ZM172 194H173V193H172ZM192 194H193V193H192ZM192 194H191V195H192ZM197 194H198V193H197ZM197 194H196V195H197ZM10 195L15 199L14 202H15L16 199H17V201H16L15 203H16L18 206L20 205L19 207H21L22 204H24V203L26 204L25 208L22 207V208H24L23 210H25V211L22 212V214H20L21 212H20L19 214H16V213H17V212L15 211V210L17 209V208L15 209V207H17L16 205H15L14 208H12L13 205H14L15 203H12L13 199H12V197H11ZM89 195H91V193H89L88 196H89ZM101 195H103V194H101ZM116 195L114 194V197H115ZM138 195H139V194H138ZM155 195H156V193H155ZM158 195H159V194H158ZM158 195H157V196H158ZM170 195H171V194H170ZM174 195H178V194H175V193H174ZM183 195H184V194H183ZM198 195H199V194H198ZM211 195H212V194H211ZM211 195H209V196H211ZM218 195H219V194H218ZM227 195L229 196V194H227ZM22 196H21V197H22ZM44 196H46L47 198L44 197ZM63 196H64V195H63ZM70 196H71V195H70ZM79 196H80V194L77 195V197H79ZM96 196H97V195H96ZM125 196H126V194H125ZM125 196H124V197H125ZM130 196H131V195H130ZM145 196H146V195L141 196V198H142V197L145 198ZM152 196H153V193H152ZM162 196H163V194H162ZM166 196H168V195H166ZM172 196H173V195H172ZM172 196H171V197H172ZM202 196H203V195H202ZM204 196H205V195H204ZM32 197H31V198H32ZM66 197H67V196H66ZM74 197H75V196H74ZM90 197H91V196H90ZM135 197H137L136 199L139 200V197H140V196H135ZM181 197H182V195H181ZM186 197H187V196H186ZM186 197H185V198H186ZM191 197L194 199L193 196H191ZM198 197H199V196H198ZM213 197L215 198V195H214ZM218 197H219V196H218ZM33 198H32V199H33ZM45 198H46L47 200H46ZM67 198H68V197H67ZM69 198H70V197H69ZM79 198H80V197H79ZM86 198H87V196H86ZM92 198H93V197H92ZM111 198H112V197H111ZM111 198H110V199H111ZM118 198H119V197H118ZM129 198H130V197H129ZM129 198H128V199H129ZM133 198H134V197H133ZM149 198H150V197H149ZM166 198H168V197H166ZM169 198H170V197H169ZM172 198H174V196H173ZM175 198H176V196H175ZM175 198H174V199H175ZM179 198H180V197H179ZM195 198H196V197H195ZM216 198H217V197H216ZM219 198H220V197H219ZM219 198H218V199H219ZM225 198H226V196H225ZM225 198L223 197V199H225ZM29 199H30V198H29ZM32 199H31V200H32ZM76 199H77V198H76ZM76 199H75V200H76ZM134 199H135V198H134ZM136 199H135V200H136ZM152 199L155 200V201L158 200V199H154V197H152ZM163 199H165V197H163ZM177 199H178V196H177ZM180 199H182V198H180ZM199 199H201V198H198L197 200H199ZM218 199H217V200H218ZM232 199H233V200H232ZM7 200L10 201V202H9L10 204L12 203V207H11V205H9V203L6 204V201H7ZM31 200H30V202H33V201H31ZM33 200H34V199H33ZM50 200H51V201H50ZM64 200H66V199H64ZM77 200H78V199H77ZM97 200H98V199H97ZM101 200H102V199H101ZM122 200H125V199H122ZM131 200H132V199H131ZM135 200H134V201H135ZM146 200H149V199L146 198ZM165 200H167V199H165ZM171 200H173V199H171ZM191 200H192V199H191ZM197 200H196V201H197ZM203 200H205V199H203ZM214 200H215V199H214ZM214 200H211V201L213 202ZM220 200H221V198H220ZM225 200H226V199H225ZM228 200H229V199H228ZM66 201H67V200H66ZM66 201H64V202H66ZM73 201H74V200H73ZM87 201H88V200H87ZM94 201H95V200H94ZM99 201H100V200H99ZM99 201H97V202H99ZM111 201H112V200H111ZM113 201H114V199H113ZM119 201H120V200H119ZM125 201H127V200H125ZM141 201L143 202L142 199H141ZM150 201H151V200H150ZM161 201H162V199H161ZM163 201H164V200H163ZM163 201H162V203L164 204ZM173 201H174V200H173ZM175 201H176V200H175ZM175 201H174V202H175ZM177 201H178V200H177ZM7 202H8V201H7ZM21 202H23V203H21ZM74 202H75V201H74ZM89 202H91V201H89ZM97 202H96V203H97ZM115 202H116V201H115ZM115 202H114V203H115ZM123 202H124V201H123ZM130 202H131V201H130ZM138 202H140V201H138ZM142 202H141V203H142ZM145 202H146V201H145ZM151 202H152V201H151ZM153 202H154V201H153ZM169 202H170V201H169ZM178 202H180V200H179ZM182 202H183V201H182ZM214 202H215V201H214ZM224 202H225V201L223 200V203H224ZM226 202H227V200H226ZM228 202H230V201H228ZM262 202H263V203H262ZM75 203H76V202H75ZM93 203H94V202H93ZM120 203H121V202H120ZM124 203H125V202H124ZM127 203H129V200H128ZM148 203H149V202H148ZM154 203H155V202H154ZM165 203H166V202H165ZM171 203H172V202H171ZM175 203H176V202H175ZM194 203H195V202H194ZM194 203H193V204H194ZM199 203H200V202H199ZM259 203H262V204H259ZM25 204H24V205H25ZM40 204H41V203H40ZM73 204H74V203H73ZM109 204H110V203H109ZM122 204H123V203H122ZM131 204H132V202H131ZM143 204L145 205L146 203H143ZM143 204H142V205H143ZM151 204H152V203H151ZM160 204H161V203H160ZM160 204H159V207H162V211H161L162 213H161V214H163V213H164V212H163V209H164L166 206H164L163 204L160 206ZM166 204H167V203H166ZM193 204H192V206H193ZM197 204H198V202H197ZM203 204H204V203H203ZM203 204H202V205H203ZM205 204H206V203H205ZM205 204H204V205H205ZM208 204H209V203H208ZM214 204H217V203H214ZM214 204H212V205H214ZM228 204H229V203H228ZM228 204H225V205H228ZM6 205H9V206H6ZM29 205H30V204H29ZM34 205H33V206H34ZM42 205H41V206H42ZM74 205H75V204H74ZM86 205H87V204L85 203V206H86ZM99 205H100V204H98V205L96 206V205L93 204L92 206H93L94 208H95V206H96V208H97V207L99 208ZM103 205H104V204H103ZM107 205H108V204H107ZM115 205H116V204H115ZM125 205H126V204H125ZM132 205H133V204H132ZM134 205H136V201H135V204H134ZM139 205H140V203H139ZM157 205H158V204H157ZM173 205H174V203L172 204V206H173ZM176 205H177V204H176ZM179 205H180V204H179ZM187 205H188V204H187ZM189 205H190V204H189ZM210 205H211V204H210ZM210 205H209V206H210ZM212 205H211V206H212ZM231 205H232V204H231ZM104 206H105V205H104ZM110 206H111V204H110ZM112 206H113V208H114V205H112ZM112 206H111V207H112ZM128 206H129V204H128ZM145 206H146V205H145ZM152 206H153V205H152ZM163 206H164V208H163ZM170 206H171V204H170ZM170 206H169V207H170ZM174 206H175V205H174ZM174 206H173V209H174ZM177 206H178V205H177ZM195 206H196V205H195ZM197 206H199V204H198ZM215 206H216V205H215ZM219 206H220V205H219ZM235 206H236V204H235ZM7 207H10V208L8 209ZM30 207H31V206H30ZM69 207H70V206H69ZM73 207H74V206H73ZM73 207L70 208V209H73ZM78 207H79V206H77V209L80 208V207H79V208H78ZM81 207H82V206H81ZM86 207H87V206H86ZM88 207H91V206H88ZM93 207H91V210H92ZM102 207H103V206H102ZM102 207H101V208H102ZM111 207H110V208H111ZM129 207H131V205H130ZM129 207H126V208L129 209ZM132 207H134V206H132ZM132 207H131V208H132ZM167 207H168V205H167ZM178 207H179V206H178ZM182 207H184V206H183V203H182ZM185 207H186V206H185ZM185 207H184V208H185ZM190 207H191V206H189V209H190ZM202 207H205V206H202ZM27 208H29V207H27ZM67 208H68V207H67ZM104 208H105V207H104ZM110 208H109V209H110ZM116 208H118L117 205H116ZM134 208H135V207H134ZM140 208H144V209H145L146 207H141V205H140ZM151 208H152V207H151ZM179 208H181V207H179ZM179 208H178V209H179ZM210 208L212 209L213 207H210ZM218 208H219V207H218ZM225 208H226V210H227V206H225ZM237 208H238V207H237ZM237 208H236V209H237ZM10 209H11V210L13 209V210L15 211V213H14V215H13L14 217H17V216L19 215V216L17 217V218H19V219H16V221L12 219V218H14V217H13V216H12V217L10 216V213H11V215L13 214V213L11 212ZM29 209H30V208H29ZM34 209H35V208H34ZM36 209H37V208H36ZM74 209H76V208L74 207ZM74 209H73V210H74ZM87 209H88V208H85L86 211H87ZM89 209H90V208H89ZM99 209H100V208H99ZM105 209H106V208H105ZM105 209H104V211H105ZM109 209H108V210H109ZM114 209H115V208H114ZM114 209H112V210H114ZM137 209H138V206H136V209H135V210L137 211ZM154 209H155V208H154ZM158 209H159V208H158ZM160 209H161V208H160ZM160 209H159V211H160ZM173 209H172V207H171V210H173ZM181 209H183V208H181ZM192 209H193V208H192ZM197 209H198V207H197ZM204 209H205V208H204ZM221 209H222V208H221ZM234 209H235V207H234ZM32 210H33V208H32ZM40 210H41V208H40ZM80 210H81V209H80ZM91 210H90V211H91ZM102 210H103V209H102ZM108 210H106V212H107ZM112 210H111V211H112ZM115 210H116V209H115ZM115 210H114V211H115ZM118 210H120V208H119ZM129 210H130V212H131L133 209H132V210L129 209ZM129 210H127V211H129ZM141 210H142V209H141ZM175 210H176V209H175ZM175 210H173V211L175 212ZM195 210H196V209H195ZM198 210H199V209H198ZM205 210H206V209H205ZM214 210H215V207H214V209H213L212 211H214ZM218 210H219V209H218ZM218 210H217V211H218ZM228 210H229V209H228ZM230 210H231V209H230ZM237 210H238V209H237ZM253 210H252V212H253ZM259 210H261V209L259 208ZM263 210H264V207L262 208V211H263ZM19 211H20V209L18 210V212H19ZM21 211H22V210H21ZM29 211H30V210H29ZM35 211H36V210H35ZM35 211H34V212H35ZM44 211H45V210H44ZM67 211H68V210H67ZM71 211H72V210H71ZM82 211H83V209H82ZM95 211L97 212V214H99V213L101 212V210H99L100 212L97 211V210H95ZM104 211H102V212L105 213ZM111 211H110V212L108 211L109 214H110V213L112 214ZM142 211H143V210H142ZM146 211H147V210H146ZM164 211H165V210H164ZM177 211H178V210H177ZM187 211H189V210H187ZM190 211H191V210H190ZM192 211H193V210H192ZM224 211H225V210H224ZM233 211H234V210H233ZM233 211H232V212H233ZM256 211H257V210H254V212H256ZM34 212H33V213H34ZM36 212L38 213L39 210H37ZM42 212H43V211H42ZM50 212H49V213H50ZM62 212H64V213H62ZM72 212H74V211H72ZM72 212H71V213H72ZM84 212H85V211H83V213H84ZM98 212H99V213H98ZM116 212H117V211H116ZM116 212H115V213H116ZM122 212H123V211H122ZM138 212H139L138 215L140 216V212H141V211L139 210ZM138 212H137V213H138ZM167 212H168V211H167ZM183 212H184V211H183ZM183 212H182V214H183ZM198 212H199V211H198ZM218 212H219V211H218ZM225 212H226V211H225ZM229 212H230V211H229ZM252 212H251V213H252ZM260 212H261V211H260ZM263 212H264V211H263ZM55 213H56V212H55ZM55 213H53V214L50 213L49 215H50V216L53 215V216L56 218L57 213H56V214H55ZM68 213H69V212H68ZM74 213H75V212H74ZM88 213H90V212H88ZM103 213H100V214H102L103 216L99 214V217H98V218H100L101 216L106 218V216H104V215H106L107 213H106V214H103ZM126 213H127V212H126ZM128 213H129V212H128ZM141 213H142V212H141ZM144 213L146 214V213H148V211H147V212L144 211ZM154 213H155V212H154ZM157 213H158V212H157ZM171 213H172V212H171ZM171 213H170V214H171ZM179 213H180V212H179ZM179 213H178V214H179ZM196 213H197V212H196ZM202 213H203V212H202ZM210 213H211V212H210ZM216 213H217V212H216ZM257 213H258V212H257ZM257 213H256V214H257ZM15 214H16V216H15ZM43 214H44V213H43ZM54 214H55V215H54ZM78 214H79V213H78ZM78 214H77V215H78ZM97 214H95V215H97ZM109 214H108V216H111V214H110V215H109ZM129 214H130V213H129ZM132 214H133V213H132ZM134 214H135V212H134ZM134 214H133V215H134ZM145 214H144V216H145V217H148V216H146ZM149 214H150V213H149ZM159 214H160V213H159ZM176 214H177V213H176ZM189 214H190V213H189ZM197 214H198V213H197ZM199 214H200V213H199ZM203 214H204V213H203ZM208 214H209V213H208ZM226 214H227V212H226ZM231 214H232V213H231ZM236 214H237V213H236ZM252 214H255V213H252ZM256 214H255V216H256ZM26 215H27L26 217H28V214H26ZM31 215L34 216L33 214H30V216H31ZM36 215H38V214H36ZM39 215H40V214H39ZM39 215H38L37 217H39ZM41 215H42V214H41ZM45 215H46V214H44V218H45ZM49 215H48V216H49ZM58 215H57V217H58ZM67 215H68V214H67ZM67 215H66V216H67ZM74 215H75V214H74ZM82 215H83V214H82ZM113 215H114V213H113ZM113 215H112V217H108L110 220H109V219H106V220H109V224H110V221H111V220H112V222H113L114 219H112V218H116V216L113 217ZM115 215H117V220L115 219V221H114L115 223L113 222V224L116 226L115 228H116L118 231H120L121 229H118V227H117V222H118V225H119V221H118V220L120 219V217L118 218V216L121 215V212H120V214H115ZM123 215H124V214H123ZM138 215H137V218H140V219L138 220V222L140 223V224H139L140 226L138 225V223H136V222H137V219H136L135 223H136L137 227H138V226L140 227V228L138 227L139 229H141V230H139V231H142V230H143V231H142V234H143V232H144V230H145V228H146V227H144V226H145L146 224L144 223V224H145V225H144V224H142V222H140V221L142 220L141 218H143V220H144V216H143V217H142V216L138 217ZM141 215H143V213H142ZM150 215H151V214H150ZM153 215H155V214H153ZM184 215H186V214H184ZM206 215H207V214H206ZM212 215H213V214H212ZM228 215H229V214H228ZM244 215H245V214H244ZM250 215H251V214H250ZM261 215H262V214H261ZM53 216H52V218H54ZM85 216H86V213L84 214V218H85ZM87 216L89 217V215H87ZM97 216H98V215H97ZM129 216H130V215H129ZM157 216H159V215H157ZM168 216H169V213H168ZM171 216H172V214H171ZM171 216H170V217H171ZM193 216H194V215H193ZM216 216H217V215H216ZM218 216H219V215H218ZM220 216H221V215H220ZM220 216H219V217H220ZM229 216H230V215H229ZM255 216H253V217H255ZM10 217H11V218H10ZM20 217H21V216H20ZM35 217H36V216H35ZM40 217H41V216H40ZM42 217H43V215H42ZM71 217H72V215H71ZM93 217H94V215H93ZM102 217H101V218H102ZM133 217H134V216H133ZM164 217H165V215H164ZM166 217H167V216H166ZM170 217H169V218L167 217V219H168V220L171 219ZM172 217H175V215L172 216ZM183 217H184V216H183ZM195 217H196V215H195ZM199 217H200V216H199ZM202 217H204V215H203ZM212 217H213V216H212ZM238 217H241V216H238ZM256 217H257V216H256ZM24 218H25V217H24ZM29 218H30V217H28V219H29ZM78 218H79V216H78ZM81 218H82V217H81ZM84 218H83V219H84ZM95 218L97 219V217H95ZM95 218H94V220H95ZM101 218H100V219H101ZM121 218H123V216H121ZM130 218H131V217H130ZM130 218H129V220H130ZM148 218H151V219H152V216H149ZM148 218H145V219H146V220H145L146 223H147V219H148ZM190 218H191V217H190ZM207 218H208V217H207ZM214 218H215V217H214ZM227 218H228V217H227ZM227 218H226V220H227ZM241 218H242V217H241ZM244 218H247V217H244ZM260 218H263V217L260 216ZM260 218H259V219H260ZM48 219H49V217H48ZM58 219H59V217H58ZM60 219H59V221H62L61 223L64 224V223H65V222H63L64 220H65V221H69V220L72 219V218H69L68 220H66V219H64V220H63V219L60 220ZM103 219H104V218H102L101 220H98V221H102ZM134 219H135V218H134ZM157 219H159V218H157ZM162 219H163V215H162ZM167 219H166V220H167ZM175 219H177V218H175ZM179 219L181 220V217H180ZM179 219H178V221H179ZM182 219H183V218H182ZM185 219H186V218H185ZM196 219H197V218H195V220H196ZM200 219H201V218H200ZM208 219H210V217H209ZM217 219H219V218H217ZM223 219H224V218H223ZM228 219H230V218H228ZM235 219H236V218H235ZM238 219H239V218H238ZM252 219H253V218H252ZM257 219H258V218H257ZM36 220H37V218H36ZM41 220H42V219H41ZM50 220H51V218H50ZM52 220H53V219H52ZM52 220H51V221H52ZM76 220H77V218H76ZM88 220H89V219H88ZM106 220H105V221H106ZM123 220H124V219L121 220L122 223H121V221H120V225L123 224V222H124ZM127 220H128V219H127ZM160 220H161V219H160ZM164 220H165V218H164ZM206 220H207V219H206ZM226 220H225V222H227ZM260 220H261V219H260ZM263 220H264V219H263ZM12 221H13L14 224L12 223ZM14 221H15V222H14ZM42 221H43V220H42ZM46 221H47V220H46ZM53 221H55V220H53ZM70 221H71V220H70ZM70 221H69V223H70ZM96 221H97V220H96ZM148 221H149V220H148ZM151 221H152V220H151ZM162 221H163V220H162ZM170 221H171V220H170ZM178 221H177V222H178ZM183 221H185V220H183ZM198 221H200V220H198ZM198 221H197V222H198ZM201 221H202V220H201ZM203 221L205 222V218L203 219ZM214 221H216L215 223L217 224L220 220H219L218 222H217V220H214ZM214 221H213V222H214ZM222 221H223V220H222ZM222 221H221V222H222ZM230 221L232 222L233 220H230ZM230 221H229V223H231ZM237 221H238V220H237ZM242 221H243V220H242ZM248 221H249V220H248ZM261 221H262V220H261ZM261 221H260V222H261ZM30 222H31V221H30ZM32 222L34 223V221H32ZM78 222H79V221H78ZM83 222H84V220H83ZM85 222H86V220H85ZM87 222H88V221H87ZM102 222H103V221H102ZM102 222H100V223H102ZM107 222H108V221H107ZM112 222H111V223H112ZM132 222L134 223V221H132ZM153 222H154V219H153ZM160 222H161V221H160ZM165 222H167V221H165ZM165 222H164V223H165ZM174 222H175V221H174ZM186 222H187V221H186ZM188 222H189V221H188ZM190 222H192V221H190ZM190 222L188 223L189 225H190ZM197 222H196V224L200 223V222H198V223H197ZM234 222H235V221H234ZM245 222H246V221H245ZM256 222H257V223H260V222H258V221H256ZM262 222H263V221H262ZM9 223H10V224H9ZM11 223H12L13 225H12ZM36 223H37V222L35 221V224H36ZM38 223L40 224V221H39ZM38 223H37L38 226H36V228H37V227H40V226L43 227V225H39ZM42 223H43V222H42ZM46 223H47V222H46ZM49 223H50V221H49ZM52 223H53V222H52ZM58 223L61 224L60 222H58ZM69 223H68V224H69ZM74 223H75V221H74ZM80 223H81V221H80ZM100 223H99V224H100ZM105 223H106V222H105ZM164 223H162V224H164ZM172 223H173V222H171V224H172ZM175 223H176V222H175ZM193 223H194V221L192 222V224H193ZM207 223H209V220L207 221ZM215 223H214V224H215ZM246 223H249V222H246ZM253 223H255V222L253 221ZM257 223H256V224H257ZM16 224H20V223H16ZM16 224H15V225H16ZM25 224H26V223H25ZM25 224H24V225H25ZM35 224H33V227H32V228L29 227V230H30V229L33 230V228L36 229V228L34 227ZM53 224H54L55 226L58 225V224L56 225L55 223H53ZM68 224H67V225H68ZM76 224L78 225V223H76ZM92 224H95V223H92ZM96 224H97V223H96ZM102 224H104V223H102ZM102 224H101V226L99 225L101 228L97 226V228H98L99 230H100V229L102 230V228H103V227H102ZM131 224H132V223H131ZM131 224H130V226H131ZM149 224H150V223H149ZM155 224H157V222H156ZM155 224L153 223L154 227H155ZM176 224H177V223H176ZM176 224H175V225L173 224V225H174V226H177ZM179 224H181V223H179ZM182 224L185 225L184 223H182ZM192 224H191V225H192ZM212 224H213V223H212ZM212 224H211V225H212ZM218 224H219V223H218ZM221 224H226V223H221ZM221 224H220V225H221ZM249 224H250V226L253 225L252 223H249ZM251 224H252V225H251ZM256 224H255V225H256ZM263 224H264V223H263ZM263 224L261 223L262 226H263ZM3 225H6V226L4 227ZM7 225H9V226H7ZM61 225H62V224H61ZM74 225H75V224H74ZM84 225H85V224H84ZM84 225L82 224V226H84ZM114 225H111L110 227H112V226H114ZM143 225H144V226H143ZM157 225H158V224H157ZM164 225H166V224H164ZM164 225H163V226H164ZM203 225H204V224H203ZM203 225H202V228H203ZM205 225L207 226V224H205ZM255 225H254V226H255ZM18 226H20V225H18ZM55 226H54V227H55ZM62 226H63V227H61V228H65L64 225H62ZM69 226H70V224H69ZM78 226H79V225H78ZM86 226H87V225H86ZM86 226H85V227H86ZM88 226L90 227V225H88ZM91 226H92V225H91ZM93 226H95V225H93ZM103 226H104V225H103ZM108 226H109V225H108ZM122 226H123V225H122ZM122 226H121V227H122ZM124 226H125V225H124ZM128 226H129V225H128ZM130 226H129V229H130ZM132 226H134V224H133ZM151 226H152V225H151ZM167 226H168V224H167ZM181 226H182V225H181ZM181 226H180V227H181ZM197 226H198V225H197ZM215 226H216V225H215ZM217 226H218V225H217ZM217 226H216V227H217ZM245 226H247V225H245ZM254 226H253V227H254ZM3 227H4V229H3ZM23 227H24V226H23ZM48 227H49V226H48ZM57 227H58V226H57ZM85 227H84V228H85ZM134 227H136V226H134ZM177 227H179V226H177ZM177 227H176V228H177ZM186 227H187V225H186ZM189 227H191V226H188V230H189ZM195 227H196V225L194 226V228H195ZM199 227H200V226H199ZM209 227H210V226H209ZM209 227H208V228H207V227H204V228L209 229ZM216 227H215V228H216ZM218 227H220V226H218ZM218 227H217V228H218ZM222 227H223V229H224V225H223ZM228 227H229V225H228ZM231 227H232V226H231ZM240 227H241V226H240ZM258 227H260V226H258ZM258 227H257V228H258ZM1 228H0V232L2 231ZM18 228L20 229L21 227H18ZM90 228H91V227H90ZM90 228H88V229H90ZM112 228H113V230H115L114 227H112ZM112 228H111V229H112ZM123 228H124V227H122V230H123ZM125 228H126V226H125ZM160 228H161V227H160ZM166 228H167V227H166ZM168 228L173 229V226H171V227L168 226ZM168 228H167V229H168ZM174 228H175V227H174ZM192 228H193V225H192ZM211 228H213V227H211ZM232 228H234V227H232ZM241 228H242V227H241ZM241 228H240V229H241ZM251 228H252V227H251ZM255 228H256V227H255ZM255 228H253V229L255 230ZM262 228H263V227H262ZM262 228H261V229H262ZM8 229H9V228L5 229V231L8 230ZM12 229H13V228H12ZM14 229H15V227H14ZM21 229H22V228H21ZM40 229H42V228H40ZM40 229H38V230L36 229L35 232L40 231ZM46 229H47V228H45V230H46ZM49 229H50V228H49ZM52 229H53V228H52ZM82 229H83V228H82ZM82 229H81L80 231H83ZM91 229H92V228H91ZM91 229H90V230H91ZM95 229H96V227H95ZM95 229H94V230H95ZM103 229L105 230V227H104ZM106 229H107V228H106ZM133 229H135V228H133ZM136 229H137V228H136ZM148 229H149V228H146V230H145L146 233H147ZM155 229H156V228H155ZM162 229H165V228H162ZM162 229H159V230H162ZM171 229H170V230H171ZM183 229H184V228H183V226H182V229H181V230H183ZM190 229H191V228H190ZM223 229L221 228V230H220V228H219L220 231H222ZM226 229H227V228H226ZM226 229H225V230H226ZM17 230H18V229H17ZM31 230L29 231V232H30L29 234H32L31 232H33V231H31ZM59 230H60V229H59ZM64 230H66V228H65ZM94 230H93V231H94ZM96 230H97V229H96ZM99 230H98V231H99ZM101 230H100V231H101ZM109 230H110V228H109ZM109 230H108V231H109ZM117 230H116V232H117ZM126 230H127V229H126ZM150 230H151V229H150ZM177 230H178V228H177ZM179 230H180V229H179ZM184 230H185V229H184ZM186 230H187V229H186ZM194 230H195V229H194ZM196 230H197V229H196ZM196 230H195V231H196ZM202 230H203V229H202ZM202 230H200V231H202ZM231 230L233 231V229H231ZM238 230H239V229H238ZM244 230H245V229H244ZM249 230H250V229H249ZM258 230H259V229H258ZM8 231H9V230H8ZM24 231H25V230H23L19 235H18V232H17V231H16L17 233L15 232V230L13 231L14 235H15V233L17 234V236L15 235V237H17V241H18V242H14V243H15V246H13L14 243L10 240L11 243H13V245L11 244V247H15L16 249H18L19 244H18L17 247H16V244H17V243H20V245H21L22 243H24V242H26V241H28L27 243L30 244L29 241H30L33 237H34V240H35V238L37 237V235L40 234L43 230H42L41 232H38V234H37V235H34L32 238L30 237V239L27 238V236H26V238H27L28 240L24 239V238H25V235H26L27 233H26L25 235L23 234L24 237H23V235H22V238H20V239H22V241H23V239H24V242H22V241L19 242L20 240H19L18 237H20L22 233H25ZM47 231H48V230H47ZM52 231H53V230H52ZM57 231H58V230H57ZM60 231H61V230H60ZM80 231H79V233H80ZM102 231H103V230H102ZM102 231H101V232H102ZM123 231H125V229H124ZM123 231H121V234H120V232H119V234L121 235V237H122V234H124V233H122ZM127 231H128V230H127ZM129 231H130V230H129ZM131 231H132V230H131ZM131 231H130V232H131ZM133 231H134V230H133ZM135 231H137V230H135ZM157 231H158V229H157ZM166 231H167V230H166ZM171 231H172V230H171ZM171 231L169 232V233H170V236L167 235V236H168V239H169V237L171 238V233H172ZM173 231H174V230H173ZM175 231H176V229H175ZM175 231H174L173 233H175ZM220 231H219V232H220ZM226 231H227V230H226ZM10 232H12L11 229H10ZM48 232H49V231H48ZM61 232H62V231H61ZM70 232H71V231H69V233H70ZM84 232H85V231H84ZM101 232H100L99 235L102 234ZM145 232H144V233H145ZM158 232H159L158 234H160V231H158ZM176 232H179V231H176ZM188 232H189V231H188ZM192 232H193V231H192ZM198 232H199V231H198ZM206 232H207V231H206ZM210 232H211V231H210ZM212 232H213V231H212ZM212 232H211V233H212ZM214 232H215V231H214ZM217 232H218V231H217ZM223 232H224V231H223ZM240 232H241V231H240ZM249 232H250V231H249ZM251 232H252V235H251V236H253V235H254V234H253V230H252ZM260 232H262V231H260ZM8 233H9V232H8ZM13 233H11V234H13ZM44 233H45V232H44ZM44 233H42V235H40V236L42 237ZM49 233H50V232H49ZM49 233H47V234H49ZM56 233H57V232H56ZM64 233H65V232L62 233L63 236H64ZM69 233H68V236H67V237H68V240H69V238H71V237H69V236L72 234V233H71V234H69ZM96 233H97V232H95V234H96ZM98 233H99V232H98ZM98 233L96 234V236L98 235ZM103 233H104V231H103ZM112 233H113V232H112ZM114 233H115V231H114ZM131 233H132V232H131ZM131 233H130V234H131ZM136 233H137V232H136ZM148 233H149V232H148ZM153 233L156 234V232H154V230H153L152 234H153ZM184 233H185V232H184ZM193 233H194V232H193ZM199 233H200V232H199ZM199 233H198V234H199ZM221 233H222V232H221ZM228 233H229V231H228ZM228 233L226 234V235H227V238H228ZM235 233H237V231H235ZM238 233H239V232H238ZM246 233H248V231H247ZM256 233H257V232H256ZM262 233H264V231H263ZM33 234H34V232H33ZM35 234H36V233H35ZM47 234H46V237H47ZM53 234H54V231H53ZM53 234H51V235H53ZM58 234H59V233H58ZM65 234H67V233H65ZM86 234L89 235V232H87ZM86 234H85V236H86ZM91 234H92V232H91ZM95 234H94V235H95ZM104 234H105V233H104ZM117 234H118V233H117ZM142 234H141V236H143ZM149 234H150V233H149ZM152 234H150V235H152ZM161 234H162V233H161ZM163 234H164V233H163ZM165 234H168V233L165 232ZM186 234H187V233H186ZM190 234H191V232H190ZM201 234H202V233H201ZM206 234H208V233H206ZM212 234H214V233H212ZM223 234H224V233H223ZM233 234H234V233H233ZM233 234H232V235H233ZM239 234H240V233H239ZM239 234H238V235H239ZM241 234H242V233H241ZM243 234H245V233H243ZM250 234H251V233H250ZM258 234H260V233H258ZM1 235H2V233H1ZM1 235H0V236H1ZM44 235H45V234H44ZM51 235H50V236H51ZM60 235H61V234H59V236H60ZM62 235H61V236H62ZM83 235H84V234H83ZM102 235H103V234H102ZM114 235H116V234H113V236H114ZM124 235H125V234H124ZM124 235H123V236H124ZM126 235H127V234H126ZM138 235H140V234H138ZM138 235H137V236H138ZM144 235H147V234H144ZM150 235H147V237H149ZM153 235H154V234H153ZM175 235H177V234H175ZM178 235H180V234H178ZM178 235H177V236H178ZM184 235H185V234H184ZM184 235H183V236H184ZM188 235H189V234H188ZM196 235H197V234H196ZM203 235H204V233H203ZM208 235H209V234H208ZM215 235H216V234H214V236H215ZM218 235H220V234L218 233ZM221 235H222V234H221ZM221 235H220V236H221ZM235 235H236V234H235ZM245 235H247V234H245ZM248 235H249V233H248ZM255 235H256V234H255ZM255 235H254V236H255ZM260 235H261V234H260ZM3 236H4V235H3ZM3 236H2V237H3ZM10 236H11V235H10ZM12 236H13V235H12ZM28 236H32V235H28ZM35 236H36V237H35ZM38 236H39V235H38ZM40 236H39V238H40ZM61 236H60V238H61ZM76 236H78L77 233H76ZM85 236H82V237H85ZM109 236H110V233H109ZM113 236H111V237H113ZM127 236H128V235H127ZM130 236H133V234L130 235ZM135 236H136V235H135ZM135 236H134V237H135ZM141 236H140V237H141ZM159 236H160V235H158V237H159ZM164 236H165V235H164ZM183 236H182V237H183ZM191 236H193V234H192ZM242 236H243V235H242ZM242 236H241V237H242ZM261 236H262V235H261ZM6 237H7V235H6ZM13 237H14V236H13ZM15 237H14V238H15ZM53 237H54V235L52 236V238H53ZM88 237H89V236H87V238H88ZM93 237H94V236H93ZM97 237H99V236H97ZM101 237H103V236H101ZM114 237L117 238V236H114ZM118 237H120V236L118 235ZM134 237H133V238H134ZM144 237H145V236H144ZM161 237H162V236H161ZM165 237H166V236H165ZM165 237H164V238H165ZM178 237H179V236H178ZM180 237H181V236H180ZM180 237L177 238V237H174V235H173V238H175V239H171L170 242H172V240H175V243H176V242H178V241H177L178 239H179V241L181 240ZM189 237H190V235H189ZM189 237H188V238H189ZM194 237H195V236H194ZM197 237H198L197 239H200V240H201V238H202L203 236H200V237H199V236L197 235ZM209 237H211V236H209ZM212 237H213V236H212ZM217 237H218V236H216V238H215L216 240L218 239ZM222 237H223V236H222ZM244 237H246V236H244ZM248 237H249V236H248ZM248 237H247V238H248ZM7 238H8V237H7ZM11 238H12V237H11ZM43 238H45V236H44ZM47 238H48V237H47ZM47 238H46V239H47ZM89 238H90V237H89ZM125 238H126V236L124 237V239H125ZM130 238H131V237H128V239H130ZM135 238H136V237H135ZM135 238H134V239H135ZM151 238H154V237H151ZM155 238H156V237H155ZM183 238H185V237H183ZM183 238H182V240H183ZM203 238H205V237H203ZM223 238L225 239V241L222 242V243H225V242H226V238H225V236H224ZM230 238H231V237H230ZM232 238H233V237H232ZM1 239H2V238H1ZM5 239H6V238H5ZM48 239H49V238H48ZM55 239H56V238H55ZM57 239H59V238H57ZM63 239H64V238H63ZM63 239L61 238V240H63ZM65 239H66V236H65ZM93 239H94V238H93ZM96 239H97V238H96ZM96 239H95V240H96ZM112 239L114 240L115 238H112ZM117 239H118V238H117ZM117 239H115V240H117ZM119 239H120V238H119ZM128 239L126 238V240H128ZM131 239H132V238H131ZM137 239H138V238H137ZM137 239H136V240H137ZM149 239H150V238H149ZM176 239H177V240H176ZM186 239H187V237H186ZM186 239H185V240H186ZM197 239H196V240H197ZM213 239H214V237H213ZM215 239H214V240H215ZM235 239H237V237H236ZM244 239H245V238H243V241H245ZM252 239H253V237H252ZM25 240H26V241H25ZM34 240L30 241V242H31V246H30L29 248L32 247V243H33ZM42 240H43V239H42ZM49 240H50V239H49ZM68 240H67V241H68ZM76 240H77V241H76ZM84 240H85V239H84ZM107 240H108V237H107ZM109 240H110V239H109ZM122 240H123V238H122ZM151 240H152V239H151ZM155 240H156V239H155ZM158 240H160V237L158 238ZM161 240H162V239H161ZM206 240H207V239H206ZM209 240H210V239H209ZM209 240H208V241H209ZM214 240H213V241H214ZM230 240H231V239H229L228 242L226 243L227 245H228V243H229ZM248 240H250V238H249ZM254 240H256V236H255V239L251 240L252 242L250 241L251 244H250V243L247 244L248 242L246 243V244L248 245V249H249V248L252 249V250H248V251H253V250L255 251V249H258L260 246H262V244H261V245L257 246L258 248H256V246L254 247L253 244L256 242V241H254ZM4 241H6V240H4ZM7 241H8V239H7ZM13 241H15V240L13 239ZM44 241H45V240H44ZM44 241H43V242H44ZM47 241H48V240H47ZM52 241H53V240H52ZM63 241H64V240H63ZM67 241H66V242H67ZM71 241H72V242L75 241V242L77 243V242H78V239H74V241H73L72 238H71ZM92 241H93V240H92ZM96 241H97V240H96ZM100 241L103 242V245H105V244H104V241H102V240H100ZM138 241H141V238H140V240H138ZM146 241H147V240H146ZM152 241H153V240H152ZM152 241H151V243H152ZM189 241H193V240H189ZM211 241H212V240H211ZM219 241H222V240H218V242H219ZM237 241H238V240H237ZM253 241H254V243H253ZM41 242H42V241H41ZM43 242H42V243H43ZM48 242H50V241H48ZM54 242H55V240H54ZM59 242H60V241H59ZM59 242L57 243V241H56V244H57V245H56V246H57L56 248H53V247H55V245H54V246L52 245L53 243L50 244V247L53 246L50 250H49L48 248H46V249H48V251H45V253H43L44 255H43L42 257L40 256V258H42L41 261H44V260L46 261V260H47L48 264H49V263H50V264H55V259H57V257H55V256H56V253H57V252L54 251V250H56L60 244H62V246H63L64 243H66L65 241H64L63 243H61L62 241H61L60 243H59ZM80 242H81V241H80ZM80 242H79V244H81ZM82 242H83V241H82ZM86 242H87V241H86ZM94 242H95V241H94ZM101 242H99V245L95 246V247H98V246H99V247L102 248V249L100 248V252H102L101 250H103V248L105 247V246H103L102 244L100 245ZM116 242H117V241H115V243H116ZM118 242H119V241H118ZM128 242H129V241H128ZM141 242L143 243V241H141ZM149 242H150V240L147 241V243H149ZM153 242H154V241H153ZM158 242H161V241H158ZM163 242H164V239H163ZM163 242L161 243L162 245H163ZM165 242H166V239H165ZM165 242H164V245H165ZM168 242H169V241H168ZM182 242H184V241L179 242V243L181 244V246H182ZM193 242H194V241H193ZM197 242H198V241H197ZM200 242H201V241H200ZM215 242H216V241H215ZM234 242H235V241H234ZM2 243H3V241H2ZM36 243H37V242H35V244H36ZM69 243L71 244V242H69ZM89 243H90V242H89ZM97 243H98V241H97ZM105 243H106V242H105ZM113 243H114V242H113ZM113 243H112V244H113ZM125 243H126V242H125ZM129 243H130V242H129ZM132 243H133V242H132ZM137 243H138V242H137ZM137 243H135V244H137ZM173 243H174V242H173ZM175 243H174V245H175ZM179 243H178V244L176 243V244L179 245ZM189 243H190V242H189ZM209 243H210V242H209ZM212 243H213V242H212ZM256 243H258V242H256ZM256 243H255V244H256ZM28 244H27V246H28ZM47 244H48V243H47ZM92 244H95V243H92V242H91V245H92ZM107 244H108V243H107ZM121 244H122V243H121ZM123 244H124V243H123ZM130 244H131V243H130ZM133 244H134V243H133ZM133 244H132V245H133ZM135 244H134V245H135ZM143 244H145V246L147 245L146 242L143 243ZM143 244H141V245L143 246ZM159 244H160V243H159ZM161 244H160V245H161ZM183 244H185V243H183ZM187 244H188V243H187ZM190 244H191V243H190ZM200 244H202V243H200ZM200 244H199V245H200ZM204 244H205V243H204ZM230 244H232V243H230ZM235 244H236V243H235ZM244 244H245V243H244ZM244 244H243V245H244ZM246 244H245V245H246ZM0 245H1V244H0ZM7 245H8V243H7ZM22 245H23V244H22ZM36 245H37V244H36ZM36 245H35V248H34L35 250L38 249V248H36V247H37ZM42 245H43V244H42ZM51 245H52V246H51ZM82 245H83V244H81V246H82ZM91 245H90V246H91ZM116 245H118V244H115V245L113 244V246H116ZM127 245H128V244H127ZM139 245H140V244H139ZM148 245H149V244H148ZM154 245H155V243H154ZM160 245H159V246H160ZM170 245H172V243H171ZM177 245L175 246L176 248H177ZM194 245H196V243H195V244L193 243V246H194ZM199 245H198V246H199ZM206 245H207V243H206ZM206 245H205V246H206ZM211 245H212V244H211ZM221 245H223V244H221ZM245 245H244V248H245ZM250 245H251V246H250ZM4 246H6V242L4 243ZM23 246H24V250H25V251H24L22 248H20L21 246L19 247L20 250H22V251L20 252V253H22V257H24V256H26V255H27L26 257L29 256L28 258L32 257V256H30V255H33L32 252H30L31 254H27V253L30 251V250L28 249V247H26V248L28 249V250H27V249H25V245H23ZM23 246H22V247H23ZM45 246H46V245H45ZM60 246H61V245H60ZM60 246H59V247H60ZM66 246H67V243H66V245L63 246L62 248L64 249V247H65V249H67ZM68 246H70V247L72 248V247L74 246V243H72V246L69 245V244H68ZM90 246H88L89 249L86 247L89 251H90ZM92 246H94V245H92ZM92 246H91V250H92V249L96 250V251H95V253H96V252L99 250V248H98V249H95V248H93ZM102 246H103V247H102ZM109 246H110V244H109L107 247H109ZM113 246H112V247H113ZM156 246H157V245H156ZM156 246H155V247H156ZM159 246H158V249L160 248L159 250H161V247H159ZM165 246H166V245H165ZM165 246H163V247H165ZM172 246H173V245H172ZM181 246H178V248H181ZM186 246H187V245H186ZM200 246H201V245H200ZM216 246H217V245H216ZM218 246H220V245H218ZM249 246H250V247H249ZM1 247H3V245H1ZM1 247H0V248H1ZM8 247H9V246H8ZM33 247H34V244H33ZM39 247H40V245H39ZM43 247H44V246H43ZM70 247H69V251H70V249H71ZM83 247L85 248L84 245H83ZM107 247H106V248H107ZM128 247H130V246L128 245ZM132 247H133V246H132ZM135 247H137V246L135 245ZM147 247H148V246H147ZM147 247H146V249L149 248V247H148V248H147ZM151 247H152V245H150V248H151ZM167 247H168V246H167ZM169 247H170V246H169ZM173 247H174V246H173ZM175 247H174V248H175ZM208 247H210V246H208ZM212 247H213V246H212ZM212 247H211V248H212ZM222 247H224V246H222ZM222 247H220V248H222ZM239 247H240V246H239ZM253 247H254V248H253ZM263 247H264V246H263ZM9 248H10V247H9ZM9 248H8V249H9ZM44 248H45V247H44ZM60 248H61V247H60ZM62 248H61V249H62ZM81 248H82V247H81ZM86 248H85V249H86ZM106 248H105V249H106ZM109 248H110V247H109ZM109 248H107V249H109ZM118 248H119V246H118ZM118 248H115V250L117 251ZM123 248H125V247H123ZM123 248L121 247V248H120V251H121V249H122V251H123ZM141 248H142V247H141ZM178 248H177V250L179 251ZM183 248H185V246H183ZM193 248H195V247H193ZM193 248H192V249H193ZM199 248H200V247H199ZM201 248H202V247H201ZM215 248H216V247H215ZM220 248H218V249H220ZM226 248H227V247H226ZM226 248H225V249H226ZM231 248H232V246H231ZM233 248H234V246H233ZM242 248H243V247H242ZM10 249L12 250V249H14V248H10ZM58 249H59V248H58ZM58 249H57V250H58ZM61 249H59V250H61ZM65 249H64V252L66 253ZM79 249H80V248H79ZM105 249L103 250V251H105V252H102V253H105L106 256H108L107 251H106ZM125 249H127V248H125ZM125 249H124V250H125ZM128 249H129V248H128ZM128 249H127V250H128ZM133 249H135V248H133ZM136 249L138 250V248H136ZM158 249H157V250H158ZM165 249H166V248H165ZM196 249H197V248H196ZM205 249H206V248H205ZM205 249L203 248L202 250L206 251ZM212 249H213V248H212ZM222 249H223V248H222ZM235 249H236V250H240V249H237V248H235ZM235 249H233V250H235ZM2 250H3V249H2ZM18 250H19V249H18ZM18 250H16V253H18ZM35 250H34V251H35ZM44 250H45V249H44ZM52 250H53V252H52ZM59 250H58V251H59ZM71 250L73 251V249H71ZM74 250H75V251H79V250H76V249H74ZM81 250H82V249H80V251H81ZM94 250H93V251H94ZM109 250H110V249H109ZM113 250H114V249H113ZM131 250H132V248H131ZM139 250H140V249H139ZM139 250H138L137 252L140 253ZM143 250H144V248H143ZM149 250H150V249H149ZM153 250H154V249H153ZM168 250H169V249H167V251H168ZM177 250H175V251H176L175 255L178 254V253H177ZM182 250H183V249H182ZM190 250H191V249H190ZM202 250L200 249V251H202ZM210 250H211V249L209 248L208 251H210ZM220 250H221V249H220ZM226 250H228V249H226ZM226 250H225V251H226ZM6 251H7V250H6ZM12 251H13V250H12ZM14 251H15V249H14ZM26 251H27V252H26ZM61 251H62V250H61ZM67 251H68V249H67ZM69 251H68V252H69ZM75 251H74V254H75ZM80 251H79V252H80ZM82 251H83V250H82ZM82 251H81V252H82ZM93 251H92V254L94 253ZM111 251H112V250H111ZM116 251H115V255L118 257V254H116ZM118 251H119V249H118ZM145 251H146V250H145ZM151 251H152V249H151L150 251H147V252H151ZM154 251L156 252V250H154ZM169 251H170V253H171V250H169ZM173 251H174V250H172V252H173ZM180 251H181V249H180ZM180 251H179V253H180ZM184 251L187 252L188 250L186 251V250L184 249V250H183V254H184ZM204 251H203L201 254L204 253V255H205V252H204ZM213 251H214V250H213ZM221 251H224V249L221 250ZM243 251H244V250H243ZM254 251H253V252H254ZM258 251H259V249H258ZM261 251H262V249H261ZM0 252H1V250H0ZM10 252H11V251H10ZM37 252H39V251H37ZM55 252H56V253H55ZM59 252H60V251H59ZM64 252H63V253H64ZM68 252H67V253H68ZM81 252H80V253H81ZM98 252H99V251H98ZM127 252H128V251H127ZM127 252H125V253H127ZM131 252H132V251H130V252L127 253V254H130ZM133 252H135V251H133ZM137 252H136V253H137ZM142 252H143V251H142ZM159 252H160V251H159ZM161 252H162V251H161ZM161 252H160V253H161ZM211 252H212V251H211ZM217 252H218V251H217ZM217 252H216V253H217ZM238 252H239V251H238ZM253 252H251V254H250V252H248L249 255H252V254H253V255L250 256V257H251V258H254V256H255V258L258 259V257H259L258 254H259V253L256 254L257 251H256L255 253H253ZM39 253H40V252H39ZM54 253H55V256H54ZM63 253L60 252L59 254L62 255ZM65 253L63 254L64 256L62 255L61 258H63V259L66 261V260L69 259L71 256L68 257L67 259H65V258H66L65 256H69V255H71V254L68 253L69 255H67V253H66V255H65ZM70 253H72V252H70ZM80 253H79V254H80ZM82 253H83V252H82ZM82 253H81V254H82ZM85 253H86V252H85ZM85 253H84V254H85ZM122 253H123V252H122ZM139 253H137V254H139ZM153 253H154V252H153ZM164 253H165V250H164V252H163L162 254L164 255ZM168 253H169V252H168ZM206 253H207V251H206ZM216 253H213V255L216 254ZM220 253H221V252H220ZM223 253H224V252H222L221 255H222ZM226 253H227V252H226ZM228 253H229V252H228ZM228 253H227V254H228ZM239 253H240V252H239ZM239 253H238V254H239ZM243 253H244V252H243ZM245 253H247V252H245ZM248 253H247V254H248ZM2 254H3V251H2ZM6 254H7V253H6ZM6 254H5V255H6ZM18 254H19V253H18ZM18 254H17V255H18ZM36 254H38V253H36ZM79 254H78V255H79ZM109 254H110V253H109ZM112 254H113V252H112ZM134 254H135V253H134ZM142 254H144V252H143ZM149 254H151V257H152V256L155 257V255H156V254L154 255V254H152V253H149ZM166 254H167V253H166ZM180 254H182V252H181ZM183 254H182V255H183ZM185 254H186V253H185ZM189 254H192V253H189ZM208 254H210V252H208ZM218 254H219V253H218ZM233 254H234V253H233ZM260 254H261V253H260ZM263 254H264V253H263ZM263 254H262V255H263ZM0 255H1V253H0ZM8 255H10V253H9ZM8 255H7V256H8ZM57 255H58V254H57ZM72 255H73V254H72ZM78 255H77V256H78ZM85 255H86V254H85ZM87 255H88V253H87ZM94 255H95V256L97 255V256L95 257ZM94 255H93V257H95V258L90 257V258H92L91 261H88V259L90 260V258H88L89 256L87 257L88 259L85 258V261H86V260L88 261V262L85 263V264H101V262H102V261H101L102 258L104 257V258L106 259V256H103L104 254L102 255V256H103L102 258H101V253H100V254H99V253H98V254L96 253V254H94ZM144 255L146 256V254H144ZM159 255H161V254H159ZM163 255H162V256H163ZM173 255H174V253H173ZM173 255H172V256H173ZM204 255H202V256H204ZM206 255H207V254H206ZM228 255H229V254H228ZM256 255H257V256H256ZM262 255H260V256H262ZM1 256H2V255H1ZM13 256H14V255H13ZM19 256H20V255H18V257H19ZM34 256H35V258L37 257L35 254H34ZM38 256H39V255H38ZM75 256H76V255H75ZM83 256H84V255H83ZM111 256H112V255H111ZM139 256H143V255H139ZM164 256H165V255H164ZM164 256H163V258H164ZM170 256H171V254H170ZM172 256H171V257H172ZM189 256H190V255H189ZM194 256H195V255H194ZM199 256H200V254H199ZM209 256H210V255H209ZM209 256H208V257H209ZM215 256H217V254H216ZM222 256H223V255H222ZM236 256H237V255H236ZM245 256H246V255H245ZM247 256H248V255H247ZM4 257H5V256H4ZM8 257H9V256H8ZM10 257H12V253H11V256H10ZM26 257H25V258H26ZM112 257H113V256H112ZM119 257H120V256H119ZM121 257H122V256H121ZM121 257H120V258H121ZM124 257L127 258L125 255H124ZM149 257H150V255H149ZM149 257L146 256V259H149ZM157 257H158V256H157ZM157 257H155V258L157 259ZM182 257H183V256H182ZM191 257H192V256H191ZM191 257H190V258H191ZM195 257H196V256H195ZM200 257H201V256H200ZM226 257H227V255H226ZM237 257H239V256H237ZM240 257H241V256H240ZM243 257H244V256H243ZM1 258H3V257H1ZM15 258H16V257H15ZM15 258H14V260H15ZM32 258H33V257H32ZM79 258H80V259H81V258L83 259L84 257H81V256H80ZM107 258H108V257H107ZM125 258H123V263L126 262V261H124ZM129 258H131V256H129ZM138 258H143V257H138ZM159 258H161V257H159ZM159 258H158V259H159ZM167 258L171 259V258L168 257V256H167ZM167 258H166V256H165V260H166ZM174 258L177 259V257H174ZM180 258H181V256H180ZM180 258H179V259H180ZM185 258H187L186 255H185ZM190 258H188V259H190ZM197 258H198V257H197ZM206 258H207V257H206ZM211 258H213V257H211ZM211 258H210L209 260H208V258H207L208 262H211V261H210ZM216 258H217V257H216ZM216 258H215V259H216ZM227 258H228V257H227ZM233 258H234V257H233ZM251 258H250V259H251ZM255 258H254V259H255ZM263 258H264V257H263ZM6 259H7V258H6ZM20 259H22L21 256L19 257V261L24 263V261H25L24 258H23L24 261H23V260L21 261ZM36 259H37V258H36ZM72 259H73V258H72ZM100 259H101V260H100ZM105 259H104V260H105ZM108 259H109V258H108ZM114 259L116 260V257H115ZM127 259H128V258H127ZM133 259L136 260L137 258H134V257H133ZM144 259H145V258H144ZM152 259H153V258H152ZM158 259H157V260H158ZM169 259H168V260H169ZM179 259H177V260H179ZM192 259H193V258H191V260H192ZM194 259H195V258H194ZM199 259H200V258H199ZM204 259H205V258H204ZM217 259H219V257H218ZM229 259H230V257L227 259L228 264L231 263V262L229 263ZM235 259H236V258H235ZM235 259H234L233 262H235ZM237 259H238V258H237ZM246 259H247V258H246ZM248 259H249V258H248ZM4 260H5V259H4ZM4 260H2V261L5 263ZM12 260H13V259H12ZM38 260H39V258H38L37 260L34 259L33 263H34V264H37V263H38ZM64 260H63V261H64ZM69 260H70V259H69ZM69 260H68V261H69ZM74 260H75V259H74ZM83 260H84V259H83ZM83 260H81V261H83ZM99 260H100L101 262H100ZM106 260H107V259H106ZM106 260H105V261H106ZM118 260H119V258H118ZM128 260H129V259H128ZM128 260H127V261H128ZM130 260H131V259H130ZM140 260H141V259H140ZM142 260H143V259H142ZM142 260H141V261H142ZM160 260H161V259H160ZM163 260H164V259H162L161 261H163ZM171 260H172V259H171ZM181 260H182V262H183L184 259H181ZM201 260H202V259H201ZM219 260H220V259H219ZM15 261H17V263H18V260H15ZM15 261H14V262H15ZM57 261H58V259H57ZM61 261H62V259H61ZM61 261H59V262H61ZM65 261H64V262H65ZM70 261H71V263H72V260H70ZM113 261H114V260H113ZM113 261H109V262H111V264H112ZM145 261H146V260H145ZM150 261H152V260H150ZM158 261H159V260H158ZM173 261H174V260H173ZM186 261H187V260H186ZM203 261H204V260H203ZM221 261H222V260H221ZM221 261L219 262V264H223V261H222V263H221ZM230 261H231V260H230ZM238 261H239V260H238ZM238 261H237V262H238ZM263 261H264V260H263ZM3 262H2V263H3ZM7 262H8V261H7ZM7 262H6V263H7ZM9 262H10V258H9ZM20 262H19V264H20ZM75 262H76V261H75ZM77 262H78V261H77ZM103 262H104V261H103ZM103 262H102V264H103ZM109 262H108V263H109ZM116 262H117V261H116ZM136 262H137V261H136ZM138 262H139V261H138ZM148 262H149V261H147V263H145V262H143V263H144V264H148ZM168 262H169V261H168ZM168 262H166V264H167ZM191 262H192V263H191ZM214 262H215V261H214ZM225 262H226V260L224 261V263H225ZM233 262H232V263H233ZM237 262H235V263H237ZM243 262H244V260H243ZM248 262H249V261H248ZM248 262H247L246 264H248ZM252 262H255V261H251V263H252ZM17 263H15V264H17ZM23 263H21V264H23ZM66 263H67V262H66ZM68 263H69V262H68ZM79 263H80V262H79ZM113 263H114V262H113ZM119 263H120V262H119ZM134 263H135V261H134ZM139 263H140V262H139ZM139 263H138V264H139ZM141 263H142V262H141ZM149 263H150V262H149ZM156 263H157V262H156ZM161 263H162V262H161ZM161 263H160V264H161ZM163 263H165V261H164ZM163 263H162V264H163ZM171 263H173V262H171ZM176 263H177V262H176ZM179 263H180V261H179ZM187 263H188V262H187ZM190 263H191V264H194V263H193V260L190 261ZM203 263H204V262H203ZM211 263H212V262H211ZM235 263H233V264H235ZM249 263H250V262H249ZM7 264H8V263H7ZM24 264H25V263H24ZM26 264H28V262H27ZM38 264H39V263H38ZM40 264H42V263H40ZM44 264H45V263H44ZM56 264H57V263H56ZM59 264H61V263H59ZM63 264H64V263H63ZM76 264H78V263H76ZM80 264H81V263H80ZM82 264H84V263H82ZM104 264H105V263H104ZM126 264H128V263H126ZM132 264H133V263H132ZM136 264H137V263H136ZM152 264H155V263H153V261H152ZM157 264H158V263H157ZM168 264H169V263H168ZM174 264H175V263H174ZM185 264H186V263H185ZM200 264H201V262H200ZM212 264H213V263H212ZM216 264H217V263H216ZM238 264H239V262H238ZM243 264H245V263H243ZM252 264H254V263H252ZM257 264H258V263H257ZM261 264H264V263H261Z\"/></svg>","mask_w":264,"mask_h":264}]
</instances>
